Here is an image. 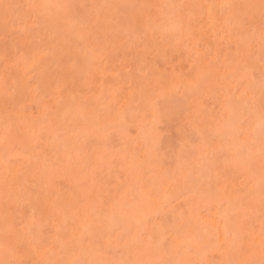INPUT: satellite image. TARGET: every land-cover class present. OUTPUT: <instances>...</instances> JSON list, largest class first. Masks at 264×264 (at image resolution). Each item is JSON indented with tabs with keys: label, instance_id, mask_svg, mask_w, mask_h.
Segmentation results:
<instances>
[{
	"label": "rangeland",
	"instance_id": "rangeland-1",
	"mask_svg": "<svg viewBox=\"0 0 264 264\" xmlns=\"http://www.w3.org/2000/svg\"><path fill=\"white\" fill-rule=\"evenodd\" d=\"M18 1V0H17ZM20 2H21V0H19ZM18 1V2H19ZM24 1V0H23ZM22 1V4L24 3ZM28 1V0H27ZM31 1L32 0H30V2H29V4H26V3H28V2H26V0H25V10L26 9H28V7L31 5L32 7L34 6L33 4H31ZM35 1V0H34ZM36 1H38V3L40 4V5H44L43 7H42V9H41V6H39V9H41L43 12H45V10H46V12L45 13H42V11H41V14L39 13V11L37 10V4L33 7V9L31 8V6H30V13H32L33 12V15H35L36 13H39L38 15H36V16H38V17H40V18H37V20H36V25H33V29H31V27H30V29H28L29 27V25L30 24H28L27 22H30L31 23V18L30 19H26V20H24V22L22 23V18H21V20L22 21H14L15 20V18H14V22L13 21H11L12 19H11V17H12V14L14 13V11L13 12H11V11H9L8 10V6H7V4H9V8H10V5H12V1L11 0H9V3H8V0H7V3L5 4V0L3 1V0H0V2H1V7H0V9H3V10H1V12L2 11H4L5 9H6V11L7 12H11L10 14H11V17H10V19H9V14L8 13H6V14H4L5 12H2L3 14H0V87H2L3 88V86H2V84L4 85V88L3 89H6L5 91L4 90H2V94L3 95H5L4 93H11V96H12V94H13V96H18L20 93H18V91H20V89L17 91V89L15 90V88H17V87H23V86H21L22 85V83H19L20 84V86L19 85H15V82L18 80H15L14 78L15 77H19L18 75L17 76H15V77H12V75L13 74H15L17 71H16V69L18 70L19 69V71L18 72H21L20 74H22L23 73V75H22V77L23 76H25V79H27V81L28 82H25L26 80H24V77L22 78L23 80H22V82H23V84H24V86H25V83L27 84V86L28 85H30L31 84V86H33V84H34V87H36V85H37V87L36 88H33V87H31L30 88V86L28 87V89H30L29 91L30 92H33V95H31L32 97L31 98H28V97H30L29 95H27V94H29L28 92H26V88L27 87H23V89H25V92H24V94H26L28 97H27V99H26V97H25V95H23V93L21 94V95H23V96H18V97H20V99H18L19 101H17V97H15L14 99L15 100H13V98H12V100H11V98L9 99L6 95V99L4 100L5 102L7 101V99H9V101L7 102V104L6 105H4L3 106V109H5V110H8L9 112H10V114L11 113H13V114H15V117H16V119L12 116V118L13 119H15V120H13L14 121V124H13V126L15 125V123L16 122H20V123H16V125H18L19 127L21 126V129H22V127L23 128H25L26 127V125H24L23 123H25L24 122V120H26V119H28V123H29V119H32V117H33V119H34V121H36V123H38L37 122V120H38V118H39V116H42L43 115V113L41 114V115H39V114H37V113H39V111H41V112H44L45 113V111L44 110H42V109H40V108H44L43 106H45V107H47L48 108V106H50V107H52V110H51V112H54V110H55V115L53 114V116H50V117H53L54 119L53 120H55V119H57V118H59V119H57V120H55V122H53V123H55V124H53L52 123V121L50 120L49 121V119H48V124L46 123L45 125L48 127L47 129H51L53 132L50 134L49 133V136L50 135H52L53 133H55V135H56V138L57 139H59V138H61V137H63V135H64V137H63V139H60L61 140V142H63V140L65 139V143L63 144V145H65L66 143H69V145H67L65 148H63V149H61V147H58L57 145H55L57 142H56V140L57 139H55V144L53 145V143H51V142H53V140L54 139H52V141H51V139H50V137H49V139H50V141H48L46 138L47 137H45L44 135H45V133L44 132H46V136H48V134H47V130L45 131V129H46V127L44 128V126L42 125V124H40V126H36L35 127V122H33L32 120V122L34 123V127L32 126V124H30V125H28V126H32V132H30L31 130L29 129H26L25 131H24V129H22V131H23V134H27L26 133V131L28 132V140L31 142V143H33V146H32V144H29L30 146H31V150L30 151H32V149L34 150V154H35V148H36V150L37 151H39V154H37V156H36V154L34 155V154H30L29 153V155H28V151L29 150H24L23 149V147L27 144L26 143V141L24 142V144L25 145H23V147H22V145L21 144H23L22 142H20L18 139L19 138H12L11 136H14V135H11V134H13L12 132H14L11 128H14V127H11L12 125H10V123L12 122V120L10 119V117L11 116H8L7 118H9V120L11 121V122H8L9 124L7 125V122L5 123L4 122V120H6L7 118H6V116L9 114L8 113V111H5V112H3L4 113V115L3 116H5V119H0V145L1 146H3L4 145V143H6V145H7V147H8V149H6V151H5V149L4 150H2V151H4V152H2V151H0V153L2 152V153H4L3 155H1L0 156V159H2V161L0 162L1 164H0V172L1 171H4L3 169H6V171H4L3 172V174L4 175H1V176H4V177H0V184H1V182L2 181H4V182H2V184L4 185L5 184V186L7 187V186H9V184L11 185V182L9 181V179H8V174H10L11 176L10 177H12L13 175H14V170L15 171H17V173L19 174V178H21L22 180L24 179L23 178V176L22 175H25V179H24V181L25 180H27V178H26V175L28 174V173H31V175L30 174H28L29 175V180L31 181V182H33L32 180V178H35L36 180H34V184H35V181L37 182L36 184H38V181H39V178L38 177H40V175L43 177V180H44V178L46 177L45 175H47V177H46V179L44 180V182L42 183H39L38 185H42L41 187H43V185H44V183H45V185L47 184V188H46V186H44V188L45 189H49V190H45L44 188H43V190H45V192L46 191H50V189H51V194H49V193H46V194H48L49 195V197L51 196V195H53L54 194V197L53 198H51L50 197V199H54V200H56V203H57V206H59L58 205V203L59 204H61V207H62V204H63V206L65 207H70V208H68V211H70V212H72V210H81L82 212H80V210L79 211H76V213L78 214V215H76V213H75V211H74V213L73 214H70V215H73V217L71 216V217H69V216H67L70 212H68L67 211V214L65 215V213L66 212H62L63 211V209H61V207H59L60 209H58V207H56L55 209H58L59 210V212L61 211L62 212V214H63V216L65 217V216H67V219H69L70 218V220H71V222H70V220L69 221H67L66 222V220L64 221V223H68L67 224V226H66V224H64L65 226L63 227L62 225V223L63 222H61L60 220H62L63 219V217H61V219L59 220L61 223H59V221H57L58 219H59V217H56V216H52V214H53V210H52V212H51V210H50V213H51V215L48 213V214H46L47 213V211H46V219L45 220H47L48 219V217H52L53 219H50L49 221L47 220L46 222H48V223H46L45 222V224L43 223V225H42V223H40L39 221H35L36 219V217H41V216H43V215H39V213L38 212H34V214L32 213V211L33 210H31V212L29 211V209L26 207V205H28L29 203L27 202V200L25 201L23 198H22V196L24 195V193H25V191L24 190H22L23 189V187H21V189L19 188L20 187V184H21V186L22 185H24V184H22L23 182H21L20 181V183H18L17 182V175L18 174H15L16 175V177L15 176H13V178L12 179H15L16 178V183L17 184H14L13 183V180H12V183L14 184V185H11V186H16V185H18L19 184V192H17L18 191V189H17V186L16 187H12V191H15V193H12L11 192V189H10V192L12 193V195H15V194H17V195H15V196H11L10 194L11 193H9V189L8 188H11V186L10 187H7V190H6V193H9V195L7 196V198L9 199V200H7L5 197L6 196H3L4 198H5V201H7V202H5L4 201V198L3 197H1V199H0V202L2 201V203L1 204H3V205H6L7 206V204H8V202L11 200V199H13V202H9L10 204L9 205H11L13 208H15L16 206H14V205H12V203H16V202H14V199L15 198H17V196H18V194H20V195H22L21 197L19 196V201H21L22 199H23V202H25V203H27L26 205H25V203H23L24 205H22V203L21 202H19V203H21L20 205H22L21 207H20V205H18L17 204V208L18 207H20V209L23 211V213H21L20 215H18L17 213L19 212V211H21V210H19V209H17L16 208V210H19L17 213H16V211H14L12 208V210H10V213L7 215V207H6V211H4V212H7L6 213V215H7V217L6 218H8V216L10 215V216H13V214H11V212H14V215H15V220H16V222H14L13 220V218H11V220L9 219V221L11 222H13L14 223V229H15V233L13 234L12 232H11V230L10 231H8V230H4L3 228L5 227V225H3V224H5L7 221H8V219L5 221V223H4V219L3 218H5L4 216H3V214H1L0 213V215L2 216H0V220H2V221H0L1 223H0V228H2V226H3V228L2 229H0V250H1V252H0V261L2 260V258H4L3 260H2V262L3 261H5V260H7L8 261V257L9 256H11L12 254L11 253H13V254H18V256H21V254H23L22 253V251L23 252H25V249H24V246L22 245V243L20 244L19 243V241H18V245H16L18 248H15L13 245H15V244H13L12 245V243H14V240L15 239H17L16 238V236H15V238L13 237L15 234H16V232H17V234L18 233H20V232H22L21 231V229L20 230H18L19 228H21V225H23L22 227L25 229H27V233H28V231H29V233L26 235V233H24V232H26V229L22 232V234H24V235H26V236H22V234H21V236H18V237H22L23 239H20L19 238V240H21L22 242H24L23 244H25V242H26V239H24V237H27L28 239H29V236L30 235H32V236H30V238H31V240H32V238L34 239L33 241L35 242L34 244L35 245H37V246H35L34 248H32L33 250H35V249H37V250H35V252L36 251H39L40 249H38L37 247H38V243H43V244H41V249L42 250H44V249H47L46 247H50L49 248V250L51 249V250H53L54 248H57L58 247V244H59V247H61L60 245H62L61 244V242H60V240L61 239H63L62 240V242H66V241H68L67 243H75V245L74 244H70L69 246H71L70 247V249H72V246H74L75 248H76V246L78 247V249L77 250H81V249H83L84 247V251L82 250V252H83V254H82V256L83 257H85V259L87 258V262H88V260L89 261H91V259H93V262L91 261V262H88V264H117V261H118V264H137L138 262H139V264H146V262H143V263H141L140 261L142 260V258L144 259V261H145V258H144V256L142 255V253L144 254V255H146V257H147V255H152V257H153V254H156V252L158 253V251H156L157 249L154 247L152 250L153 251H155V253H151V252H149V250H151V248H152V244H153V246H154V244L156 245L157 244V246L159 247V249L158 250H160L159 251V255H161L160 257L161 258H163V260H165L166 258H167V256L169 255L170 256V254L169 253H163V252H165V251H169V249L168 250H166L167 248H164V251H163V244H164V242H166L165 243V246L164 247H169L168 245H167V242H169V241H171V240H173V238L175 237V238H177L176 236H179V235H181L182 234V236H183V231L184 230H186V233H187V229H188V231H190V232H192V230H193V225L195 226V225H197V228L198 227H200V225L198 226V224L196 223L195 224V219H196V216H199V213L197 214L196 213V215H195V212H196V210H197V212H199V210H198V206L199 205H201L203 202H204V200L206 199L207 200V197H209V195L207 194V197H206V193H210V192H212V191H210L211 189V187H213V184H212V186L210 185V184H207L208 183V181L211 179V178H209V176H213L212 175V172H211V169H210V171H209V169L207 168H203L202 169V171L201 172H199V170H201V168L203 167V163L205 164V162H204V160H206V159H208L209 158V160L208 161H210V157H208L207 156V158H204L203 156H201L202 154H200V157H199V159H198V157L197 156H195V154H194V157L196 158L197 157V159L200 161V159H201V162H202V166H200V164H199V166L198 167H196V169H198V170H196V169H192V168H190L189 170H194V171H190L191 173H188V174H190V176H192V175H196L195 177L194 176H192V177H190V181H187L186 183H190L191 182V178H192V182H193V184L192 185H195V186H190L191 185V183H190V187H188V188H186V187H184L185 188V190H181V188L183 187V185H182V181L180 182L181 183V185H182V187L180 188V186L178 187V182L180 181V179L182 178V176H186L187 178L189 177L188 176V174L186 173V174H184V173H182V172H184V171H186L187 172V169L189 168V164H188V162H190V158L193 160V157H192V152L194 153V150H195V152H196V150H198L199 149V151H200V147H203L204 148V146H207V149H209L210 147H212V146H209V144L211 145L212 143H210L209 141H213L212 139L214 138V139H216V138H218L219 139V141H218V139H216L217 141L214 143V144H212V145H216V143H217V145H219V144H221L222 145V141L220 142V138L218 137V134L220 133L221 134V136L223 135V133L222 132H224V134H225V131H227L226 129L229 127V125H228V127L225 129L224 128V126L221 124V121H222V123H224L225 124V120L226 119H223V118H225L226 117V114L227 113H229V112H225V110L226 111H228L229 110V108H228V106H226L227 107V109H225L224 110V112H223V109H222V107L224 106V105H222L223 103H222V101H221V103L222 104H220V96H218L217 94H215L216 93V90L214 91V89H211V90H213L214 91V93L212 92L211 93V91H208L209 90V86H208V89H207V85H210V87H215L216 85H218V87L216 86V88H218V90H217V93L219 94L220 93V90H221V92H223L224 93V88L227 90H225L226 92L225 93H227V92H230V90L228 91V88L230 89V87H232V86H234V92H232L231 91V93H228L229 95L230 94H232L231 95V99L228 97L229 95H225V96H227V98L228 99H230V101L229 100H227V102L229 101V102H232L231 100H233V101H235V98L234 99H232V96H235V93H236V95H238L237 93H239V96L237 97V99H236V104H237V101H238V99H240L241 100V97H244L245 95H242L245 91H243V93H242V88H243V90H246V92L248 91L249 92V90L251 91V93L250 94H248V95H250V98H251V96H252V98L255 96V94H256V92L257 91H259L258 90V87H259V89H261V87H262V89H264V58L262 59V56H261V52L262 51H264V44L262 43H260V45H259V43L258 42H263V38H264V36H263V33H264V12H263V10L261 9V12L260 11H257V9L259 8V6H257V5H260V7H262V0H261V3H260V0L258 1V0H256V2H258V3H256L257 5H256V10H254V12L252 11L253 9H255V7L252 9L251 8V6L252 5H254L255 6V2L253 1V4H250L251 6H249L248 8H251L252 10H248V8H247V11L245 12V13H247L248 11H249V13H248V15H249V17H248V15H245V13L243 14V15H245V16H243V17H241L240 16V14H242V13H240L239 14V11L241 10V9H244L245 10V8L249 5V1H251V0H249V1H247L246 0V2H247V4H245L246 2L243 0H241V6L240 7H242V8H239L238 6L240 5V4H238V5H236L235 6V11H234V15H233V19L235 18L237 21L236 22H233V23H230L231 24V27H230V25H229V27L233 30L234 28H232V25L233 24H236V26H240V25H242L243 24V26H245V27H237V30H239V28H240V30L242 29V31H243V29L245 28V30H246V32H245V30H244V32H241V33H239L238 31H236V32H238V34H243V35H251V37H249V38H247L246 36V38L247 39H249L250 40V38L252 39V41L253 42H251L250 43V45H249V43H246L245 42V40H246V38H245V40H244V38H243V40L242 41H244V43H241V44H244V45H249V46H245L246 48L248 47V49H246L245 50V53H242L239 49H241V47H243V46H240V44L238 45L237 44V46H233V43H234V41H232V42H229V39L227 38V41L229 42H226L225 43V39L223 38V40L222 41H220L219 43H218V45L216 46V45H214L215 43H217V40H216V38H219V37H221L222 35H220L219 33L220 32H218L217 33V35L219 34V36L217 37V35H216V38L214 39L213 37H214V34L212 35L211 33H213V32H215V27L214 28H212L211 27V29H215L213 32H212V30L209 28L210 26H212V25H210L209 26V23L210 22H208V24H206V25H204V21L206 20V19H204L205 17V15H203V17H201L202 16V13L204 12V11H202V13H201V16H200V18H197V17H195L196 16V13H194V11L196 10V8L198 9V6L196 7V6H194V8H193V6H192V4H187V6L188 7H190L189 8V11H191V9L193 8V11H192V13L190 12V14L193 16H191V18H190V16H188V14H186L185 13V11L186 10H184L183 9V7H184V4H183V6H182V8L180 7V4L182 5V3H183V1L181 2V0H180V2L181 3H179V5L177 6L176 4V7H177V10H179V11H177L178 13H176V15L178 14L179 16H183V17H185L184 16V14H186L188 17H189V19H188V17L185 19V18H181L182 20H177L178 22H181V21H184V23H185V25H184V23L182 24V27H183V25H184V27L182 28V29H184L185 28V30H184V32L182 31L181 32V35L180 34H176L177 35V37H179V36H182V34H184V36L187 38V40H182V39H179L180 41L178 42L177 41V39L175 40V38H173V36H175V32H177V31H175L174 32V34L172 33V32H170V33H172L173 34V36H172V34H169V36H172L171 37V39L170 38H167V39H163V37L164 38H166V33L168 34V32L164 29L163 30V32L164 33H162V31H161V33H159L160 32V29L158 30V28H159V26H160V28H161V25H159L158 26V28L156 27V29L158 30V32H154V30H153V35L151 34L152 32H149V30L152 28H150L149 30L147 29V27H150V25L149 26H147V24L146 23H148L149 24V22H150V20L152 19L153 20V18H151V16H147L146 17V15H144V18H142L141 17V15L144 13V14H146V12L144 11L145 10V2H146V0H142V1H140V0H47L48 2L47 3H50V4H47L46 2H44V0H42L41 2H40V0H36ZM35 1V2H36ZM53 3H52V2ZM106 1V2H105ZM124 1L126 2V3H124ZM150 1V0H149ZM158 1V0H157ZM155 2V3H158V2ZM174 1H176V0H174ZM177 1H179V0H177ZM185 1V0H184ZM187 1V0H186ZM189 1V0H188ZM190 1H192V0H190ZM193 1H195L194 2V4H196V3H200L201 4V7L200 8H202V6H203V4L200 2V0H199V2L198 1H196V0H193ZM192 1V2H193ZM204 1V0H203ZM207 1V3L208 4H213V2H212V0H206ZM206 1H204L205 3H206ZM215 1H217V3H218V1H220V0H214V2ZM251 1V2H252ZM10 2H11V4H10ZM16 3V2H14V3H16V5L18 4V5H20L18 8L16 7V9H19L22 5L21 4H19V3ZM33 2V1H32ZM105 2V3H104ZM108 2V3H107ZM113 2V3H112ZM147 2H148V0H147ZM153 4H152V3ZM152 0L150 1V2H148V6H150V8H147L148 6H147V4H146V11L148 12L149 10L148 9H152V10H154L155 9V7H153L154 5H156L155 3H154ZM160 2H161V0H160ZM159 2V3H160ZM162 2H163V0H162ZM162 2H161V4L160 5H162ZM167 2V0L165 1V3ZM191 2V3H192ZM203 2V3H204ZM244 2V3H243ZM2 3H4L6 6H7V8L5 7V9H4V5L2 6ZM42 3V4H41ZM139 3H140V5L142 6V10H141V12L139 11V8L141 7H139ZM144 5H142V4ZM151 5H150V4ZM178 3V2H177ZM206 3V4H207ZM223 3H224V0H223ZM236 3H238V1L237 2H235V4ZM239 3H240V1H239ZM24 4H23V8H24ZM51 4H53V5H51ZM170 4H172L171 2H170ZM193 4V5H194ZM243 4H245L244 5V7L242 6ZM49 6L50 7V9H49V7L48 8H46L47 6ZM58 5V6H57ZM113 5V8H111V6ZM153 5V6H152ZM166 5H168L169 6V3H167ZM174 4H173V6H175ZM191 5V6H190ZM247 5V6H246ZM187 6H185V7H187ZM263 6H264V4H263ZM13 7H14V5H13ZM52 7V8H51ZM106 7L107 8H109L110 9V11H109V9H106ZM151 7H153V8H151ZM237 7H238V9H237ZM23 8H22V10H23ZM157 8H158V6H157ZM160 8H162V6H160ZM160 8L158 9V13H159V11H160ZM169 8V7H168ZM171 8V7H170ZM169 8V9H170ZM262 8H264V7H262ZM11 9V8H10ZM13 9V8H12ZM14 9H15V7H14ZM21 9V8H20ZM19 9V10H20ZM112 9V10H111ZM164 9H165V7H164ZM164 9H161V10H163V11H161V16H160V18L158 19V20H160L161 21V23L162 22H164V23H162V25H165V28H170V27H166V26H168V23H166L167 21L165 20L166 19V17L164 18V21L162 20V17H163V12H164ZM184 11H183V10ZM187 9V8H186ZM238 11H237V10ZM23 10V14H19V16L20 15H22V16H25V17H27L28 18V12H26V11H28V10ZM33 10H37V11H35L36 13L34 14V11ZM51 11V12H48V11ZM55 10V12H53ZM67 10V11H66ZM105 10V11H104ZM156 10L157 9H155V12H153L154 13V15L156 16V15H158L157 13H156ZM176 10V9H175ZM200 9H198L196 12H197V15L199 14L200 15V12H201V10L199 11ZM202 10H203V8H202ZM244 10H243V12H244ZM260 10V9H259ZM66 11V12H65ZM126 11H128V12H126L127 13V15L126 14H124V16H123V13H125ZM129 11L131 12V14L129 13ZM140 12L139 13V15H138V13L137 12ZM199 11V12H198ZM237 11V12H236ZM0 12V13H1ZM25 12L26 13H28V14H25ZM47 12H48V14H47ZM69 12L71 13V15H72V17H70L69 15ZM107 12V15H105V13ZM176 12V11H175ZM182 12V13H181ZM224 12H225V10H224ZM224 12H221V13H224ZM242 12V11H241ZM252 14H251V13ZM256 12H258V14H256ZM260 12V13H259ZM18 13V12H17ZM53 13V14H52ZM104 13V14H103ZM109 13V14H108ZM128 13H129V15H128ZM151 13V12H150ZM180 13V14H179ZM187 13H189L188 11H187ZM235 13H236V15H235ZM237 13L239 14V15H237ZM255 13V14H254ZM15 14H16V11H15ZM44 14V16L42 17V15ZM64 14H68V15H64ZM133 14H134V16H135V14H136V16H135V18H134V16H133ZM166 14H167V10H166ZM166 14H164V16H166ZM173 14H174V12H173ZM172 14V15H173ZM195 16H194V15ZM204 14H206L205 12H204ZM216 14V17H215V19L217 18H219V17H223V16H220V14H219V16L217 15V13H215ZM253 14L255 15V16H253ZM262 16H261V15ZM30 15V14H29ZM33 15L31 14L30 16L35 20V18L33 17ZM50 17H49V16ZM138 15V16H137ZM148 15V14H147ZM169 15V14H168ZM170 15H171V13H170ZM175 14H174V16L172 17V18H174V17H178V16H176ZM198 15V16H199ZM214 15V14H213ZM223 15V14H222ZM260 17H259V16ZM18 16V14L16 15V17ZM45 16H47V18H45ZM63 16V17H62ZM67 18H66V17ZM106 16H107V18H106ZM125 16H128V17H126L125 18ZM155 16H154V19H155ZM208 16V15H207ZM206 16V18H208L209 17V20L208 21H211V19H210V16H208L207 17ZM215 16V15H214ZM218 16V17H217ZM236 16H240L239 17V22H238V17L236 18ZM252 16V17H251ZM49 17V18H48ZM54 17L56 18V19H54ZM66 19H65V18ZM104 17V18H103ZM146 17V18H145ZM149 17H150V19H149ZM157 17V16H156ZM170 17V16H169ZM246 17H248L249 19L247 20L246 19ZM18 18V17H17ZM16 18V19H17ZM20 18V17H19ZM51 18V19H50ZM61 18V19H60ZM89 18V19H88ZM103 18V19H102ZM171 18V17H170ZM170 19V22L173 20V19ZM176 18H174V19H176ZM195 18H197L196 20H194ZM202 18H203V22H202ZM10 21H9V20ZM25 19V18H24ZM42 19V21H40V25H41V23L43 22V20L47 23H53V25L52 24H46V23H44V25L46 24V25H48L47 27H49V25H51L50 27L51 28H53L54 27V29L55 28H57V29H55L56 31H58L59 30V32L60 33H62L63 35H65V32H66V28H67V25L65 24H62V22L60 23V21L62 20V21H65V22H67V20H68V22L70 23V24H72V23H75V25H74V27H73V25H71V26H69L68 28L69 29H67V34L65 35V37H63V38H66V39H64L65 40V42H62V43H64V44H66L68 41H70V40H74L73 38H75V35H76V33H77V31L76 30H78V33H77V39H76V41L77 42H80L79 40H80V38H82V37H84L85 36V34H86V32L88 33L89 31V33H88V39H89V41H90V38H91V40H92V42H93V40H94V42L97 44L98 43V46L100 45V43L103 45L104 43L106 44V46H113V49L115 48V49H117L118 50V52L117 51H115L116 53L115 54H113L112 55V57L110 56V58L108 57V56H106V51H104L105 49H100V48H102L101 46H99L100 48H99V50H98V52H99V54L100 53H102V52H100V50H103L104 52V56L105 57H103V56H101V54H100V56H101V58H99L98 56V53H93L94 55H98V56H95V58H99V60L101 59V61H100V63H98L97 61H99V60H97L96 62L98 63V64H100V65H98L97 67V69H96V72L98 71V70H100L99 72L100 73H96V75L98 76H96V75H93V71L92 70H94V68L93 69H91V68H89L88 66H87V68H89L91 71H88V73L89 72H92V76H94V81H95V83L94 84H88V83H86L85 82V79H86V77L87 76H89L90 74H88L87 73V71H85L82 67H81V65H80V67L82 68V72L80 73V74H77V77H76V75H74L75 77H73L72 78V76L70 77L69 75H71V73L72 72H70V74H69V71H67L66 73H64L65 71H63V66L66 64L65 62H67V61H69L68 62V66L67 67H74V65H73V63H72V66H69V64L71 65V60L68 58L67 59V57L65 56V55H67V51L65 52L64 50H65V48L66 47H60L61 46V44L62 43H59V41L57 42L56 41V36H58L60 39H61V36H59L60 34H58V35H56V33H55V38L53 37L54 36V33H53V36H52V33L51 32H53L54 31V29H51V28H49L48 30H53V31H51L50 32V34H49V32H48V34H49V37L50 38H52V40H53V44L52 45H56V42L57 43H59L58 44V46L60 47V52L58 53L59 54V57L60 58H58L57 57V59H55V57H56V53L54 54V51H55V47H53L52 45H50V43L52 42L51 41V39H50V41L49 40H44L43 38H45V36H47V35H45L47 32V27L45 28L46 30H44L45 31V33H43L42 32V34H40V37H41V35H43L42 37H41V39L40 40H44L45 41V45L47 44V43H49L48 44V46H46V48H50L51 46H52V48H54L53 50V54H54V56L53 57H51V55H50V52H48L49 51V49H48V51H46L47 49L45 48V47H43L42 46V43L44 42V41H34V40H38V39H36V37H34V35H35V33H34V26H38V29H39V27H40V25H38L39 24V22L37 23V21H39V20H41ZM48 19V21H46V20ZM49 19L51 20V22H49ZM55 20V22L53 21V20ZM167 19H169L168 17H167ZM178 19H179V17H178ZM188 19V20H187ZM192 19L194 20V21H192ZM234 19V20H235ZM240 19H242V21L244 22V23H242V22H240L241 20ZM251 19V20H250ZM31 20V21H30ZM73 20V21H72ZM85 20H87V21H85ZM103 20H104V24H103ZM148 20V21H147ZM156 20H157V18H156ZM219 20H221V18L219 19ZM218 20V21H219ZM256 20V21H255ZM7 21H9V23H7ZM57 21H58V23H57ZM72 21V22H71ZM74 21H76V22H78V24L80 25H78L76 22H74ZM105 21H106V23H105ZM147 21V22H146ZM155 21V20H154ZM153 21V22H154ZM174 21V20H173ZM172 21V22H173ZM187 21H189L188 23H187ZM201 21V22H200ZM83 22V23H82ZM146 22V23H145ZM191 22L192 23H194V24H191ZM198 22L200 23L199 25H198ZM206 22V21H205ZM247 22H248V24H247ZM4 23H7L6 25H4ZM42 23V24H43ZM55 23V24H54ZM60 23V24H59ZM85 23V24H84ZM143 23L145 24L144 25V27H143ZM156 23H158V24H161V23H159V21H157V22H155L154 23V25L153 26H155V25H157ZM182 23V22H181ZM192 25V26H194L195 27V24L196 25H198L199 26V28H201V29H199L198 31H200V32H198V31H196L195 30V28H192V26L190 27V24ZM201 23H203V24H201ZM237 23H240V24H237ZM31 24H35V21H34V23L32 22ZM59 24V25H58ZM68 24V23H67ZM150 24H152L151 22H150ZM167 24V25H166ZM175 24V23H174ZM178 24V23H177ZM250 24H251V26H250ZM258 24V25H257ZM69 25V24H68ZM172 25V24H171ZM202 25V26H201ZM56 26V27H55ZM64 28V30H63V28ZM82 26H83V28H82ZM145 26H147L146 28H145ZM152 26V25H151ZM170 26V25H169ZM181 26V25H180ZM197 26V27H198ZM201 26V27H200ZM203 26H204V31L206 32V34L204 35V31H202L203 30ZM207 26H208V28H207ZM60 27V28H59ZM115 27H117L116 29H115ZM143 27V28H142ZM164 27V26H163ZM250 27V28H249ZM252 27V28H251ZM257 27V28H256ZM27 28V29H26ZM42 28H44V26L42 27ZM74 28H76V30L74 29ZM86 28V32H85V29ZM127 28H129V29H127ZM173 28H175L174 26H173ZM178 28V27H177ZM191 28V29H190ZM36 29L35 28V31H37V33L39 34V32L41 33V29ZM88 29H90V30H88ZM118 29V30H117ZM131 29L133 30L134 29V33L132 32L131 33ZM146 29V30H145ZM153 29H154V27H153ZM156 29H155V31H156ZM176 29V28H175ZM218 30H219V27L217 28ZM235 29H236V27H235ZM235 29H234V31H235ZM258 29V30H257ZM260 29V30H259ZM263 31H262V30ZM26 30V31H25ZM70 30V31H69ZM76 32H75V31ZM79 30H80V33H79ZM116 30V31H115ZM161 30H162V28H161ZM169 30V29H168ZM181 30V27L179 28V31ZM187 30H189V34L192 36V35H195V34H198V36H199V34L200 35H202V39H199L198 37V39H199V41H197L196 39V36H194V39H195V41H191V36L190 35H188V36H186L187 34H188V31ZM220 30H222V29H220ZM257 30V31H256ZM39 31V32H38ZM130 31V32H129ZM143 31V32H142ZM148 31V32H147ZM150 31H152V29L150 30ZM165 31H166V33H165ZM172 31V30H171ZM187 31V33H185ZM190 31L193 33H190ZM225 30H223V32H224ZM55 32V31H54ZM73 32H75V34H73ZM82 32H84V34H82ZM118 32V33H117ZM146 32V33H145ZM223 32H221V34H223ZM248 32V33H247ZM259 32H261L262 33V36H263V38L261 37V39H263V40H261L260 39V37H257V36H259L258 34H259ZM25 33V34H24ZM71 33H72V36H70L71 35ZM93 33V34H92ZM131 33V35H129ZM151 34L149 37H148V35H147V37L145 38V34ZM157 33H159V35L160 36H162L163 34H165L164 36H162V37H160ZM209 33V34H208ZM225 33V32H224ZM246 33V34H245ZM30 35V38H29V36H27V35ZM134 34V35H133ZM154 34H155V36H154ZM186 34V35H185ZM37 35V34H36ZM79 35H82V37H78ZM84 35V36H83ZM120 35V36H119ZM179 35V36H178ZM209 35V36H208ZM213 37H212V36ZM225 35V34H224ZM226 35H227V33H226ZM235 35L237 36V33H235ZM239 35V36H240ZM74 36V37H73ZM117 36V37H116ZM189 36H190V41L191 42H188L189 41ZM255 37V38H259L260 40H257V43H258V45H257V43H256V39L254 40V38H252V37ZM25 37V38H24ZM72 37V38H71ZM93 37V38H92ZM95 37V38H94ZM152 37V39H150L149 40V38H151ZM200 37V36H199ZM224 37V36H223ZM225 37H227V36H225ZM58 38V39H59ZM69 38H71V39H69ZM85 38H86V36H85ZM120 38V42L118 43L119 44V46H120V43H121V46L123 47L124 46V49L123 48H119L118 49V46H117V44H115V42L116 41H118V39ZM148 38V39H147ZM239 38L240 37H238V39L236 38V40H235V45H236V42H240L239 41ZM27 39V40H26ZM34 39V40H33ZM46 39V38H45ZM48 39V38H47ZM88 39L86 38V40L88 41ZM100 39V40H99ZM161 41H160V40ZM193 39V38H192ZM242 39V38H241ZM85 40V39H84ZM83 40V43H82V45L84 44V42L86 41H84ZM170 40V41H169ZM175 40V41H174ZM200 40H203V41H200ZM206 40V41H205ZM248 40V41H249ZM30 41H31V43H30ZM49 41V42H48ZM55 41V42H54ZM75 41V40H74ZM75 41V42H76ZM81 41H82V39H81ZM99 41H100V43H99ZM122 41H124V42H122ZM218 41H219V39H218ZM247 41V40H246ZM247 41V42H248ZM34 42L35 43H38V42H40L41 44V49L39 48V49H37V47H36V45L38 46V44H34ZM128 42V43H127ZM196 42V43H195ZM206 42H207V44H206ZM250 42V41H249ZM30 43V44H29ZM34 44L33 45V47L35 46L36 47V49L34 48V49H32L31 48V44ZM70 43H71V45H70ZM68 42V44H66V46H68V45H70L69 47H71L74 51H75V49H77V47H78V51H75L76 52V54L77 53H79V52H81V55L82 54H84L83 55V57L85 56V51H83L85 48L87 49V51H88V49L89 48H87V44L88 43H86L85 42V46L83 45L82 47H85V48H82L81 47V43L79 44V43H74V42ZM72 43H74V45H75V47L73 46V44ZM153 43V44H152ZM155 43V44H154ZM159 43H160V45H159ZM170 43V44H169ZM192 43H194L193 44V46H192ZM204 43V44H203ZM211 43H213L212 45H210ZM246 43V44H245ZM43 44V45H44ZM76 44H79L78 46L76 45ZM90 44H91V42H90ZM89 44V45H90ZM93 44V43H92ZM105 44H104V48H105ZM123 44V45H122ZM152 44V45H151ZM162 44V45H161ZM173 44V45H172ZM196 44V45H195ZM225 44V45H224ZM232 44V45H231ZM44 45V46H45ZM49 45H50V47H49ZM126 45V46H125ZM164 45V46H163ZM178 45V46H177ZM209 45V46H208ZM228 45V46H227ZM230 45V46H229ZM252 45V46H251ZM263 45V46H262ZM38 46V47H39ZM63 46V45H62ZM91 46V45H90ZM159 46H161V48L159 47ZM212 46V47H211ZM240 46V47H239ZM251 46V47H250ZM57 47V46H56ZM80 47H81V49H80ZM89 47V46H88ZM126 47V48H125ZM221 47V48H220ZM223 47V48H222ZM238 47V48H237ZM250 47V48H249ZM252 47H254V49L252 48ZM71 48H70V52H71V54H72V51H71ZM93 49L94 48V46L92 45V47H90V49ZM95 48H98L97 47V45L95 46ZM94 48V50L95 51H97L96 49ZM111 48V47H110ZM109 47H108V51L107 52H109V50H111ZM192 48H194L195 49V51L197 52V51H199L197 54H198V56L196 55V58L198 57H200L197 61H201V58H203L204 60H205V62L203 61V59H202V61L204 62L203 64H202V66H204V64L206 63V62H208V64H207V66H208V70L211 72V70H212V68H213V75H212V79L213 80H210V78L209 77H211V75H210V72H209V74L208 75H210V76H208L207 75V70H205L204 69V67L202 68V71H203V69H204V72L203 73H205V75L209 78V80H207L206 78H203V77H205V75L203 74V73H199L200 72V70H197L195 67L196 66H199L198 64L199 63H202V61L201 62H199V63H197V61L196 60H194V59H196L195 57H194V55L193 54H191L193 51L192 50H194V49H192ZM214 48H215V50H214ZM217 48H219V51L217 52ZM228 50H230V52H229V58H228V51H226L227 49ZM234 48V49H233ZM61 49L65 52V57L64 58H66V60L67 61H63V60H61V59H63V57H61L60 55V53H61ZM90 49H89V51H90ZM122 49V50H121ZM126 49V51H124ZM191 51H190V50ZM202 49V50H201ZM210 49V50H209ZM235 49H238V50H236V51H238V52H236V51H234ZM51 50V49H50ZM80 50H82L84 53H82V51H80ZM119 50H121V51H119ZM204 50V51H203ZM244 49H242V51H243ZM57 51H59V49H58V47H57ZM62 51V52H63ZM86 51V52H87ZM88 51V52H89ZM93 51V50H92ZM216 51V52H215ZM64 52H63V54H64ZM88 52H87V54H88ZM122 52V53H121ZM125 52V54L123 55V53ZM196 52L194 53V54H196ZM216 54V55H214V53ZM224 52H226V53H224ZM231 52H232V55H231ZM244 52V51H243ZM259 52V53H258ZM69 53V52H68ZM74 53V52H73ZM205 53V54H204ZM219 53V54H218ZM38 54H40V56H38L39 58H41V57H43V56H45V57H47V59H48V55L47 54H49L50 55V61H52V58H53V62H54V60L56 61V64H61V67H60V69H59V66L58 65H56L55 63H54V66L56 65V67H58V70H57V68H55V74H54V69H48L49 70V72H48V74L50 73L51 74V71H52V74H54L55 76V78L52 76V79H58V77H56V76H59L60 77V75H61V77L63 78V76H65L66 77V75H67V77H66V81H65V83L63 82L64 80L60 77L59 79H58V81L59 80H61V81H57L58 82V84H59V88H58V86H57V88L56 87H54V85H52V84H50L48 81H47V85H48V87L49 88H47L46 90V92H45V89L43 88V87H45V83H46V80H47V76H48V74H47V76L45 75V73H47V72H45V71H47V69L46 70H43V67H45V66H43L42 67V64L40 65L41 67H39V69H42L43 71H39V69H38V67L36 68L35 66H36V64H33L34 62H36L37 61V59H35L36 61H34L33 63H32V65H34V70H33V68L30 66V63L32 62V60H31V55L32 56H37ZM75 54V55H76ZM86 54V55H87ZM111 54V53H110ZM211 54V55H210ZM218 54V55H217ZM237 57V60H236V63L238 62V59H239V64L238 65H234V62H235V60H230V56H231V58H232V56L234 57V55ZM242 54H246L247 56H245V55H242ZM262 54H263V57H264V52H262ZM28 55H29V57H28ZM42 55V56H41ZM47 55V56H46ZM73 55V54H72ZM210 55V56H209ZM238 55V56H237ZM89 56H91V55H89ZM89 56H85L86 58H87V63H89V61H91L90 60V57ZM206 56V57H205ZM214 58H213V57ZM227 56V57H226ZM246 58H245V57ZM68 57H70L69 55H68ZM75 57L76 56H73V59H72V61L74 60V61H76L75 60ZM80 57V56H79ZM83 57H81V58H83ZM84 57V58H85ZM94 58V56L92 55L91 56V58ZM121 57H123V58H121ZM126 57V58H125ZM218 57H220V59L218 58ZM224 57H226V60L225 61H227V60H229L228 61V64L225 62H223V61H221V59L223 58V60L225 59ZM29 58V59H28ZM72 58V57H71ZM77 58V60L79 59L78 57H76ZM83 58V59H84ZM106 58L108 59V60H106ZM209 58V59H208ZM211 58V59H210ZM216 58V59H215ZM235 58V57H234ZM233 58V59H234ZM43 59V58H42ZM42 59H40V60H42ZM46 58H44L43 60V62L45 63L46 62V67H50V66H53V65H51V64H53V63H50V62H47V61H49V60H45ZM58 59H60L61 60V62L63 61V63H60V61H58ZM251 59V60H250ZM262 59V60H261ZM27 60H28V62H29V60L31 61L29 64H28V66L26 65L28 62H27ZM40 60H38V61H40ZM93 60V59H92ZM194 60V62H195V65L193 64L194 62H192ZM213 60V61H212ZM218 60H220V61H218ZM245 60L246 61H248V62H250L251 64H253V66H254V68H253V66H249V68L251 69H249L248 68V70L250 71V74L248 73V72H245L246 70V65H247V63H246V65L244 66L243 65V63L245 64ZM250 60V61H249ZM24 61V62H23ZM25 61H26V63H25ZM37 61V62H38ZM57 61H58V63H57ZM80 60H78V62H79ZM84 61V60H83ZM95 61V60H94ZM94 61H93V63H94ZM216 61L218 62V65H217V63H216ZM23 62V63H22ZM76 63L75 65H77V64H79V63ZM92 62V61H91ZM231 62H233V65L231 64ZM241 62V63H240ZM25 63V66L24 67H22L21 65H23ZM47 63H49L50 64V66H49V64H47ZM80 63H81V61H80ZM87 63H82V64H84V65H86ZM211 65H213L212 66V68H209V65L210 64ZM214 63V64H213ZM221 63H223L224 64V66H223V64H221ZM40 64V63H39ZM89 64H91V63H89ZM96 64V63H95ZM148 64V65H147ZM240 64H242V65H240ZM15 65H17L16 67H15ZM18 65L20 66V67H18ZM44 65V64H43ZM63 65V66H62ZM67 65V64H66ZM97 65V64H96ZM192 65H194L193 67V69L195 70H197V74L196 75H198V76H196L195 75V78H197V77H199L200 76V74L201 75H203L202 76V79L203 80H206V87L204 88L202 85H200V84H198V83H200V82H202V84H203V80L201 79V78H197V80L199 79V80H201L200 82L199 81H197L194 77L192 78V79H194V81L195 82H197V83H195V85L197 86H195V88H198L197 90H194L193 91V89H195V88H193V89H191L192 91H193V93L192 94H190L189 92H187V93H185L184 91L185 90H180V85L178 86V89L180 90V91H176V93H177V95H179V93H180V95H184V96H178V97H176L174 94H176L175 92H174V94L173 95H171V97H175L174 99H175V101L177 102L178 101V99L177 98H183L182 100H183V102H184V100H185V105L187 104V106L189 107H185V105L182 103V101L180 102V104L178 103V108L179 107H181V110L180 109H178V111H177V108L175 107V106H173L172 108H171V106H169V104H171V102H174V101H170V100H168V99H165L166 100V104H168V106L166 105V104H163V105H160L161 103H162V101H163V103H164V95L161 97V95L162 94H165L166 93V91H170V92H173L172 90L174 89V86H173V84L175 83L176 84V82H174L173 80L175 79V78H178V81H179V77H183V79H185L184 78V76L186 77V79H187V77H189V73L191 74V76L192 75H194V74H192V72H196V71H194L193 69H192ZM210 65V66H211ZM249 65V64H248ZM247 65V66H248ZM31 67L32 68V70L29 68L28 69V67ZM37 66H39V65H37ZM92 66V64L90 65V67ZM95 66V65H94ZM200 66H201V64H200ZM199 66V67H200ZM201 66V67H202ZM230 66V67H229ZM239 66H242L243 68H245V69H243V68H238ZM79 66H78V68H79V71H80V68ZM93 67V66H92ZM101 67V68H100ZM143 67V68H142ZM199 67H198V69H199ZM218 67V68H217ZM225 67V68H224ZM237 69V71L239 72H237V71H235L236 69ZM15 68V69H14ZM23 68H26V69H23ZM74 68H77L76 66L74 67ZM86 68V66H85V69H87ZM96 68V67H95ZM142 68V69H141ZM206 68V67H205ZM221 68H224V69H222V70H220ZM260 68V69H259ZM28 69V70H27ZM35 69L36 70H38V71H35ZM66 68L64 67V70H65ZM73 69V68H72ZM72 69H70V70H72ZM137 69V70H136ZM150 69V70H149ZM217 69H219V70H217ZM226 69V70H225ZM233 69V70H232ZM235 69V70H234ZM241 69V70H240ZM243 69V70H242ZM61 70V71H60ZM66 70H68V68L66 69ZM124 70H126L127 72H125ZM254 70V71H253ZM13 72V74H12V72ZM23 71V72H22ZM28 71V72H27ZM32 71H34L33 73H32ZM58 71H60V72H58ZM63 71V72H62ZM72 71H75V72H73V73H77V69L76 70H72ZM136 71V72H135ZM201 71V72H202ZM223 71V72H222ZM227 71V72H226ZM234 71V72H233ZM244 71V72H243ZM17 72V73H18ZM122 72H124V73H122ZM232 72V73H231ZM9 73H10V75H9ZM40 73H43V74H40V75H45V77H46V79L44 80L42 77L43 76H40L39 74ZM60 74V75H57V74ZM62 73H63V75H62ZM68 73V74H67ZM88 74L87 76H83L82 77V75L83 74ZM125 73H126V75L128 74V76H130V77H132V78H134V80L132 81V80H130V81H126V79L127 78H129L128 76H127V78H126V76H125ZM143 73H145V74H143ZM236 73V74H235ZM246 73L248 74V76L246 75ZM50 74H49V78H51L50 77ZM95 74V73H94ZM101 74V75H100ZM135 74H136V77H135ZM142 76H141V75ZM155 74H156V76H155ZM229 74V75H228ZM232 74V75H231ZM242 74V75H241ZM244 74V75H243ZM36 75H39V77L38 78H42V80H44L45 82H44V84L40 81V80H37V76ZM81 75V76H80ZM90 75V76H91ZM99 75H100V77H99ZM132 75V76H131ZM173 75V76H172ZM178 75V77H175V76H177ZM181 75V76H180ZM224 75H226L225 77H224ZM233 75H234V78H233ZM239 75V76H238ZM253 75V76H252ZM69 76V77H68ZM91 76V78H93ZM119 76H120V78H119ZM124 78V76H125V78H124V80H125V82H124V80L122 79V77ZM213 76H214V78H213ZM216 76V77H215ZM20 77H21V75H20ZM44 77V78H45ZM95 77H96V79H95ZM218 77V78H217ZM249 77H250V79H249ZM11 78H13V79H11ZM71 78V79H70ZM83 78H84V80H83ZM100 78V79H99ZM155 78V79H154ZM159 78V80H161V82H162V84H158V87H159V85L161 86L160 88L162 89V90H164V88H166V86H164V87H162L163 86V84L164 83H166L167 81H170L169 82V84L168 85H170V86H173L171 89H170V87L168 86L167 87V89L166 90H164L165 92H163L161 89H158L157 88V90H156V92L154 91V89H153V91L155 92H153L154 93V95H153V97L155 96V95H157V97H155V98H153V99H156L157 98V100H158V98H163V100H161V98L159 99L160 100V104L158 103V105H157V100H155V104L157 105V107H156V105L154 106V104H151V103H153L152 102V97L151 96H149L151 99V101H150V104L149 103H147V101H146V99L149 101V98H146V96L145 95H147V97H148V94L150 93L151 95L153 94L152 93V90L150 91V89H151V83H153V79H154V83H153V87L155 86V89H156V86H157V84H156V82H158L159 83V81L157 80ZM180 78V79H181ZM229 78V79H228ZM232 78V80L230 81V79ZM236 78V79H235ZM243 78V79H242ZM252 78V79H251ZM254 78H255V80H254ZM263 78V79H262ZM21 79V78H20ZM34 79V80H33ZM51 79V80H52ZM123 81H122V80ZM166 80V82H165V80ZM171 79H172V81L174 82H171ZM192 79H188L189 80V82L190 81H192ZM15 80V81H14ZM35 80H36V82L37 81H39V82H37V83H39V84H37V83H35ZM53 80V81H54ZM91 80V79H90ZM137 80V81H136ZM143 80H146V83H148V84H146V85H144V83H142L143 82ZM157 80V81H156ZM175 80H177V79H175ZM228 80V81H227ZM49 81H50V79H49ZM53 81H51V83L53 82ZM56 81H54V83H56ZM93 81V79L91 80V82ZM119 81H122V82H120V83H122V84H120L119 83ZM134 81L136 82V84L134 83ZM150 81H152V82H150ZM186 83H188V81L187 80H183V82H182V79H181V83H182V85H183V83L185 84V82ZM218 81H219V83H218ZM230 81V82H229ZM234 81V82H233ZM19 82H21L20 80H19ZM25 82V83H24ZM63 84L62 86H60L61 85V83ZM120 84H118V83ZM124 82V83H123ZM132 82V83H131ZM141 82V83H140ZM145 82V81H144ZM164 82V83H163ZM193 82V81H192ZM205 82V81H204ZM222 83V86H221V83ZM242 82V83H241ZM5 83V84H4ZM12 83H13V85H12ZM53 83V84H54ZM70 83V84H69ZM80 83V84H79ZM127 83V84H126ZM139 83H140V85L142 84L144 87H146V88H143V91L142 92H140L139 94H137L139 97L137 98L136 96V92L134 91L133 92V98H131V101H130V99H129V101L128 100H126V99H124V98H126V96H127V99L129 98L128 97V94L129 93H131L133 90H134V88H135V86H136V88L135 89H138V90H140V88H141V86H140V88H137V86H139ZM150 83V84H149ZM172 85H171V84ZM214 83L216 84V85H214ZM225 83H228V88H227V86H225L224 84ZM236 83V84H235ZM41 84H43L42 86H41ZM52 85V87L53 88H50V85ZM83 84H84V86H83ZM96 84V85H95ZM132 84V85H131ZM134 84V85H133ZM156 84V85H155ZM174 84V85H175ZM262 84V85H261ZM55 85H57V84H55ZM88 85V86H87ZM97 86L98 88L100 87V86H102V88L100 87L99 89V91H98V89L95 87V86ZM105 85H106V87H105ZM193 85H194V83H193ZM225 87H224V86ZM242 85H243V87H242ZM256 85V86H255ZM93 86V87H92ZM108 86V87H107ZM142 86V87H143ZM148 86V87H147ZM202 86V87H201ZM261 86V87H260ZM9 88L8 90H7V88ZM39 87V88H38ZM40 87H42L41 89H40ZM47 87V86H46ZM150 87V88H149ZM219 87H220V90H219ZM224 87V88H223ZM12 88V89H11ZM71 88V89H70ZM97 89V91H96V89ZM175 88H177V86L175 87ZM202 88V89H201ZM246 88V89H245ZM257 88V90L255 91V89ZM11 89V90H10ZM50 89V90H49ZM55 89V91L54 92H52L53 90ZM57 89V90H56ZM91 89V90H90ZM102 89H103V91H102ZM116 89V90H115ZM148 89V90H147ZM203 89H205V92H204V90ZM232 89V88H231ZM236 89V90H235ZM238 89V90H237ZM253 89V90H252ZM13 90H15V92L16 93H14V91ZM41 90H44V91H42L41 92ZM64 90V92L63 93H66V94H59L60 92L62 93V91ZM144 90L146 91V92H148L147 94L144 92ZM176 90V89H175ZM191 90H189V91H191ZM198 90H200V91H198ZM207 90V91H206ZM6 91H9V92H6ZM22 91H24V90H22ZM35 91V92H34ZM59 93H58V92ZM69 91L71 92L72 91V93H75L74 95L76 96L77 94V98H79L78 100L77 99H74V101L75 100H77V101H80V102H82L83 103V101L84 100H86L85 102H86V106L85 105H83L82 103H80L81 105H82V107H81V105H80V107L78 106V111H80L79 110V108L80 109H82L83 108V106H84V109H85V107H87L86 109H87V111L85 112V110L84 109H82V110H84V111H82L84 114H83V116L82 115H80V119H82L83 117H84V119L85 118H87V117H85L86 115H95L96 116V114H98V115H100V113H101V117H102V119L104 120V116H105V114H103L102 112L103 111H106L107 112V110L109 111L110 110V113L113 111V113H114V110H118V108H116L117 106H115V104H114V107H115V109L111 106V104H113V102L114 101H116L117 103H118V101L120 100L119 99V97H121V99H122V97H123V99L124 100H126V102H124V103H122V100H120L121 102H119L120 103V105H119V110H120V108H122L124 105L123 104H125V106L123 107V111H125V109H127V107L128 108H131V109H129V110H126L125 112H123V113H125L124 115H123V118L125 119L124 120V122H126V123H130L131 121H127L126 120V116H128V117H131L130 116V114H127V113H130L131 112V115L133 116V117H136V119L138 118H140V115H141V113H145L144 111L146 110V107L148 106V105H150V106H152L153 108L152 109H154L153 110V113H155V110L156 111H159L158 109H159V107H160V109H161V111H162V113L161 112H159V116H162L163 118H161L159 121L157 120V119H159V117H158V115H157V112L155 113V115H156V117H155V121L157 120V123L154 121L153 123H155L156 124V127H155V129L153 128V126H151V125H153V123H152V121H150V119L148 118V116H147V118L149 119L148 121H150L149 122V124H151L150 126H151V128H150V126L149 125H145V122H147V118H146V120H143V122H144V124H143V122H142V118L140 119L141 121H139L138 119L136 120L135 118L134 119H131V120H136V121H138V123H136V126L134 127V126H132L133 124V122H131L130 124H128L129 125V127H128V125L127 126H125L124 124H123V126H122V123H121V125H119V123L118 124H116L115 123V121H114V124H116V126L118 127V126H121V128H122V130L124 129H127L126 131H121V133H116V130L114 131V129H113V131H112V133H111V135L109 134L110 132H111V130H112V128H111V130L109 129V126H107V124H105L106 125V127L107 128H105V125H104V128L105 129H107L106 131H108L107 133L105 132L104 134H101V133H99V132H103L102 130H98V126H99V124H96V123H98L97 122V120H96V117H95V119H93V118H91L90 116V119L91 120H89V119H86V120H82V122H83V124H81L82 122H79L78 123V121H79V119H78V117L77 118H75V120H78L77 121V123L78 124H81V125H78L77 123V125L76 124H74L73 122V124L72 125H76L75 126V128H74V126L73 127H70L71 126V122L68 120V118L70 119L71 117H74L73 116V113L75 112V114H76V111H73V112H71L70 110H73L72 108H74V110H77V108H76V106H73V105H71V101L73 100V97L75 98V96L74 95H72V96H70L71 98H72V100H71V98L69 99L67 96H68V94H69ZM106 91V92H105ZM108 91V92H107ZM110 91V92H109ZM114 91H116V92H114ZM163 92L161 95H160V97H159V95L158 94H160L161 92ZM198 91V92H197ZM236 91V92H235ZM255 92V94L253 95V93ZM1 92V91H0ZM57 92V93H56ZM77 92V93H76ZM94 92V93H93ZM101 92H103L102 94H101ZM145 94H144V93ZM167 92V93H168ZM199 93L200 92V95L199 94H196V93ZM241 92V93H240ZM246 92H245V94H246ZM253 92V93H252ZM262 92H263V90H262ZM18 93V94H17ZM41 93V94H40ZM93 93V94H92ZM98 93H100L101 94V96H106L107 94H108V96L109 95H111V94H113V96L112 97H115V99L116 100H112L111 102H109V104L107 105V107H105L106 108V110H103L102 112H101V110L100 109H102L101 108V106H99L100 107V109H99V107H98V104L100 105V103L101 104H104L103 106H105V103H107V100H108V97H106L107 99H103V100H105V101H103L102 99H100V98H97V97H101ZM166 93V94H167ZM196 94L197 95V97L195 96V95H193V94ZM223 93H220V94H222L223 96H224V94ZM258 93H260V91L258 92ZM258 93H257V95H258ZM15 94V95H14ZM59 94V95H58ZM99 95V96H97V95ZM142 94L144 95V96H142ZM165 94V98H167L168 97V95H166ZM263 94V93H262ZM10 95V94H9ZM96 95V98H94L93 99V97ZM189 95H190V97H189ZM192 95H193V100H192ZM242 95V96H241ZM0 96H2L1 94H0ZM10 96V97H11ZM57 96V97H56ZM59 96H60V98H59ZM65 96V97H64ZM79 96V97H78ZM129 96H130V94H129ZM169 96H170V94H169ZM210 96V97H209ZM224 96V98H226ZM247 96V95H246ZM264 96V95H263ZM22 97H25V99L23 100H21V98ZM62 97H64V98H62ZM66 97H67V99H66ZM92 97V98H91ZM102 97V98H103ZM110 97V96H109ZM186 97H188V100L186 99ZM217 97H219V99L217 98ZM240 97V98H239ZM249 97V96H248ZM255 97H257V96H255ZM259 97V96H258ZM257 97V98H258ZM91 98V99H90ZM143 98V99H142ZM180 98V99H181ZM191 98V100H189ZM215 98V99H214ZM245 98V97H244ZM243 98V100H245ZM260 98V97H259ZM1 99V98H0ZM59 100L60 99V101H61V103L60 102H58V105L56 106V107H54V103H56L57 102V100ZM65 99V102L64 101H62V100H64ZM84 99V100H83ZM101 100L98 104H97V106H96V103H95V100ZM110 99V98H109ZM133 99V100H132ZM145 99V100H144ZM202 99V100H201ZM222 99H223V97H222ZM261 100H262V98H260ZM11 100V101H10ZM54 100V101H53ZM69 100H71V101H69ZM92 100H94V102L92 101ZM97 100H96V102H97ZM137 100H139V101H137ZM141 100H142V102H141ZM225 100V99H224ZM243 100H241V102H240V104H241V106H242V103H244V102H242ZM258 100V99H257ZM3 101V102H4ZM76 101V102H77ZM88 101V102H87ZM218 101V102H217ZM246 101V100H245ZM2 102V103H3ZM63 102H64V104H63ZM67 102H69L68 104H67ZM104 102V103H103ZM115 102V103H116ZM128 102V105L126 104ZM129 102H131V103H129ZM136 102V103H135ZM139 102H141L140 104H139ZM179 102V101H178ZM189 102V103H188ZM202 102V103H201ZM226 101L224 102V104L225 103H227ZM251 102V101H250ZM260 102H262V101H260ZM260 102H258L257 101V103H256V105H254L253 106V108H255V106H256V108H258V106L260 105ZM9 103V104H8ZM74 103V102H73ZM116 103V105H118ZM147 104V106H146V104ZM193 103V104H192ZM232 103H234V102H232ZM248 103V102H247ZM263 103V102H262ZM261 103V104H262ZM0 104H1V101H0ZM131 104V107L129 106ZM145 104V108L143 107V105ZM173 105H177L176 103L174 104V103H172ZM171 104V105H172ZM183 104V105H182ZM202 104V105H201ZM218 104H220V105H222L221 106V110L219 109V106L220 105H218ZM229 104V103H228ZM240 104H239V106H240ZM2 105V104H1ZM1 105H0V112L3 110L2 108H1ZM52 105V106H51ZM63 105V106H62ZM64 105H65V107H64ZM70 107L71 109L69 110L68 109V107ZM74 105H76V103L74 104ZM77 105H79V104H77ZM90 105V107H88V106ZM132 105H134V108H132ZM137 105L139 106V107H137ZM164 105H165V107H167V110H165L166 108L164 107ZM235 105V104H234ZM251 105V104H250ZM249 105V106H250ZM263 105V104H262ZM262 105H260V109H261V106ZM41 106V107H40ZM73 106V107H72ZM96 106V109H94V107ZM110 106V107H109ZM150 106L148 107V113L149 114H151V117L153 116L152 114V109H150L149 110V108H150ZM159 106V107H158ZM161 106L164 108V110L167 112V113H169L170 112V110L171 109H173L172 110V112L174 111V108H176L175 109V111H176V114H175V116H172V114L174 115V112L171 114V112H170V114H166V112L161 108ZM184 108H183V107ZM229 106H231V104L229 105ZM236 106H238V105H235L234 107L236 108ZM238 106V107H239ZM4 107H6V108H4ZM49 107V108H50ZM62 109H61V108ZM137 107V108H136ZM141 107H143L144 108V111H142L140 114L138 113L139 111H141ZM154 107H156V108H154ZM168 107L170 108V109H168ZM218 107V108H217ZM246 107V106H245ZM245 107H244V109H243V106H242V109L244 110V112H245ZM252 106H250V108H251ZM19 108V110H17ZM46 108V109H47ZM48 108V109H49ZM64 108V109H63ZM65 108H67L66 110H65ZM90 108V109H89ZM108 108V109H107ZM111 108V109H110ZM183 108V109H182ZM187 108V109H186ZM224 108V107H223ZM234 108V109H235ZM249 108V107H248ZM263 109L262 110H264V106L262 107ZM51 109V108H50ZM54 109V110H53ZM57 109V110H56ZM94 111H93V110ZM137 109V110H136ZM231 109H232V106H231ZM260 109H258V110H260ZM59 110H61V112L59 111ZM66 111V112H64V111ZM89 110V111H88ZM133 110H134V112H133ZM135 110H136V113H135ZM143 110V109H142ZM235 110H237V108L235 109ZM238 110H239V108H238ZM237 110V111H238ZM255 110V109H254ZM4 111V110H3ZM19 112L20 114H21V116H22V119H23V121H22V119L19 117L20 115H18L17 113H14V112ZM47 111V114H45V115H48L49 113V111L48 110H46ZM56 111H57V113H56ZM97 111H99V112H97ZM128 111H130V112H128ZM180 111V112H179ZM186 111H188V112H186ZM191 111V112H190ZM219 111H221L222 112V114L221 113H219ZM237 111H234V110H232V112H236L237 113ZM246 111L248 112V110H247V108H246ZM252 112H253V109L251 110ZM257 111V110H256ZM256 111H254V113L256 112ZM22 112H23V114H22ZM63 112V113H62ZM70 112H71V115L72 116H70ZM97 112V113H96ZM120 112H122V110H120ZM127 112V113H126ZM165 112V113H164ZM178 112V113H177ZM219 113V115H218V113ZM243 112V113H244ZM249 112H250V110H249ZM248 112V113H249ZM260 112V111H259ZM259 112L257 111L255 114V116H254V118L256 117V118H258L259 116H257V115H264V113H262L261 112V114H259ZM5 113H8V114H5ZM105 113V112H104ZM109 113V112H108ZM110 113H109V115H106V116H110ZM116 113H117V111H116ZM224 113H226V114H224ZM231 113V112H230ZM247 113V114H248ZM253 113V114H254ZM17 114V115H16ZM28 116H26V115ZM59 114H60V117H59ZM67 114H69V115H67ZM78 114V113H77ZM79 114H80V112H79ZM119 114H121L122 115V113H119ZM118 114V115H119ZM143 114H142V116H143ZM162 114H164V116L162 115ZM179 114V115H178ZM200 114V115H199ZM202 114L204 115V117L205 118H203V116H202ZM239 114V113H238ZM238 114H236V115H234V113L233 114H231V115H233L232 117L230 116V124L231 125H233V124H235V123H233L232 124V122H235V119L237 118V116H238ZM240 114H242V113H240ZM239 114V115H240ZM245 114L246 113H244V116H243V114H242V116H243V118H245V119H247L248 118V116H247V114H246V116H245ZM253 114H251V116L253 115ZM23 115H25L27 118H25V116H24V118H23ZM30 115H32V116H30ZM50 115V114H49ZM48 115V116H49ZM51 115H52V113H51ZM57 115H58V117H57ZM85 115V116H84ZM111 115L113 116V117H116V116H114L115 114H112L111 113ZM117 115V114H116ZM118 115H117V118L119 119V117L121 118L122 116H119L118 117ZM146 115H148V114H146ZM145 114H144V116H146ZM185 115H186V117H185ZM222 115H223V118H222ZM224 115H225V117H224ZM250 115V114H249ZM0 116H2V112L0 113ZM2 116V117H3ZM31 118H30V117ZM70 116V117H69ZM112 116H111V118H112ZM141 116V117H142ZM150 116V115H149ZM177 116V117H176ZM199 116V117H198ZM221 117V118H218L217 119V117ZM241 116V115H240ZM241 116V117H242ZM38 117V118H37ZM44 117V116H43ZM65 117H67V118H65ZM76 117V116H75ZM101 117H98V118H100L101 119ZM127 117V119L129 120V118ZM173 117H174V119H173ZM180 117H182V118H180ZM235 117V118H234ZM250 117V116H249ZM19 120H21V121H19ZM48 117L47 116H45V118H42V117H40L39 119L41 120H45L46 121V119H47ZM64 118H65V120H64ZM97 118V119H98ZM123 118L121 119V120H123ZM154 118V117H153ZM153 118H151V119H153ZM166 118V119H165ZM168 118H170L171 120H169ZM184 118V119H183ZM186 118V119H185ZM229 118V117H228ZM251 118V117H250ZM250 118H249V120H250ZM253 118V117H252ZM251 118V119H252ZM260 119L262 118V121H263V117H259ZM63 119V121L64 122H62V121H60V120H62ZM74 118H71V120H73ZM100 119H99V122H100ZM110 119V118H109ZM114 119H116V118H114ZM113 119V120H114ZM144 119H145V117H144ZM181 119V120H180ZM189 119V120H188ZM203 121H202V120ZM214 119H217L216 120V123H218L219 124V126H220V124H221V126H223V128H220V127H217V126H215V122L213 123V121H214ZM219 119H221V121L219 120ZM234 119V120H233ZM242 119V118H241ZM17 120V121H16ZM66 120H67V122H66ZM96 122H94V121ZM120 120V119H119ZM167 120H169V121H167ZM219 120V122H217ZM224 120V121H223ZM237 120H239V116H238V119H236V121ZM27 121V120H26ZM90 121H91V125H89L90 124ZM92 121L96 124L95 125V127H91L92 125H94V123L92 124ZM105 121H106V119H105ZM110 121H112V120H110ZM135 121V122H136ZM176 121V122H175ZM180 121V122H179ZM182 121V122H181ZM229 121V120H228ZM246 120H244L243 119V122L245 123H242V125H245L246 127L248 126V125H252L253 126V123H254V120H253V122H252V124L250 123V122H248L249 124L248 125H246V122H245ZM40 122V121H39ZM42 122V121H41ZM40 122V123H41ZM50 122H51V125H52V127H49V125H50ZM70 122V123H69ZM103 123H104V121H102ZM106 122H108V125H109V120L108 121H106ZM105 122V123H106ZM117 122H118V120H117ZM120 122V121H119ZM163 122V123H162ZM209 122V123H208ZM226 122H227V120H226ZM242 122V121H241ZM241 122H240V124H239V122L237 121V123L239 124H237L238 126H236V128L237 127H239L240 126V128L241 127H243V126H241ZM256 122V121H255ZM27 123V122H26ZM31 123V122H30ZM45 123V122H44ZM58 123V124H57ZM61 123L63 124L64 123V128L63 127H61L62 125H61ZM89 123V124H88ZM193 123V124H192ZM204 123H205V125H204ZM257 123H259V122H257ZM66 124V125H65ZM69 124V125H68ZM84 124H85V127H86V129H87V124L89 125L88 126V128H89V130L91 131L92 129H93V131H89V130H86V131H88V133L86 134L85 132V130L83 131V130H79V129H76L77 127H79V126H82L83 128H84ZM113 124V122H112V125L110 124V127L111 126H113L114 125ZM135 124V123H134ZM138 124V125H137ZM140 124V125H139ZM161 124V125H160ZM201 124H202V126H201ZM210 124L213 126H210ZM235 124V125H236ZM9 125H10V127H9ZM39 125V124H38ZM57 125V126H56ZM102 124H100V126H101ZM131 125V126H130ZM141 125H142V129L141 130H139L137 127H141ZM160 125V126H159ZM200 125V126H199ZM235 125H233L234 127H235ZM258 125V124H257ZM259 125H261V124H259ZM263 125V124H262ZM42 126V127H41ZM53 126H54V129H53ZM65 126H67V128L65 127ZM115 126V127H116ZM143 126H145V127H143ZM147 126V127H146ZM163 126V127H162ZM205 126V127H204ZM209 126V127H208ZM214 126H215V128H214ZM244 126V128H242V129H246L247 130V133H248V129L246 128ZM252 126H250V131H251V128H252ZM2 127V128H1ZM41 127V128H40ZM57 127V128H56ZM70 127V128H69ZM114 127V126H113ZM115 128V129H117V130H119V129H121L120 127L119 128ZM124 127V128H123ZM130 129H128V128ZM157 127H158V129H157ZM173 127V128H172ZM177 127V128H176ZM226 127V126H225ZM232 127V126H231ZM249 127V126H248ZM28 128V127H27ZM30 128V127H29ZM38 128H40V130H38V131H36V129H38ZM80 128V127H79ZM103 128V127H102ZM103 128V130H105ZM136 128V129H135ZM152 128H153V130H154V132H153V130H152ZM176 128V129H175ZM213 128V129H212ZM216 128H218V129H220L219 131H221V132H217V129ZM254 128V127H253ZM252 128V129H253ZM256 128V127H255ZM260 128V127H259ZM11 129V130H10ZM15 129V128H14ZM21 129H19L18 128V131L19 130H21ZM33 129H35V131H33ZM59 129L61 130V131H64L63 133L61 132V133H59ZM71 129V130H70ZM73 129V130H72ZM96 129V130H95ZM166 129V130H165ZM204 129H206V131H204ZM238 129V128H237ZM237 129H232L231 130V133L232 134H230V135H228L230 132H226V136H233V134H234V132H233V130H235V132L237 131ZM261 129H263L264 130V126L262 127V128H260V130ZM6 130V131H5ZM8 130V131H7ZM44 130V131H43ZM55 130L57 131V133L55 132ZM67 130L69 131V133L71 132V133H73L74 135H71V133L70 134H68L67 133ZM77 130V131H76ZM80 132H79V131ZM95 130V131H94ZM135 130V131H134ZM143 130V131H142ZM144 130H147V131H149L150 132V135L152 134V132L154 133V134H152L151 135V137L149 136V139L148 140H146V139H144V137H143V139L146 141V142H148L149 140H152V142H153V137L152 136H155V135H158V136H155V138L157 139L156 141L158 142V143H156V142H154V144L156 143V145L154 146L153 145V143L151 142V147H150V144H148V143H146L147 144V146H145L144 147V149L146 148V151H148L147 149H148V146L151 148L150 149V151H148L147 153H146V151H145V157L144 158H147V159H143V152H144V150H142V152H141V149L142 148H140V150H139V148H137L138 146L140 147V146H142L141 145V143H140V139L142 138H140V136H142V135H140L139 133L141 132V134L143 133V132H145ZM159 130V131H158ZM162 130H163V132H162ZM194 130H196V131H194ZM213 130V131H212ZM214 130H216L215 132L217 133V134H212L213 132H214ZM223 130H225V131H223ZM230 130V129H229ZM244 130H241V131H243V132H245L246 133V130L244 131ZM257 130V129H256ZM17 131V130H16ZM42 131V133L40 134V132ZM72 131H74V132H72ZM97 131V132H96ZM120 131V130H119ZM137 131V132H136ZM147 131H146V133H147ZM158 131V132H157ZM211 131V132H210ZM240 130H239V132H240V134L242 133ZM37 132V133H36ZM50 132V131H49ZM93 132H94V136H92L91 135V133L93 134ZM115 132V133H114ZM149 132H148V134L147 135H149ZM214 132V133H215ZM259 132V131H258ZM260 132H262V131H260ZM259 132V133H260ZM7 133V134H6ZM9 133H10V135H9ZM19 133V132H18ZM34 134V135H32V134ZM146 133H145V135H146ZM156 133V134H155ZM161 133H163L162 135H161ZM199 133V134H198ZM251 133V132H250ZM262 133H264V131L262 132ZM15 134V133H14ZM22 133H19V137H20V135L22 136L23 135ZM38 134V135H37ZM59 134V135H58ZM82 134H85L86 135V137L84 136V138L85 139H87V140H83L81 137H80V135H82ZM95 134H97L96 136L98 137V139L96 138V136H95ZM98 134H99V136H98ZM100 134H101V137H102V139H100L101 137H100ZM159 134H160V136H159ZM190 134H191V137H189L190 136ZM193 134V135H192ZM203 134V135H202ZM206 134V135H205ZM213 135V137H212V135ZM236 134V133H235ZM234 134V135H235ZM249 134V133H248ZM247 134V135H248ZM255 134V133H254ZM257 134V133H256ZM255 134V135H256ZM261 134V133H260ZM6 135V136H5ZM16 136L15 137H17L18 135H17V133L15 134ZM32 135V136H31ZM54 135V136H55ZM69 135V136H68ZM71 135V136H70ZM78 135H79V137H78ZM88 135V136H87ZM89 135L91 136V137H89ZM107 138H105L104 136ZM108 135H110V136H108ZM121 135V136H120ZM216 135V136H215ZM238 136L237 137H239L238 139H240V137L242 138V136H240L239 134H237ZM242 135H243V133H242ZM251 135V137H252V135L253 134H250ZM250 135H248V138H249V136ZM255 135H253L254 137H255ZM259 135V134H258ZM258 135H257V137L256 138H258ZM23 136H25V135H23ZM22 136V138L24 139V137ZM33 138H31V137ZM57 136H60V137H57ZM113 136V137H112ZM125 136V137H124ZM131 136V137H130ZM195 136V137H194ZM200 138H199V137ZM220 136V137H221ZM263 136V135H262ZM10 139H9V138ZM52 137V136H51ZM66 137V138H65ZM88 137V138H87ZM124 137V138H123ZM161 137V138H160ZM193 137V138H192ZM207 139H206V138ZM211 137V138H210ZM223 137H225V135L223 136ZM223 137H222V139H223ZM235 138H236V136H234ZM260 138H263L264 139V136L263 137H261V136H259ZM36 138V139H35ZM69 138V139H68ZM97 140H96V139ZM131 138H133V140L131 139ZM135 138H136V140H135ZM146 138V137H145ZM205 138V139H204ZM244 138V137H243ZM256 138H253L252 137V140H254L255 139V141H256ZM22 139V140H23ZM31 139L32 140H34V142H32L31 141ZM69 141H68V140ZM79 139V141L76 143V141ZM127 139V140H126ZM180 139H182L183 141H181ZM208 139H210V140H208ZM231 139H233L234 140V138L232 137ZM15 140L17 141L18 140V142H17V144L15 145ZM26 140H27V137H26ZM27 140V141H28ZM46 140V141H45ZM105 140V141H104ZM123 140V141H122ZM155 140V139H154ZM187 140V141H186ZM206 140H208L207 141V144L205 143V145H204V142H206ZM225 140V138L223 139V141ZM247 140V139H246ZM260 139L258 138V140L257 141H259ZM28 141V143H30ZM35 141H36V143H35ZM38 141V142H37ZM86 141V142H85ZM96 141V142H95ZM100 141V142H99ZM110 141V142H109ZM127 141V142H126ZM133 141V142H132ZM134 141H137V143L136 142H134ZM141 141H142V139H141ZM172 141V142H171ZM176 141V142H175ZM201 141V142H200ZM204 141V142H203ZM215 141V140H214ZM213 141V142H214ZM226 141V140H225ZM228 141H232V140H229V138H228ZM236 141H237V139H236ZM236 141H233V142H229V146H228V144L227 145H224L225 147L227 146L228 148H232L231 146L232 145H234L235 147L236 146H238L240 149H242V147L241 146H245L246 148H247V145L249 146H252V147H254L253 145H257V143H260V142H256L255 144L254 143H252L249 139L247 140V143L249 142L250 144H247V143H245V144H236L237 142ZM241 141V140H240ZM240 141H238V142H240ZM264 141V140H263ZM263 141H261V142H263ZM10 142H12V143H10ZM71 142V143H70ZM74 142V143H73ZM107 142V143H106ZM140 144H139V143ZM143 142V141H142ZM164 142V143H163ZM185 144H183V143ZM193 142V143H192ZM209 142V143H208ZM49 143H51V145L49 144ZM82 143H84V144H82ZM106 143V144H105ZM120 143V144H119ZM135 143V144H134ZM178 143V144H177ZM181 143V145H179ZM194 143H197L196 145L194 144ZM223 143H227V142H223ZM3 144V145H2ZM50 145L51 147H46V148H40V147H45V145ZM57 144H59V146H60V142H58ZM73 144H75L76 145V147L75 146H73ZM81 144V146H79ZM94 144V145H93ZM99 144V145H98ZM101 144V145H100ZM108 144V145H107ZM124 144V145H123ZM130 145V146H128V145ZM139 144V145H138ZM143 144H145L144 142H143ZM157 144H158V146H157ZM174 144L176 145V146H174ZM192 144V145H191ZM200 144V145H199ZM232 144V145H231ZM252 144V145H251ZM260 144H262V146H261V148L263 147L264 148V146H263V144H264V142L263 143H260ZM12 145V146H11ZM38 147H36V146ZM55 146L54 148H52L53 146ZM85 145V146H84ZM104 145V146H103ZM132 145V146H131ZM160 145V146H159ZM194 145H195V148H194ZM256 145H255V148H256V151H257V149H258V147H259V144H258V147H256ZM13 146H16V147H13ZM30 146L28 147V148H30ZM56 146H57V149H56ZM73 146V147H72ZM92 146V147H91ZM123 146V147H122ZM144 146V145H143ZM152 146L154 147V149L152 148ZM178 146H181L182 147V149H184V150H182L181 149V147H178ZM196 146H198V147H196ZM223 145H222V147H223V151L221 150V152H219V154L221 155H219V154H217V158L218 159H222L224 162H225V160H226V163H224L222 160H220V161H222V163L221 164H224V166H225V164H227V166H225V168L226 169H228V170H226V174L224 173L223 174V176L224 177H227V178H229L228 180H226L227 178H224L225 179V181H226V183H231L230 185H232L233 184V186H235V184L234 183H236V182H232L233 180H235V181H238V182H240L241 184V186H242V188H241V190L243 189V192H245V193H241L242 191H239V194L240 195H243L244 196V198H245V195L244 194H246V198H247V195H250L249 197L251 198V199H254L255 197V199L258 201L259 199H261V200H259L258 202L256 201H252L251 200V203H250V205H251V208H249V210H251L253 207H255L256 205L258 206H256L257 207V211L259 210V209H262V208H260L261 206L262 207H264V204H261V206L259 205V203H261V201H262V203H264L263 201H264V199L262 198V195H261V193H256V194H258L260 197L259 198H257L258 197V195H255L254 193H253V195H255V197H252V191H259L260 192V190H264V181H262L263 180V178H264V175H261V176H263V178H261V176L259 177L260 179H258L256 182H260V181H262V182H260L261 183V185H259V184H257L256 182H254V185L257 187H255V186H253V188L255 187V189H253V190H249V189H251L252 187V182L253 181H251V182H249L248 183V181H247V179H243V180H245V182L247 183V184H249L250 186H249V188H248V190L246 189L248 186L246 185V183H244V181L242 180V182L241 181H239V180H241L242 179V176H241V178H240V174H238V175H235V174H233V173H236L237 174V172L238 173H242V174H244V172H246V174H247V171L245 170V171H243L242 169H241V165H242V163L241 164H239L238 163V161H237V168H238V165H240L239 166V168H238V171H231L230 170V168L232 169V170H234V168H236V166H235V164H233V165H231V161H233L235 158H236V156H235V152H236V154H238L239 155V153H240V156H242L241 154H243V150H245L244 149V147H243V149H242V152L241 151H238L239 149H238V147H234L233 146V148H235V152H234V150L233 151H230L229 149H227L229 152H227L226 150H225V147H224ZM249 146V147H250ZM5 147V146H4ZM32 147H35V148H32ZM62 147H64V146H62ZM70 147V148H69ZM79 147V148H78ZM95 147L97 148V149H95ZM100 147V148H99ZM108 147V148H107ZM110 147V148H109ZM120 147V148H119ZM128 147H129V149H128ZM161 147V148H160ZM222 147H221V149H222ZM68 148V149H67ZM78 148V149H77ZM81 148V149H80ZM82 148H84L83 150H82ZM163 148V149H162ZM177 148V149H176ZM194 148V149H193ZM232 148V149H233ZM260 148V147H259ZM1 149H2V147H1ZM0 149V150H1ZM22 149V150H21ZM51 149V150H50ZM72 151H71V150ZM96 151V153H95V151ZM100 149V150H99ZM131 149H133V150H131ZM158 150V152H157V150ZM173 149H174V151H173ZM254 149V148H253ZM7 150L8 151H11V152H9V154H7L8 152H7ZM55 150H57L56 152H55ZM60 150V151H59ZM66 150V151H65ZM91 150V151H90ZM118 150V151H117ZM120 150V151H119ZM130 150V151H129ZM135 150V151H134ZM156 150V151H155ZM163 150V151H162ZM189 150V151H188ZM192 150V152H190ZM204 150H205V148H204ZM204 150H202V153L204 152ZM211 150V148L209 149V151ZM248 151H249V153H250V151H251V153L254 151V150H252V148L250 147V149H247ZM247 150H245L246 152H247ZM25 153V154H23V152ZM64 151V153L62 154V152ZM73 151H74V153H75V151H77V153H75V155L73 154ZM81 151V152H80ZM97 151H98V153L99 152H101V156H102V158H101V156L99 157V155H97ZM137 151H138V154H137ZM177 151V152H176ZM183 151V152H182ZM188 151V152H187ZM198 151V152H199ZM208 151V150H207ZM208 151V152H209ZM219 151H220V149H219ZM245 151H244V153H245ZM33 152V151H32ZM53 152V153H52ZM79 152V153H78ZM114 152H116V153H114ZM120 152L121 153H123L124 152V155L122 154V157H121V154H120ZM152 152H154V153H152ZM176 153V154H174V153ZM185 152V153H184ZM198 152H197V154H198ZM225 152H227V154L225 153ZM239 152V153H238ZM260 152V151H259ZM36 153H38V152H36ZM44 153H46V154H48L46 157H45V155L46 154H44ZM91 153V154H90ZM119 153V154H118ZM135 153V154H134ZM184 153V154H183ZM188 153L190 154L189 156H187L188 155ZM200 153V152H199ZM206 153V152H205ZM204 153V155L206 156V154ZM211 153V152H210ZM212 153H214V152H212ZM224 153V155H227L228 157H229V163H227V159H228V157H226L225 156V158H224V155H223V157H222V154ZM248 153V152H247ZM246 153V154H247ZM251 153H250V155H251ZM255 153V155L256 156H258V155H260V154H264V152H263V150H262V153L260 152V153H258V155H257V152H254ZM253 153V154H254ZM27 154V155H26ZM41 154H42V156H41ZM51 156H50V155ZM61 154L64 156V158H63V156H61ZM67 154V157H66V159H65V155ZM69 154H71V155H69ZM85 154V155H84ZM100 154V153H99ZM105 154H106V156H105ZM113 154H115V155H113ZM130 154L131 155H134L135 157H136V159H135V157L133 158V157H131L130 156ZM140 154H142L141 155V157H140ZM187 154V155H186ZM209 154V153H208ZM262 154V155H263ZM25 155V156H24ZM36 156L37 158H35L34 156ZM89 155H91V156H89ZM93 155V156H92ZM180 155V156H179ZM185 155L187 156V157H185ZM199 155V154H198ZM212 154H210V156H211ZM216 155V154H215ZM230 155H231V157L233 158V160H231V158H230ZM235 156V157H233V156ZM255 155H251V158L252 157H254V158H257V159H260V157L261 156H259V158L258 157H256ZM25 158H24V157ZM33 156V157H32ZM40 156H41V158H40ZM44 156V157H43ZM96 156V157H95ZM111 156H113V157H116V159L115 158H113V157H111ZM126 156V157H125ZM148 156V157H147ZM150 156H152V157H150ZM171 156V157H170ZM191 156V157H190ZM239 156V157H240ZM245 156V155H244ZM248 156H249V154H248ZM264 156V155H263ZM2 157V158H1ZM43 157V158H42ZM48 157V158H47ZM49 157H50V159H49ZM91 157V158H90ZM108 157V158H107ZM111 157V158H110ZM121 158V160H119V158ZM125 157V158H124ZM214 157H216V156H214ZM214 157H212V161L214 160L215 161V159L216 158H214ZM220 157H222V158H220ZM238 157V158H239ZM44 158H47L46 159V162H45V159ZM56 158H59V159H57L56 160ZM60 158H61V160H60ZM62 158H63V160H66V162H64V161H62ZM71 158V159H70ZM77 158V159H76ZM79 158V159H78ZM83 158V159H82ZM92 158H93V160H92ZM127 158V159H126ZM128 158H129V161H130V163H129V165H128V162H127V160H128ZM130 158H131V160H130ZM154 158V159H153ZM156 158V159H155ZM169 158H173V161L171 160L170 162H169ZM181 158L183 159V158H185L184 159V161H186L187 163H185V162H183L182 160H181ZM227 158V159H226ZM241 158H243V159H245V161H246V163H245V161L243 162V166H244V169H245V167L248 169V171L249 172H251L250 170H251V168L253 167L252 165H258L259 163L261 164V163H263V162H261V161H258V160H256L255 159V163H254V158H253V160L250 158V161L251 162H249V160H248V162L250 163V164H248V162H247V159H246V157H241ZM263 158V157H262ZM35 159H37V160H35ZM39 159V160H38ZM42 159H44V160H42ZM87 159V160H86ZM95 159V160H94ZM97 159V160H96ZM116 160V162H115V160ZM197 159L193 162L192 160H191V164L192 163H195L196 164V161H197ZM204 159V160H203ZM28 160H29V163H27L28 162ZM41 160V161H40ZM51 160V161H50ZM72 160V161H71ZM113 160H114V162H113ZM119 160V161H118ZM132 160H137V161H135V162H138L139 163V165H141L142 163L144 164V166L143 165H141V167H140V169L142 170V179H144V180H142V181H146V184L148 183V181H149V184H151V182H150V179H152V177H153V179L151 180L152 181V184H151V188H148L147 187V185L146 184H144V188H145V185H146V187H147V190H146V188L144 189L143 187H142V185L140 186V187H142V188H139V189H144L145 190V192H147L148 191V189H154V190H150V192H152L153 191V193L155 194V191L156 190H158L159 189V187L158 188H156V190H155V188H154V186L156 185V186H160V185H158V182L160 181L159 180V178H160V176H159V172L157 171L158 170V168L157 169H155L156 171H153V172H151L152 170H154V169H152V168H150L151 166L153 167V165L155 164L154 162H158L157 164L159 165L160 163V166L162 167V168H159V171L161 172V173H163V172H166V173H164L165 175H167V177L166 178H171V172L172 173H174V170L175 169H177L178 168V166L180 165V167L178 168V171L179 172H181L183 169L182 168H184L185 166H187V164L189 165V166H187L186 167V169L185 170H183L181 173H178V174H180L179 176V178H178V175L177 176H175L176 178H178L179 179V181H177V183L176 184H174L175 186H171L170 185V188L172 187H175V189L173 188V191H172V189H169V191L170 192H168L169 194H167V196H169V195H174L175 193H177L178 194V196H176L177 194H175L174 196H176L175 198L174 197H172V199H174V200H171L170 199V196L169 197H167V199L169 200V202H168V204H165L166 203V197H165V199L163 198H161L162 196L161 195H159V196H161L160 198L162 199V200H164L165 201V203H163L162 201L160 202L159 200L156 202L155 201V199L157 198V199H159V197H155L157 194H155V196H154V198H153V196L151 195H149V194H151L150 192H149V194L147 193V196L149 197H151V199L153 200V202L155 201L156 203H158L159 205H160V203L162 204L163 203V206H164V204L166 205L165 206V208L162 206L161 208H164V212H161V211H163L162 209H161V213H163V214H161V213H159V210H157L158 212L157 213H154L155 215H147V212H148V210L149 209H151V210H153V209H156V208H153L152 209V206H154V207H156L157 205H155L156 203H153L152 202V200H151V203L150 204H152L153 203V205H148V206H150L148 209H147V206L145 205V207H146V214H143V212H145V210H141L142 212H140V210H138V214H139V217H140V215L141 214H143V216L145 215H147L146 217H148V218H144V217H141V218H143V220H145L146 221V223H147V220H148V223L150 224V226L152 227H150L148 224L144 227L143 225H139L138 224V222L136 221V219H135V221H134V216H135V214H137L136 213V211H135V214H133L134 213V211L133 210H131V212L130 213H128L129 212V209H130V204H131V207L132 206H135V204H133L132 205V203L134 202V200H135V198L137 197V195H138V193L137 192H135V188H136V186L138 187V185H136L135 184V182H138L139 180H140V177H141V171H140V173H138L139 171H137L136 172V170H135V174H137V176H139V177H137L136 175V178L135 179H133V180H136L135 182L132 180V181H129V179H130V174L132 173L131 171H130V173H129V170H127V169H129L130 168V170H133L134 168H135V166L137 165V163H135L134 162V164H132V166H131V163H133V161ZM145 160V161H144ZM181 160V161H180ZM217 160V159H216ZM240 160V159H239ZM242 160V159H241ZM30 161H31V163H30ZM34 161V162H33ZM53 161V162H52ZM71 161V162H70ZM86 161H88L89 162V164L86 162ZM118 161V162H117ZM162 161V162H161ZM178 163V164H175V166L177 165V167L174 169V170H172V171H168L166 168H170L169 170H171V167L173 168V164L175 163ZM219 161V160H218ZM264 161V160H263ZM33 162V163H32ZM61 162V163H60ZM77 162V163H76ZM94 162V163H93ZM121 162V165L119 166V165H117L118 163H120ZM141 162V163H140ZM148 162V163H147ZM167 162V163H166ZM173 162V163H172ZM181 162H183V163H181ZM200 162V163H201ZM211 162V161H210ZM217 162V161H216ZM236 162V161H235ZM257 162V163H256ZM27 163V164H26ZM35 163H37V166L35 165ZM42 164L41 165V167H40V164ZM73 163H74V165H73ZM87 163V164H86ZM114 163V164H113ZM122 163H124V165L122 164ZM147 163V164H146ZM151 163H153V165H151ZM197 163H198V161H197ZM208 163V162H207ZM245 163V164H244ZM254 163V164H253ZM32 164V165H31ZM51 164V165H50ZM53 164V165H52ZM62 164V165H61ZM84 164H85V166H84ZM91 164V165H90ZM94 164V165H93ZM156 164V165H157ZM165 164V165H164ZM183 164V165H182ZM195 164H193L194 165V167H195ZM211 164V163H210ZM209 163H208V165L206 164V167H208L209 165H210ZM220 163H218V165H219ZM252 164V165H251ZM21 165V166H20ZM24 165H28V167H25ZM50 167H49V166ZM61 165V168L62 167H64V171L66 172V173H64V176H63V173H62V171H63V169H59L60 166ZM64 165H66L67 167L66 168H69V169H71L72 171H70V170H66V168H65V166ZM70 165V166H69ZM76 165V166H75ZM93 165V166H92ZM119 166L118 168H120V170L117 168V166ZM135 165V166H134ZM138 165V166H139ZM156 165H154V166H156ZM169 165V166H168ZM216 165H217V163H216ZM249 165V166H248ZM4 166H8L9 168L8 169H10L11 168V170H13L12 168L13 167H17V169H18V167H19V169L18 170H16V168H14V170L13 171H9L8 169H7V167L6 168H4ZM12 166V167H11ZM38 166H39V168H40V170H42L41 172L40 171H37L38 170ZM43 166V167H42ZM88 166V167H87ZM116 166V167H115ZM123 166H125V167H123ZM146 166V167H145ZM174 166V167H175ZM205 166V165H204ZM221 166V165H220ZM219 166V167H220ZM230 166H232V167H230ZM235 166V167H234ZM248 166V167H247ZM252 166V167H251ZM260 166H262V165H260ZM21 167V168H20ZM24 167V168H23ZM34 167H36V168H34L35 170L33 171V168ZM47 167H49V169L47 168ZM52 167V168H51ZM84 167V168H83ZM92 167H93V169H92ZM129 167V168H128ZM134 167V168H133ZM144 167V168H143ZM157 167H159V166H157ZM190 167H192V165L190 166ZM193 167V168H194ZM210 167H211V165H210ZM218 167V166H217ZM218 167V168H219ZM251 167V168H250ZM1 168H2V170H1ZM28 168V169H27ZM31 168H32V170H31ZM89 168H91V169H89ZM137 168V167H136ZM243 168V167H242ZM254 168L255 167H253V170H254ZM262 168L264 169V167L262 166ZM20 169H22L21 170V172H22V174H21V172L19 173V170ZM31 171H30V170ZM48 169V170H47ZM75 169V170H74ZM122 169V170H121ZM126 169V170H125ZM139 169V170H140ZM146 169H147V171L148 172H146ZM152 169V170H151ZM160 169H163V171L162 170H160ZM205 169V172H206V174H209L210 172H211V175L209 174L208 175V180H207V178L206 177H203L205 174L203 173V175H202V172H204L203 170ZM220 169V168H219ZM257 169V168H256ZM25 170H27V172L25 171ZM51 170V171H50ZM60 170V171H59ZM74 170V171H73ZM138 170V169H137ZM144 170H145V172H144ZM165 170H167L168 172H170L169 174L170 175H168L167 173V171H165ZM222 170H225L224 168L222 169ZM221 170V171H222ZM262 169H260V171H261ZM7 171H8V173H7ZM28 171H30V172H28ZM36 171H37V173H36ZM44 171V172H43ZM54 171V172H53ZM67 171H68V173H67ZM122 171V172H121ZM198 171V172H197ZM207 171H209L208 173H207ZM229 171V172H228ZM240 171V172H239ZM255 171V170H254ZM254 171L253 172H251V173H253L252 175H254V176H249L248 174H247V176H249V177H251L252 179L254 178H256L255 176H257V174H254ZM263 171V170H262ZM261 171V172H262ZM5 172H6V175H5ZM26 174H25V173ZM32 172H33V175H32ZM55 172L58 174V176H56L57 174H55ZM69 172H72V175H71V173H69ZM120 172V173H119ZM145 174H144V173ZM158 172V174H156L155 176H157V177H155L154 176V174L155 173H157ZM197 172V173H196ZM220 172V171H219ZM248 172V173H249ZM2 173V172H1ZM12 173H13V175H12ZM38 173H40V175H38ZM42 173V174H41ZM119 173V174H118ZM128 173V174H127ZM133 173H134V170H133ZM201 173V175H199ZM223 173V172H222ZM257 173V172H256ZM259 174H260V172H258ZM21 174V175H20ZM36 174V175H35ZM76 174V175H75ZM149 174L151 175V176H149ZM175 174H177V170H176V172H175ZM182 174H184V175H182ZM229 174H230V176H229ZM261 174H263V172L261 173ZM67 175V176H66ZM121 175H122V179H121ZM125 175V176H124ZM128 175H129V178H128ZM145 175V176H144ZM161 175V174H160ZM165 175H163V178H162V176H161V179L162 180H165L164 179V176ZM174 175V174H173ZM219 175H220V179H222V174L221 173H219ZM226 175V176H225ZM228 175V176H227ZM6 176V177H5ZM33 176V177H32ZM38 176V177H37ZM45 176V177H44ZM56 176V177H55ZM69 176V177H68ZM75 176V177H74ZM79 176V177H78ZM159 176V177H158ZM169 176V177H168ZM198 176V177H197ZM207 176V175H206ZM231 176H233L234 178H233V180H231L232 178H231ZM237 176H239V178L237 177ZM245 174H244V176L243 177H246V178H249V177H247ZM15 177V178H14ZM28 177V176H27ZM51 177V178H50ZM55 177V178H54ZM68 177V178H67ZM73 177V178H72ZM133 177V174H132V176H131V178ZM144 177V178H143ZM154 177H155V181H156V179L158 180V182L156 183V182H154L153 180H154ZM174 177V176H173ZM172 177V178H173ZM185 177V178H186ZM200 177H202V179L200 178ZM257 177V178H258ZM3 178V179H2ZM5 178H7V180L9 181V184L8 185H6V183L8 182V181H6V183H5ZM124 178H125V180H124ZM137 178L139 179L138 181H137ZM150 178V179H149ZM175 178V180H173L174 182L173 183H175V181L177 180ZM195 178V179H194ZM197 178H198V180H197ZM206 178V179H205ZM231 178V179H230ZM256 178V179H257ZM147 179V180H146ZM183 179V178H182ZM200 179H201V181H200ZM218 179V178H217ZM250 179V178H249ZM251 179V180H252ZM20 180V179H19ZM40 180H41V178H40ZM73 180V181H72ZM76 180V181H75ZM186 180V179H185ZM188 180H189V178H188ZM193 180H195V181H193ZM212 180V179H211ZM215 180V179H214ZM214 180H212V181H214ZM223 180V179H222ZM221 180V181H222ZM230 180V181H229ZM260 180V181H259ZM29 181V182H30ZM72 181V182H71ZM171 181H172V179H171ZM171 181H169L170 182V184H171ZM184 181V180H183ZM200 181V182H199ZM217 181V180H216ZM220 181V180H219ZM219 181H217V183L215 182V184L217 185L218 184V182ZM221 181L219 182V184H221ZM228 181V182H227ZM70 182V183H69ZM125 182V183H124ZM132 182H134V183H132ZM155 184H154V183ZM165 182H167V180H165ZM164 182V183H165ZM195 182V183H194ZM25 183V182H24ZM27 183H28V181H27ZM120 183V184H119ZM129 183V186H130V184L132 183V185L133 184H135V190L133 189V187H132V185H131V188L130 187H128L127 186V184ZM140 184H143V183H141V181L139 182ZM161 183V185H163V183H162V181L160 182ZM159 183V184H160ZM172 183V184H173ZM210 183H212V182H210ZM223 183V182H222ZM228 183V184H229ZM242 183H244L245 184V189L243 188V185H242ZM35 184V188H33L32 190H30L29 188H32V186L31 187H26V186H28V184L25 186L24 185V187H25V190H26V188H27V190H30V192H29V194L32 192V191H34V192H32L34 195H36L39 191H37L38 189H42L41 187H39L38 185H36ZM51 184V185H50ZM154 184V185H153ZM167 184H169V183H167ZM184 184V183H183ZM202 184H204V185H202ZM237 184V183H236ZM239 184V183H238ZM237 184V186H235L234 187V189L237 187V188H239L240 189V186ZM55 185V186H54ZM126 185V186H125ZM207 185H210L211 187H206ZM222 185V184H221ZM258 185V186H257ZM36 186H38V187H36ZM51 186H53V187H51ZM75 186V187H74ZM153 186V187H152ZM164 186H166V183H165V185ZM203 186V187H202ZM233 186L231 187V188H233ZM247 186V187H246ZM259 186H261L262 188H259ZM78 187V188H77ZM122 187V188H121ZM123 187H125L124 189H123ZM127 187H128V189H127ZM162 187V186H161ZM177 187H178V191L176 190L177 189ZM215 188H216V186H214ZM217 187H220L219 185H217ZM0 188H2V187H0ZM167 188H169V186L167 187ZM180 188V189H179ZM204 188V189H203ZM209 188V189H208ZM236 188V189H237ZM6 189V188H5ZM127 189V190H126ZM139 189H137L139 192L141 191V190H139ZM183 189V188H182ZM194 191L193 193H192V191ZM195 189V190H194ZM206 189V190H205ZM210 191V192H207L208 190ZM214 189V188H213ZM260 189V190H259ZM26 190V191H27ZM43 190L42 191H40V193L41 194H39V195H41L42 196V194H45V193H43ZM102 190H104V191H102ZM115 190V191H114ZM134 190V191H133ZM136 190V191H137ZM174 190H175V193H174ZM188 192H187V191ZM216 190V189H215ZM229 190H232V189H230V187H229ZM245 190H247V191H245ZM263 190H262V192H263ZM1 191H3V192H1ZM1 191H0V193H1V195H4L3 193H4V190H2L1 189ZM8 191V192H7ZM58 191V192H57ZM102 191V192H101ZM128 191H129V194H128ZM158 191H161V188H160V190H158ZM171 191L174 193V194H172L171 193ZM183 191V192H182ZM228 191V190H227ZM250 191V192H249ZM17 192V193H16ZM57 192V193H56ZM73 192V193H72ZM86 192V195L85 194H83V193H85ZM100 192H101V195H100ZM120 192V193H119ZM131 192V193H130ZM133 192H135V194L133 193ZM144 192V191H143ZM187 192V193H186ZM213 192H215V191H213ZM217 192V191H216ZM215 192V193H216ZM228 192H231V191H228ZM26 193H28V192H26ZM53 193V194H52ZM61 193V194H60ZM71 193V194H70ZM75 193V194H74ZM83 194V195H79V194ZM91 193V194H90ZM103 193V194H102ZM105 193V194H104ZM157 193V192H156ZM161 192H158V194H160ZM186 193V194H185ZM200 193V194H199ZM205 193V194H204ZM45 194V195H46ZM58 194V195H57ZM72 194H74L73 195V197H72ZM78 194V195H77ZM99 194V195H98ZM125 195V196H127V200L130 198L131 199V202L132 203H130L128 206L127 205H125V202L127 201L126 199H125V202H124V204H123V207H125V208H122V206H120L121 204H122V202L124 201H121L120 202V200H122V199H120V197L121 198H123L122 196L123 195ZM141 195H143L144 196V198L146 197L145 195H144V193H140ZM153 194V195H154ZM162 194V193H161ZM181 194V195H180ZM192 194V195H191ZM263 194V197H264V193H262ZM39 195H36V197L34 196V198H38L39 199ZM62 195H63V197H62ZM68 195V196H67ZM103 195V196H102ZM130 195V196H129ZM185 195H186V197H185ZM190 195V196H189ZM210 199H212V198H214V196H215V200L217 199V198H219V197H217L216 198V196L218 195V193H216V195L214 194V193H210ZM28 196V195H27ZM31 196H33V195H30V197ZM56 196V197H55ZM58 196V197H57ZM71 197L73 200H75L76 199V201H71V202H73V204H71L70 202H68V201H70V199L68 198V197ZM74 196H76V197H74ZM95 196V197H94ZM108 196H110V201H109V199H108ZM198 196L200 197V198H198ZM204 196L206 197V198H204ZM213 196V197H212ZM9 197H13V198H9ZM26 196L24 195V198H25ZM29 197V196H28ZM27 197V198H28ZM29 197V198H30ZM43 197V196H42ZM48 197V196H47ZM64 197H66V198H64ZM103 197V198H102ZM117 197V198H116ZM119 197V198H118ZM135 197V198H134ZM150 197H149V199H150ZM191 197V198H190ZM193 197V198H192ZM248 197V198H249ZM57 198V199H56ZM60 198L62 199V200H60ZM75 198V199H74ZM79 198V199H78ZM108 200V201H106V199ZM114 198V199H113ZM133 198V199H132ZM141 198H143V197H141ZM141 198H139L138 197V199H140L139 200V202H141ZM147 198V197H146ZM145 198V199H146ZM240 198H242V197H240ZM240 198H239V200H240ZM243 198V199H244ZM248 198H247V200H248ZM249 198V199H250ZM3 199V200H2ZM17 199V200H18ZM31 199L32 200H28V201H30V203H32L33 202V198L31 197ZM38 199H37V202H35V199H34V204H37L38 203ZM47 199V198H46ZM65 199V200H64ZM67 199V200H66ZM71 199V200H72ZM113 199V200H112ZM120 199V200H119ZM129 199V200H130ZM137 199V198H136ZM145 199H144V201H145ZM148 199V198H147ZM146 199V201H150L149 199L147 200ZM160 199V200H161ZM176 199V200H175ZM180 199V200H179ZM186 199V200H185ZM201 199H202V202H201ZM204 199V200H203ZM242 199V200H243ZM16 200V199H15ZM16 200V201H17ZM40 200H42L41 198H40ZM40 200H39V203L37 204V206L38 205H40L39 206V208H41V204H45L43 201H41V202H43V203H41L40 202ZM53 200V201H54ZM78 200V201H77ZM119 200V201H118ZM167 200V201H168ZM171 200V201H170ZM183 200V201H182ZM189 200H190V202H189ZM247 200L245 199V200H243V201H241V202H247ZM51 201V200H50ZM50 201H49V203H50ZM52 201V204L55 202H53ZM60 201V202H59ZM65 201V202H64ZM99 201V203H97ZM137 201V200H136ZM135 201V202H136ZM192 201V202H191ZM194 201H195V203H194ZM199 201H200V203L201 204H198L199 203ZM210 201V200H209ZM212 201H213V199H212ZM217 201H219V200H217ZM217 201H215V204L216 205H219L218 204V202ZM47 202V201H46ZM63 202V203H62ZM66 202H68V204L69 205H71L72 206V208H71V206H69L68 204L66 205ZM101 202V203H100ZM108 204H106V203ZM111 202V203H110ZM118 202H120V204H119V206L122 208V209H118V207H116L117 205H118ZM129 202V201H128ZM134 202V203H135ZM160 202V203H159ZM183 202V203H182ZM189 202V203H188ZM206 202H208V200L207 201H205V203ZM217 202V203H216ZM252 202H253V204L254 203H256V205L255 206H253L252 205ZM33 203L30 205L31 206V208H32V205H33ZM110 203V204H109ZM115 205V207H116V209H115V207H114V205ZM147 203V202H146ZM194 203V204H193ZM214 203V202H213ZM223 203V202H222ZM222 203H220V204H222ZM244 203H243V205L241 204V206H244ZM258 203V204H257ZM0 204V207H2L1 209L2 210H4V206L3 205H1ZM48 204V202L46 203V205ZM55 204V203H54ZM75 204V206H73ZM79 204H80V206H81V208H80V206H79ZM102 204H103V206H102ZM106 204V205H105ZM112 204V205H111ZM143 204H145L144 202H143ZM196 204V206H194ZM212 204V203H211ZM248 204V203H247ZM56 205V204H55ZM54 205V206H55ZM79 207H77V206ZM96 206L95 208H97L96 210H95V208L93 207V206ZM111 205V207H110V210L112 209V206L114 207V211L113 212H116L117 214H118V212H120V210L122 211V210H127L126 211V213H125V210L123 211V212H120V216H121V214H123V216H121V221L122 220H125V221H122V222H120L119 224H122V225H120V227L119 226H117L118 224L117 223H114V222H119L120 220H118L119 219V214H118V219L117 220H110L108 217L106 218V220H103V221H101L102 219H104V218H98L99 217V214L101 213V215L100 216H102V217H105V216H107V213H108V211H109V213H110V210H108L107 211V213H106V215L105 214H103V213H105L104 211H106L107 210V207H108V209H109V206ZM125 205V206H124ZM159 205H158V207H159ZM171 205H173V206H171ZM189 205H191V207H192V209H190L189 210V207H187V206H189ZM214 205V204H213ZM216 205H214V207H216ZM246 205V204H245ZM36 205H34L33 206V208L35 207ZM90 206V207H89ZM100 206V207H99ZM104 206L106 207V209L104 208ZM126 206H127V208H126ZM136 206H138V205H136ZM144 206V205H143ZM206 206L207 207H210V204H209V206H208V204H206ZM205 206V207H206ZM212 206V205H211ZM248 206V205H247ZM260 206V207H259ZM4 207V208H3ZM25 207H26V209H25ZM43 207V206H42ZM45 208H48V207H46V206H44ZM63 207V208H64ZM65 207V209H67ZM73 207H77L76 209H74ZM102 207V208H101ZM119 207V208H120ZM140 207H141V205H140ZM157 207V208H158ZM172 207V208H171ZM203 206H201L200 207V210L201 209H203L202 208ZM223 208H224V205L222 206ZM222 207H220V208H222ZM250 207V206H249ZM9 208V207H8ZM30 208V207H29ZM32 208V209H33ZM37 208V207H36ZM83 208V209H82ZM94 208V209H93ZM100 208V209H99ZM134 208V207H133ZM135 208H137V207H135ZM196 208V209H195ZM213 208V206L212 207H210V210H211V212H213L214 211V209H212ZM259 208V209H258ZM10 209V208H9ZM38 209V208H37ZM37 209L35 210V211H37ZM43 209V208H42ZM70 209V210H69ZM87 211H86V210ZM91 209H93L92 211H91ZM144 209V208H143ZM182 209H183V211H182ZM188 209V210H187ZM195 209V211H194V214H190V216L192 215V217H189V218H187L186 217V214L185 213H187V214H189L192 210H194ZM207 209V208H206ZM206 209H203V210H205L206 211ZM216 209H219V208H216ZM241 209H245V206H244V208L243 207H241ZM241 209L240 210H238L237 212H240L241 211ZM248 209V208H247ZM83 210H84V213H83ZM100 210V212H98V211ZM101 210H103L102 212H101ZM135 210V209H134ZM166 210V211H165ZM207 210H209V209H207ZM213 210V211H212ZM222 210V209H221ZM248 210V211H249ZM253 210L254 211H256L255 209H252V211H251V213L253 212ZM38 211H39V209H38ZM45 211V209L44 210H42V212H44ZM66 211V210H65ZM91 211V212H90ZM95 211V212H94ZM118 211V212H117ZM133 211V212H132ZM156 211V210H155ZM205 211H202L201 210V213H200V215L201 216H203V214H205L206 213V215H207V217H209L208 215H210L209 213L207 214V212H205ZM260 211V210H259ZM264 211V210H263ZM26 212V213H25ZM40 212V211H39ZM59 212H57L56 213V210H54V213H55V215L57 214L58 216H60V213ZM80 212V213H79ZM88 213V215H87V213ZM96 212H97V214H96ZM150 212V214H151V211H149ZM148 212V213H149ZM153 212H154V210H153ZM152 212V213H153ZM183 212H185L184 214H182ZM203 212V213H202ZM205 212V213H204ZM210 212V211H209ZM218 212H219V210H218ZM243 212H244V210H243ZM245 212L247 213V210H245ZM32 213V215H30ZM35 213H37V215H39V216H37V215H35ZM82 213V214H81ZM97 215H95V214ZM166 213V214H165ZM168 213V214H167ZM234 213V212H233ZM241 213H242V211H241ZM251 213H250V215H251ZM255 213V212H254ZM254 213H252V217H253V215H254ZM260 213H261V211H260ZM264 213V212H263ZM41 214V213H40ZM44 214V213H43ZM62 214H61V216H62ZM79 214L82 216V217H84L83 215H85L86 214V216H91V214H92V216L89 218V221H90V223H88L87 222V219L86 218H82V217H79V218H82V219H84L87 223H88V225L89 224H91L90 226H88L87 227V229L89 230H87V233L85 232H82V231H84V228H82V231H81V235H82V237L84 238H82V237H79V236H81V235H79L78 236V229L80 228H77V232H74V231H72L71 232V229L70 228H73V229H75L74 227H73V225H74V223L73 222H75V215H76V217L78 218V216H79ZM124 214H126V215H128V214H133L132 216H129V217H133V218H130V220H128L129 219V217L128 216H125ZM177 214V215H176ZM182 214V215H181ZM230 214H231V212H230ZM243 214H245V213H243ZM248 214H249V212H248ZM27 215L29 216H32V218H28L29 219V221L31 222V221H33L34 222V224L35 225H38L39 226V228H38V226L36 227V226H34V227H36V230L35 229H33V231H31V234H30V230H32L31 228H34L33 227V222H31V223H29V221L27 222ZM50 215V216H49ZM105 215V216H104ZM111 215H112V213H111ZM114 215H116L115 213H114ZM113 215V216H114ZM163 215V216H162ZM181 215V216H180ZM183 215L186 217L185 219L188 221V219L190 220V218L192 219H194V221L192 222L191 221V223H194L193 225H191L190 224V221L188 222V225L190 224V226H189V228H187V229H181V231L183 232V233H180L181 231H179V229L178 228H186V226L187 225H184V224H182L183 222H182V220H181V224L182 225H184V227H182L181 225H180V223H178L179 225H177V229H175L176 227H173V224H171L172 222H173V220L174 221H180V217L182 218V219H184V217H183ZM193 215H195V216H193ZM206 215H204V216H206ZM233 215V214H232ZM239 216H241L242 214H238ZM257 215H259V213L257 212ZM263 215V214H262ZM19 216L20 217H22V218H19ZM96 216V217H95ZM109 216V215H108ZM201 216H199V217H201ZM211 216V215H210ZM234 216V215H233ZM244 216H246V214L244 215ZM254 216H256V215H254ZM260 216V215H259ZM92 217H94V218H92ZM116 217V216H115ZM115 217L113 218V219H115ZM154 217H156V218H154ZM160 217V218H159ZM165 217V218H164ZM195 217V218H194ZM230 217H232L231 215H230ZM242 217L243 216H241V220H242ZM247 217H249V216H247ZM247 217H246V219L244 220V223H247V222H245L246 220H247ZM251 217V219H253L254 221L255 220H258V221H260L261 219L258 217V216H256V218L255 217H253L252 218ZM262 217V220H264V215L263 216H261ZM5 218V219H6ZM25 218H26V221H25ZM33 218H34V220H33ZM37 218V219H38ZM43 219H44V216L42 217ZM41 218V219H42ZM92 218V219H91ZM135 218H137V217H135ZM151 218V219H150ZM198 218V217H197ZM206 218V217H205ZM260 220H259V219ZM13 219V220H12ZM41 219H39V220H41ZM101 219V220H100ZM109 219V220H108ZM112 219V218H111ZM139 219V218H138ZM147 219V220H146ZM24 220V221H23ZM52 220H54L53 222H52ZM74 220V221H73ZM78 220V219H77ZM76 220V221H77ZM130 221L131 222V224H132V222L134 221L135 223L133 224V225H135V224H138L139 225V227L140 226H143L142 228L145 230H143L142 228H141V230H143V234H147V229H149L148 231H153V230H155V233L154 232H152V233H149V235H146V236H144L143 237V234L142 235H140V231L138 232V231H135L134 230V228H132V229H130L129 227V230H133V233L135 234V233H139L138 235H140V239H139V237H138V239L136 238V239H134V240H132L131 238H129V236H131V234H129V232L130 231H127L128 233V235L126 234V236H128V237H125V239H124V241H123V238H124V235L121 237H119V239H118V236L119 235H121V232H118V230L119 229H121V231H123L124 229V233H125V231L126 230H128V228H127V225L129 226V225H131V224H129L130 222H128V221ZM157 220V221H156ZM165 220V221H164ZM251 221L252 222V224H251V222H250V220H248V222L250 223V224H247L248 226V229L250 230V228H249V226L250 227H252V229H255V227L253 228V226H255L256 225V223H259L258 221ZM8 221V223H6V225H10V222ZM44 222V220H41V222ZM78 221H80L79 223H83L82 221H81V219H79ZM77 221V222H78ZM92 221V222H91ZM113 221V222H112ZM139 221V220H138ZM141 221H142V219H140V223H141ZM150 221V222H149ZM187 221H185L184 220V223L186 224L187 223ZM3 222V223H2ZM25 222V223H24ZM56 222H58V224L56 223ZM70 222V223H69ZM106 222H111V224H113L112 225V227H114L115 225L117 226L116 227V229H117V231L116 230H114L113 229V231L114 232H112L111 230H112V227L110 226V228H111V230H110V232H112V233H109V232H107L106 233V231H105V228L104 227H106L105 225L107 224ZM127 222V223H126ZM241 222H243V220L241 221ZM264 221H261V224L263 223ZM13 223H11V224H13ZM49 223H50V225H49ZM53 223H55V224H53ZM105 223V224H104ZM123 223H125V225H123ZM142 223H143V221H142ZM145 223V222H144ZM161 223V224H160ZM240 223V222H239ZM243 223V224H244ZM253 223H255V225H253ZM20 224V225H19ZM25 224V225H24ZM30 224H32V226L30 225ZM51 224H52V226H51ZM56 224L57 225H59V227L60 226H62V228L60 227H58V226H56ZM62 224V225H61ZM83 224H86V223H83ZM92 224H96V225H94L93 227H91L92 226ZM103 224V229H102V225ZM109 224V223H108ZM127 224V225H126ZM241 224V223H240ZM260 224V223H259ZM29 227H28V226ZM47 225H48V227H47ZM72 225V227H69V226H71ZM75 225H76V223H75ZM79 225V224H78ZM138 225H137V230H138ZM164 225V226H163ZM168 225V226H167ZM258 225V224H257ZM7 226V227H8ZM24 226H27V227H24ZM80 226V225H79ZM100 227V230L98 229V227ZM108 226V225H107ZM109 226H108V228H109ZM122 226H123V229H122ZM127 228H125V227ZM158 226H159V228H158ZM170 226H172L171 227V229H174V230H177L176 232L177 233H175L174 232V234H176L174 237H172L173 236V231H172V233L170 232V237L172 238H170L171 240H169V241H165L167 238H169V237H167V235L166 234H168L169 233V229H170ZM175 226H176V224H175ZM193 227L192 229H190V227ZM259 226H262V225H259ZM6 227V228H7ZM18 227V228H17ZM44 227V228H43ZM51 227H52V230L50 231V229H51ZM53 227H56V231L54 230L55 228H53ZM66 227H67V229H66ZM68 227H69V229H68ZM83 227V226H82ZM118 227H119V229H118ZM132 227V226H131ZM135 227V226H134ZM149 227V228H148ZM188 227V226H187ZM202 227V226H201ZM200 227V228H201ZM240 227H242V225H240ZM243 227H246V224H244L243 225ZM246 227V228H247ZM11 228H12V225H11ZM61 229L60 230V232L62 233H59V230L58 229ZM91 228V229H90ZM136 228V227H135ZM162 228V229H161ZM245 228V229H246ZM261 228V227H260ZM264 227H262V229H263ZM13 229V228H12ZM13 229V230H14ZM49 229V230H48ZM64 230V232H62L63 230ZM98 229V230H97ZM150 229H153V230H150ZM157 229V230H156ZM251 229V230H252ZM261 229V230H262ZM12 230V231H13ZM19 232H18V231ZM23 230V229H22ZM39 230V231H38ZM40 230H41V232H40ZM70 230V232L71 233H69L68 231ZM81 230V229H80ZM79 230V231H80ZM91 230V231H90ZM97 230V231H96ZM103 230V231H102ZM139 230H140V228H139ZM158 230H159V232H160V230H162V235H161V232H160V234L159 235H161L162 237H165V235H166V238L164 239H162V241H160L159 243H161V244H159V243H157V241H159V239L157 240V238H156V242H154L155 240H153V243L151 242V245L150 244H148V243H150L149 241L151 240V239H153L154 237H150V239H149V241H146L147 242V244L149 245V246H151V247H149L147 244H146V242L145 241H143L142 239L144 238V240H145V238L146 237H148V236H151V235H153V236H155L156 235V232H158ZM196 230V228H194V231H193V235L191 236V238H193V236H194V234L195 235H197V230ZM247 230V229H246ZM249 230H247V232L249 233ZM250 230V231H251ZM257 229H255V231H256ZM258 230H260V229H258ZM8 231V232H7ZM35 231H37V233L35 232ZM58 232L57 234L55 233V232ZM105 231V232H104ZM164 231L165 232H167L165 235L163 234L164 233ZM200 231H204L205 232V230H200ZM200 231H198V233H200ZM254 231V230H253ZM252 231V232H253ZM263 232H264V230H262ZM4 232H6V234L4 233ZM35 232V233H34ZM46 232H48V233H46ZM50 232H52V233H54V234H50ZM74 232V234H72ZM96 232H97V234H96ZM100 232H104V233H100ZM122 232V233H123ZM132 232V231H131ZM130 232V233H131ZM146 232V233H145ZM189 232V233H190ZM203 232V233H204ZM235 232V234L236 235H232L233 237L235 236H237V230L236 231H234ZM246 232V233H247ZM252 232L250 233V237H251V235H252ZM260 232L261 231H259V239L257 240L256 238H258V237H255V239L257 240V241H261L262 240V238H264V234H261L260 235ZM10 233V234H9ZM34 233V234H33ZM71 234V235H74V236H76V234H77V237H79L77 240V243L73 240V241H70V240H68V239H70L72 236L70 235V236H68V235H66V234ZM94 233H95V235H94ZM120 233V234H119ZM133 233H132V235H133ZM180 233V234H179ZM185 233V234H186ZM186 234V235H190V234H192V233H190V234ZM239 233V232H238ZM30 234V235H29ZM39 234V235H38ZM61 234V235H60ZM64 234V235H63ZM83 234L86 236V238H85V236H83ZM89 234V235H91V237L88 235V237H87V235ZM111 235V240H112V238L115 240V242H114V240H112L113 241V243H116V244H119V243H121V242H119L118 243V241L119 240H122V242H124V245L125 244H128V242L129 243H131L130 244V247L132 246V244H133V242H135L134 244H136V247L138 246L139 248H144V244H146L147 246H148V248H150L149 250L146 248V246H145V248L146 249H140L139 250V248L137 249L136 247H135V245L133 244V246H134V248H131L130 249V247L128 248V246L127 245H125V246H127V250H128V257H131V258H127V255H126V251H123V249L125 248V246L123 245V243L122 244H120L121 245V247H119V245L117 246V245H115V244H113V245H115V247H116V251L114 250V248L112 247V241H111V246H109L110 245V243H109V239H110V236H108V235ZM151 234V235H150ZM231 235V231H229V233H228V235ZM253 234H256L255 232H253ZM20 235V234H19ZM63 235V236H62ZM103 235V236H102ZM137 235V236H138ZM183 236V237H187V236ZM229 235V237H232V236H230ZM256 235H258V233L256 234ZM255 235V236H256ZM2 236H3V238H2ZM9 236V237H8ZM59 236V237H58ZM65 236H67L66 237V240H65ZM74 236H73V238H74ZM93 236H95V239H94V237ZM100 236V237H99ZM105 236H106V240L108 239V242H106L105 241ZM108 236V237H107ZM134 236V235H133ZM156 236H158V235H156ZM198 236V235H197ZM202 236L204 237V234H202ZM246 237V238H248V236H249V234L248 235H243V237ZM253 236V235H252ZM44 239H43V238ZM53 237H56V238H53ZM62 237H64V238H62ZM70 237V238H69ZM76 237V238H77ZM90 237V239H88ZM93 237V238H92ZM97 237H99V239H97ZM143 237V238H142ZM180 237V236H179ZM243 237H241V238H243ZM244 237V238H245ZM250 237L248 238V240L250 239ZM261 237V238H260ZM2 238V239H1ZM38 238V239H37ZM58 238V239H57ZM73 238H71V239H73ZM76 238H74L75 240H76ZM81 238V241L79 240ZM135 238V237H134ZM158 238H160V236H158ZM190 238V240H188V241H190V243L192 242L193 243V245H194V247H198L199 248V246L201 247L202 245H200L199 244V246H198V242L199 243H201V236H200V234H199V237H197V239L199 240V241H197V245L195 246V244H194V241H195V239H196V236H195V239H191ZM244 238L242 239V240H244ZM253 238H254V236H253ZM253 238H251L253 241H255V242H257L255 239H253ZM5 239V240H4ZM52 239V241H51V243H50V240ZM86 239V240H85ZM100 239H102L101 241H100ZM116 239L118 240L117 242H116ZM183 239V241L185 240V238H182ZM181 239V237L180 238H178V240H182ZM204 239V238H203ZM203 239H202V241H203ZM5 242H4V241ZM9 240V241H8ZM11 240H13V242L11 241ZM24 240V241H23ZM54 240H59V241H56L57 243L58 242H60V243H56ZM65 240V241H64ZM82 240H84V242H82ZM89 240V241H88ZM125 240H127L126 241V243H125ZM146 240H148L147 238H146ZM192 240V241H191ZM9 242V244L7 243V242ZM20 241V242H21ZM30 241V240H29ZM86 241H87V243H86ZM96 243H95V242ZM100 241V242H99ZM140 241H142V243L140 242ZM152 241V240H151ZM186 241V240H185ZM251 242L252 244L253 243H255V242ZM264 241V240H263ZM10 242H12L11 243V245H10ZM17 242V241H16ZM55 242V243H54ZM90 242V243H89ZM91 242H93L94 244H92ZM143 242H145V243H143ZM173 242V241H172ZM5 243V244H4ZM6 243L8 244V246L10 245V247H8V248H5V246H6ZM28 243H30V242H28ZM27 243V244H28ZM50 243V244H49ZM66 243V244H67ZM84 243V244H83ZM171 243V242H170ZM191 243V244H192ZM242 243L244 244L245 243V241L243 242L242 241ZM242 243H241V245H242ZM248 243V242H247ZM247 243L246 244H244L245 246L247 245ZM258 243V242H257ZM255 244V245H257V246H260V245H258V244ZM261 243V242H260ZM2 244H4V245H2ZM27 244H25V248L27 249ZM81 244V245H80ZM100 244L102 245V246H100ZM108 244V245H107ZM174 244V243H173ZM173 244H171L172 246H173ZM190 244V245H191ZM262 244H264V243H262ZM262 244H261V246L260 247H262L263 249H264V246H262ZM32 245H33V243H32ZM32 245H30V246H32ZM40 245V244H39ZM64 245V244H63ZM91 245H92V247H91ZM103 245H105L104 247H106V249H108V251L107 250H105L104 249V247H103ZM107 245V246H106ZM123 245V246H122ZM161 245H163V246H161ZM167 245V246H166ZM240 245V246H241ZM244 245H242L241 247H240V249L237 247V249H238V251H237V249H236V251H237V253H240L241 252V250H242V254H244V253H248L247 255L245 254V257L247 258L248 257V255H249V249H250V247H249V249L247 248V247H245ZM248 245H249V243H248ZM34 246V245H33ZM44 248H43V247ZM79 246L81 247V249H79ZM108 246H109V248L110 247H112V249L110 248H108ZM235 246H237V244H235L233 247H235ZM7 247V246H6ZM12 247H13V249H12ZM23 247V248H22ZM67 247H68V245H67ZM87 247V248H86ZM88 247L90 248V249H88ZM171 247V246H170ZM233 247H231L233 250H235V248H233ZM243 247H245V248H243ZM253 247H254V245H253ZM252 247V248H253ZM29 248V247H28ZM62 248H63V250H67V248H66V245H64V246H62ZM97 248L100 250L99 252H98V250H97ZM104 250V251H102V249ZM178 248H181V247H178ZM177 248V249H178ZM182 248H184V247H182ZM204 248V246L202 247V248H200L201 249V251L202 250H204L203 249ZM255 248V247H254ZM258 248V247H257ZM22 249V250H21ZM30 249V248H29ZM60 248H57V250L56 249H54L56 252H58L57 253V255L58 254H60L59 253V251H61V249L59 250ZM92 249V250H91ZM126 249V248H125ZM133 249H136V250H133ZM154 249H156V250H154ZM162 249V250H161ZM174 249V247H172V250ZM177 249H175V250H177ZM188 249V250H187ZM190 249H196V248H193V246H191V248L189 247V248H186L185 247V250L187 251H185L184 249H183V251L181 250V252H185V253H188V251L190 250ZM228 249H229V251H232V250H230V248L228 247ZM246 249V250H245ZM248 249V250H247ZM259 249V248H258ZM261 249V248H260ZM4 250H8V251H4ZM42 250H40L39 252H42ZM48 250V251H49ZM53 250V252H55ZM88 250H90V251H87ZM96 250H97V252H96ZM113 250H114V252H113ZM142 251L141 253L139 252V251ZM147 250L148 251V253H150V254H146L145 253V251ZM180 250H178L177 251V253H175V251H173L175 254H178V252L180 253ZM189 251V255L187 254V256H185V255H183L182 256V254H184V253H181V254H179V255H172L173 257H177L178 256V258H177V260H179L178 262L176 261V258H174L175 259V261L176 262H173V263H178V264H180V262L182 261L181 259L183 258H186V259H189V258H191V261L193 262H195V261H197L198 260V262H199V258L197 259V257H199V256H201V260H202V258H203V256L201 255L202 254V252L200 251V253H199V251L197 252V250L198 249H196V251ZM226 250V249H225ZM244 250L246 251V252H244ZM3 251V252H2ZM27 251H28V249H27ZM30 251L31 252H27V253H29L28 255L29 256H24V257H20L19 258V260L17 261V260H13L12 262H11V258H13L14 259V257H13V255H12V257H9L11 260H10V262L9 263H11V264H31V263H33V264H38L37 263V259H35L36 261H34L33 259H32V253H34L31 249H30ZM45 251V250H44ZM48 251H45V252H47L48 253ZM68 251V250H67ZM76 251V250H75ZM74 251V254H76V256H80V254L82 253V252H80V254L79 255H77V253H79V251H76L75 252ZM110 251H112V252H110ZM122 251H123V253L125 252V255H126V257H125V255L123 256L122 255ZM131 251H134L135 252V254H134V252H132L133 253V255H132V253H131ZM152 251V252H153ZM161 251H163V252H161ZM229 251H226V252H229ZM236 251H234V254H236L235 252ZM263 252H264V250H262ZM8 252V253H7ZM11 252V253H10ZM69 252V251H68ZM71 252V251H70ZM92 252H93V254H92ZM110 252V253H109ZM130 252V253H129ZM138 252H139V254H138ZM170 252V251H169ZM191 252V253H190ZM224 253V255H226L227 253ZM233 252V251H232ZM244 252V253H243ZM4 253H5V255H4ZM6 253L7 254H10V255H8V256H6ZM19 253H20V255H19ZM63 253V252H62ZM65 253H67V252H65ZM72 254H73V252H71ZM71 253H68V254H66V255H69V254H71ZM85 253V254H84ZM86 253H87V255H86ZM91 253V254H90ZM97 253V254H96ZM112 253V254H111ZM136 253H137V255H136ZM161 253H163V254H165V255H163V254H161ZM171 253V252H170ZM192 253H193V255H192ZM194 253H196V254H194ZM222 253V252H221ZM73 254V255H74ZM93 256V258L90 256ZM168 254V255H167ZM172 254V253H171ZM204 254V253H203ZM213 254V255H212ZM218 254V255H217ZM216 254V252L215 253H213V251L211 252V255H210V253H207L206 255L207 256H205V257H207V260H208V262L209 263H211L212 264V262L214 263H216V264H219L220 263V259H218L220 256H221V254L220 253H217ZM2 255L4 256V257H2ZM25 255V254H24ZM31 255V256H30ZM36 255V254H35ZM56 253H54V257H55V259L57 258L56 256ZM62 255V254H61ZM59 256L57 259H58V261H57V263H59V260H60V262H61V264H62V261L61 260H63V261H66V263L68 262V259L67 260H65V258H66V256H65V258H63L62 256ZM65 255V254H64ZM89 255V257H87ZM96 255H98V257H96ZM142 255V256H141ZM150 255V256H151ZM181 255V257H180V259H179V256ZM224 255L223 256H221V257H224ZM229 257L231 258V261H229L227 264H233L232 262H233V260L235 261V259L237 260V257L235 258V256H233L234 258H232L231 256L233 255V253L232 254H230V252H229ZM15 256H17V255H15ZM81 256V257H82ZM111 256H113V257H111ZM114 256H115V258H114ZM117 256V257H116ZM134 256H137V257H140L141 256V259L139 260V261H137L136 260V262H135V260L133 261V257ZM158 256V255H157ZM163 256H165V259H164V257ZM168 256V257H169ZM185 256V257H184ZM197 256V257H196ZM211 256V257H210ZM213 256L215 257V258H213ZM239 256H240V254H239ZM2 257V258H1ZM6 257V258H5ZM29 257H31V258H29ZM68 257H70V255L69 256H67V258ZM81 257H79L80 258V262H85V260H83V261H81ZM82 257V259H84ZM91 257V258H90ZM112 259H111V258ZM137 257L135 258L134 257V259H137ZM156 257V255L154 256V258ZM210 257V258H209ZM216 257H217V259H216ZM245 257H243V258H245ZM17 259H18V257H16ZM34 258H37V257H34ZM60 258V259H59ZM62 258V259H61ZM73 258V256L71 257V258H69V261L71 260ZM74 258H75V260L77 259L75 256H74ZM95 258H96V260H95ZM120 258V259H119ZM153 258V260H155V261H157L156 260V258L154 259ZM159 259L158 258V260H160V261H158V262H162V259ZM213 258V259H212ZM225 258H226V256H225ZM225 258H223L224 260H225ZM241 259H243L242 258V256L240 257ZM97 259L99 260V261H101L100 263H99V261H97ZM118 259V260H117ZM139 259V258H138ZM151 259V258H150ZM193 259V260H192ZM216 259V260H215ZM233 259V260H232ZM238 259H239V257H238ZM240 259V260H241ZM27 260V261H26ZM39 260V259H38ZM74 259H72L71 261H73ZM102 260H104V261H102ZM129 260H130V263H128L129 262ZM169 260H171V256H170V258H169ZM219 260V261H218ZM230 260V259H229ZM14 261H16V262H14ZM22 261V262H21ZM78 260H77V262L76 263H79L80 264V262H79ZM123 261V262H122ZM148 261V260H147ZM167 261H168V259H167ZM172 261V260H171ZM174 261V260H173ZM203 262H204V259L202 260ZM201 261V263L203 264V262ZM211 261V262H210ZM252 261H255L254 259L252 260ZM252 261L251 262H249V264H251L252 263ZM264 261V260H263ZM2 262H0V264H2ZM111 262V263H110ZM115 262V263H114ZM121 262V263H120ZM126 262V263H125ZM134 262V263H133ZM154 262V261H153ZM164 262V261H163ZM169 263H170V261H168ZM168 262H166L165 261V263H167V264H169ZM183 262V261H182ZM190 262V261H189ZM192 262H190V264L192 263ZM194 262L192 263V264H194ZM198 262H195L196 264H198ZM221 262H222V258H221ZM224 262V261H223ZM239 262V261H238ZM242 262H244V261H242ZM258 262V261H257ZM256 261H255V264L257 263ZM260 262V261H259ZM257 263V264H264V263H262V259H261V262L260 263ZM65 262H63V264H64ZM65 263V264H66ZM69 263V262H68ZM67 263V264H68ZM72 263V262H71ZM74 263H75V261H74ZM73 263V264H74ZM155 263V262H154ZM157 263V262H156ZM173 263H171V264H173ZM183 263H186L187 264V262H183ZM200 263V264H201ZM245 263V262H244ZM3 264H5L4 262H3ZM41 264V263H40ZM60 264V263H59ZM82 264V263H81ZM84 264H87L86 262L84 263ZM159 264H162V263H159ZM182 264V263H181ZM235 264V263H234ZM236 264H238L237 262H236ZM240 264H241V261H240ZM243 264V263H242ZM253 264H254V262H253Z\"/></svg>",
	"mask_w": 264,
	"mask_h": 264
},
{
	"label": "bare ground",
	"instance_id": "bare-ground-1",
	"mask_svg": "<svg viewBox=\"0 0 264 264\" xmlns=\"http://www.w3.org/2000/svg\"><path fill=\"white\" fill-rule=\"evenodd\" d=\"M3 1H4V0H3ZM11 1H12V5H10V8H11V9L9 8V4H7V6H8V10H9V11H11V12L14 11V13L12 14V17H11V14H10L11 12L9 13V12H7L6 9H5V7L7 8V6L5 5V4L7 3V0H5V4L2 3V6L4 5V9H5V10L2 11V12H5V11H6L4 14L8 13V14L10 15V16H9V19H10V17H11V19L13 18L12 20L10 19L11 21H13L14 18H15V20H14L15 22H16V21H22V20H23V21H22V23H23L24 20H26V19L28 20V19L31 18V20H32V21L30 20L31 23H32V22L34 23V21H35V24H31L30 22H27L28 24H30V25L28 26V27H29L28 29H30V27H31V29H33V25H36V20H37V18H40V17H38V16H36V15H38L39 13L41 14V11L43 10L42 7H43L44 5H40V4L38 3V1L35 0V1H36V2H35L34 0H32L33 2L31 1V4H33L34 6L37 4V6H36V7H37V10H38V11L40 10L39 13H36V12H35V11H37V10H33V11H34V14L36 13L35 15H33V12L30 13V12H31L30 9H31V8L33 9L34 6L32 7V6L30 5L31 8H30V6H29L28 9H26V10H28V11H26L25 8H26L27 6L25 7V4H24V3H25V0H24V1L21 0V2H20L19 0H18L19 2H18L17 0H11ZM22 1L24 2V3H23V4H24V8L22 7V6H23ZM41 1H42V0H40V2H41ZM140 1H142V0H140ZM143 1H144V0H143ZM150 1H151V0H150ZM150 1L148 0V2H150ZM152 1H153V2L155 1V2H156L157 0H152ZM165 1H166V0H163V2H162V0H161L162 5H160L161 2H160V0H158V1H157L158 3H155V2H154L156 5H154V6L152 5L153 7H155V9H157V10H156V13L158 14V15H156L157 17H156V16L154 15V13H153V12H155V9H154V10H152V9H148L149 11H148V12L146 11V9H147V8H150V6H148V2H147V0H146V2H145V7H144L145 10H144V11L146 12V14L143 13V14L141 15V17L143 16L142 18H144V15H146V17L152 15L151 18H153V20H152V19L150 20V22H151L152 24H150V22H149V24L146 23L148 20L145 22V23L147 24V26L150 25V27L145 26V28L147 27V29L149 30V29L152 27V28H151L152 31H150L151 29L149 30V32H152V33H151L152 35H153V30H154V32L156 33V32H158V30L160 29V32H159V33H161V31H162V33H164L163 30L165 29L167 32H168V31H169V32H168V34H167L166 31H165V33H166V38L163 37V39H167V38H170V39H171V37L173 36L174 32L177 31V32H175V36H173V38H175V40L177 39L178 42L180 41L179 39H182V40H183V39L185 38L184 40H187L188 37L186 38V37L184 36V34H182V36H179V35H178L179 37H177L176 34H180V35H181V32H182V31L184 32V30H185V28L182 29V28L184 27V25H185L184 21H181V22H182V23H181V22H178L177 20L180 21V20H182L183 18L186 19L188 16H190V18H191L192 15L190 14V12L192 13L194 6L197 7V6L199 5V6H198V9L201 10L200 15H199V14H198L199 16L197 15V12H196V11L198 10L197 8H196V10L194 11V13H196V16H195L194 14H193V15H194L195 17H197V18H200L202 11H204L206 14H204V12H203V13H202V16H201V17H203V15H205V16H204V17H205L204 19H206V20H205L206 22L204 21V25H206V24H208V22H210V23H209V26H210V25H212V26H210L209 28L211 29V27H212V28L215 27V29H216V30H215V29H211L212 32L215 30V32L211 33L212 35L214 34V37H213L212 35H211V36L215 39V38H216V35H217L218 32H220L219 34L222 35L221 37L216 38L217 43H215L214 45L217 46L218 43H219L220 41L223 40V38L226 40L225 43L228 42V41H227V38L229 39V42L234 41V43H235L236 38L238 39V37H240V38H239V41H240L239 43L236 42V45H235L233 42H232V43H233V46H234V47L237 46V44H238V45L240 44V46H243V47H241V49H239V50H240L242 53H245V50L248 49V47L246 48L245 46H249L250 43L253 42L251 38H250V40L247 39V38L251 37L250 34H249L250 36H249V35H243L244 33L241 34V35L238 34V32H239V33L244 32L245 28L243 29V31H242V29L240 30L241 27H245V26H243V24L240 25V26H236V24H233V25H232V28L235 29V27H236L235 31H234V29L232 30V29L230 28V27H231V24H230V23H233V22H236V21H237L235 18H234L235 20L233 19V15H234V11H235V6H236V5L240 4L238 7H239V8H242V7H240V6H241V3H242L241 0H224V3H223V0L218 1V3H217V1L214 2V0H212V2H213L212 5H211V4H208L209 2L207 3L206 0H204V1H206L207 4H206L203 0H200V2L203 4V6H202L203 10H202V8H200V7H201V4H200V3H196V4H194L195 1H193V0H192L193 2L190 1V0H189V1H188V0H187V1H186V0H185V1H184V0H181V2L183 1V3H182V5L180 4V7L182 8L183 4L185 3L183 9L186 10L185 13L188 14V16H187L186 14H184L185 17L182 16L183 18H182L181 16H179L178 14L176 15V13H178L177 11H179V10H177L176 5L178 6L179 3H181L180 0H179V1H177V0H176V1H174V0H167L166 3H165ZM196 1L199 2V0H196ZM237 1H238V3L235 4V2H237ZM239 1H240V3H239ZM242 1H243V0H242ZM244 1L246 2V0H244ZM247 1H249V0H247ZM251 1H252V0H251ZM251 1H249V2H250L249 5L247 4V2L245 3V4L248 5V6L246 5L247 7L245 8V10H244V9H241V10L239 11V14L242 13V14H240V16L242 15L241 17H243V16H245V15H248L249 11H248L247 13H245V12L247 11V8H248L249 6H251L250 4H253V1L255 2V6L252 5L251 8L253 9V8L255 7V9L252 10L251 8H248V10H252L253 12H254V10H256V8H257V7H256V5H257L256 3H258V2H256V0H253L252 2H251ZM258 1H259V0H258ZM14 2H16V3L18 2L19 4L22 5V6L20 7L21 9L19 8L20 10H19V9H16V7H17V6L19 7L20 5H18V4L16 5V3H14ZM26 2H28V3H26V4H29L30 0H28V1L26 0ZM44 2L47 3L48 1H47V0H44ZM51 2H52V1H51ZM105 2H106V1H105ZM105 2H104V3H105ZM159 2H160V3H159ZM170 2H171L172 4H170ZM177 2H178V3H177ZM189 2H190V3H189ZM191 2H192V3H191ZM203 2H204V3H203ZM262 2H263V3H262V7H264V6H263V4H264V0H262ZM8 3H9V0H8ZM52 3H53V2H52ZM107 3H108V2H107ZM112 3H113V2H112ZM124 3H126V2L124 1ZM151 3H152V2H151ZM167 3H169V6L166 5ZM186 3H187V4H188V3H189V4H192L193 8L191 9V11H189V8H190V7H188ZM243 3H244V2H243ZM260 3H261V0H260ZM10 4H11V2H10ZM41 4H42V3H41ZM47 4H50V3H47ZM141 4H142V3H141ZM146 4H147V6H148L147 8H146ZM149 4H150V3H149ZM152 4H153V3H152ZM173 4H174V5L176 4V5L173 6ZM189 4H188V5H189ZM193 4H194V5H193ZM245 4H243L242 6L244 7ZM13 5H14L15 9H14ZM51 5H53V4H51ZM142 5H143V4H142ZM150 5H151V4H150ZM39 6H41V9H42V10L39 9ZM46 6H47V5H46ZM57 6H58V5H57ZM140 6H141V5H140V3H139V7H140ZM143 6H144V5H143ZM157 6H158V8H157ZM160 6H162V8H160ZM185 6H187V7H185ZM190 6H191V5H190ZM257 6H259V8L257 9V11H260V12H261V9H262L263 12H264V8L260 7V5H257ZM0 7H1V2H0ZM18 7H17V8H18ZM48 7H49V6H47L46 8H48ZM153 7H151V8H153ZM164 7H165V9H164ZM168 7H169V8L171 7V8L169 9ZM238 7H237V9H238ZM12 8H13V9H12ZM22 8H23V10H25L26 12H28L30 15L32 14L33 17L35 18V20H34V19H33L28 13H26V12H25V14H28V18L25 17L26 15H25V16H22V15L19 16V14H23V10H22ZM51 8H52V7H51ZM109 8H110V7H109ZM109 8L106 7V9H109ZM111 8H113V5L111 6ZM159 8H160V11H159V13H158V9H159ZM186 8H187V9H186ZM49 9H50V7H49ZM161 9H164L162 20L164 21V18L166 17L165 20H166V21L168 20L166 23L169 22V23H168V26H166V27H170V28H165V25H162V23H164L165 21L161 23V21H160L161 19L158 20V19L160 18L161 14H162L161 11H163V10H161ZM175 9H176V10H175ZM183 9H182V10H183ZM194 9H195V8H194ZM237 9H236V10H237ZM259 9H260V10H259ZM1 10H3V9H0V12H1ZM12 10H13V11H12ZM111 10H112V9H111ZM141 10H142V6L139 8V11H140V12H141ZM166 10H167V14H166ZM184 10H183V11H184ZM200 10H199V11H200ZM224 10H225V12H224ZM243 10H244V12H243ZM15 11H16V14H15ZM38 11H37V12H38ZM47 11H48V10H47ZM66 11H67V10H66ZM66 11H65V12H66ZM104 11H105V10H104ZM109 11H110V9H109ZM139 11L137 12L138 15H139V13H140ZM175 11H176V12H175ZM187 11H188L189 13H187ZM199 11H198V12H199ZM237 11H238V10H237ZM237 11H236V12H237ZM241 11H242V12H241ZM2 12H1L0 14H3ZM17 12H18V13H17ZM45 12H46V10H45ZM45 12L42 11V13H45ZM48 12H51V11H48ZM48 12H47V14H48ZM53 12H55V10H54ZM124 12H125V11H124ZM126 12H128V11H126ZM126 12L123 13V16H124V14L127 15ZM142 12H143V11H142ZM142 12H141V13H142ZM150 12H151V13H150ZM173 12H174V14H175L176 16L179 17V19H178V17H177V18L174 17V18H176V19L172 18V17L174 16ZM221 12H224V13H221ZM260 12H259V13H260ZM129 13L131 14L130 11H129ZM129 13H128V15H129ZM170 13H171V15H170ZM181 13H182V12H181ZM215 13H217L218 16H219V14H220V16H223V17H219L218 19H217V18L215 19V17H216V14H215ZM218 13H219V14H218ZM244 13H245V15H243ZM250 13H251V12H250ZM17 14H18V16H17L18 18L16 17ZM40 14H39V15H40ZM52 14H53V13H52ZM69 14H70L69 16L72 17V15H71L70 12H69ZM103 14H104V13H103ZM108 14H109V13H108ZM147 14H148V15H147ZM150 14H151V15H150ZM164 14H166V16H164ZM168 14H169V15H168ZM172 14H173V15H172ZM179 14H180V13H179ZM213 14H214L215 16H214ZM222 14H223V15H222ZM239 14L237 13V15H239ZM251 14H252V13H251ZM254 14H255V13H254ZM254 14H253V16H255ZM256 14H258V12H256ZM6 15H7V14H6ZM64 15H68V14H64ZM105 15H107V12L105 13ZM138 15H137V16H138ZM207 15L210 16L211 21H208V20H209V17H208ZM235 15H236V13H235ZM260 15H261V14H260ZM43 16H44V14L42 15V17H43ZM48 16H49V15H48ZM107 16H108V15H107ZM107 16H106V18H107ZM133 16H134V14H133ZM135 16H136V14H135ZM135 16H134V18H135ZM154 16H155V19H154ZM169 16L174 20V21L172 20L173 22H172V21L170 22V19H171V18H170ZM206 16H207L208 18H206ZM218 16H217V17H218ZM240 16H236V18L238 17V22H239V17H240ZM258 16H259V15H258ZM261 16H262V15H261ZM19 17H20V18H19ZM49 17H50V16H49ZM49 17H48V18H49ZM62 17H63V16H62ZM65 17H66V16H65ZM65 17H64V18H65ZM126 17H128V16H125V18H126ZM146 17H145V18H146ZM167 17H168L169 19H167ZM180 17H181L182 19H181ZM192 17H193V16H192ZM248 17H249V15H248ZM248 17H246L247 20L250 18V17H249V18H248ZM251 17H252V16H251ZM259 17H260V16H259ZM16 18H17V19H16ZM21 18H22V20H21ZM24 18H25V19H24ZM45 18H47V16H45ZM66 18H67V17H66ZM66 18H65V19H66ZM103 18H104V17H103ZM103 18H102V19H103ZM156 18H157V20H156ZM197 18H195L194 20H196ZM220 18H221V20H219ZM9 19H8V20H9ZM50 19H51V18H50ZM50 19H49V22H51ZM54 19H56V18L54 17ZM60 19H61V18H60ZM88 19H89V18H88ZM149 19H150V17H149ZM188 19H189V17H188ZM188 19H187V20H188ZM207 19H208V20H207ZM10 20H9V21H10ZM45 20H46V19H45ZM52 20H53V19H52ZM62 20H63V19H62ZM62 20L60 21V23L62 22V24H64V25L66 24V25H67V28L65 29V30H66L65 35H66V34H67V29H69L68 27L71 26V25H73V24L75 25V23L70 24V23L68 22V20H67V22L62 21ZM154 20H155V21H154ZM194 20L192 19V21H194ZM218 20H219V21H218ZM240 20H241L240 22L244 23V22L242 21V19H240ZM250 20H251V19H250ZM9 21H7V23H9ZM14 21H13V22H14ZM40 21H42V19L39 20V21H37V23L39 22L38 25H40ZM46 21H48V19H47ZM53 21L55 22V20H53ZM72 21H73V20H72ZM72 21H71V22H72ZM85 21H87V20H85ZM153 21H154V22H153ZM157 21H159V23H161V24L156 23L157 25L153 26L154 23L157 22ZM255 21H256V20H255ZM43 22L46 23L44 20H43ZM43 22H42V23H43ZM74 22H76V21H74ZM188 22H189V21H187V23H188ZM200 22H201V21H200ZM202 22H203V18H202ZM7 23H4V25H6ZM42 23H41V25H40V27H39V29H41L42 31H41V33L38 31L39 34L37 33V31H35V28L38 29V26H37V27L34 26V33H35L34 37H36V39H38V38H39V39H38V40H34V39H33V40L36 41V42H37V41H40V42H41V41H44V40H46V41L49 40V41H50V39H51L52 42L50 43V45H52V44H53V40H52V38H50L51 36L49 37V34H50V32L53 31V30H51V31L48 30V29L51 28L52 26L49 25V27H47L48 25H46V24H52V25H53V23H52V22H51V23H48V22H47L45 25H44V23H43V24H42ZM57 23H58V21H57ZM60 23H59V24H60ZM67 23H68L69 25H68ZM76 23L78 24V22H76ZM82 23H83V22H82ZM105 23H106V21H105ZM174 23H175V24H174ZM177 23H178V24H177ZM183 23H184V25H183V27H182V24H183ZM54 24H55V23H54ZM59 24H58V25H59ZM84 24H85V23H84ZM103 24H104V20H103ZM164 24H165V23H164ZM171 24H172V25H171ZM189 24H190V23H189ZM191 24H194V23L191 22ZM191 24H190V27L192 26ZM199 24H200V23L198 22V25H199ZM201 24H203V23H201ZM237 24H240V23H237ZM247 24H248V22H247ZM74 25H73V27H74ZM78 25H79V24H78ZM144 25H145V24L143 23V27H144ZM151 25H152V26H151ZM159 25H161L162 30H161V28H160ZM166 25H167V24H166ZM169 25H170V26H169ZM180 25H181V26H180ZM198 25L195 24V27L192 26V28H195V30L197 29L196 31H198L199 29H201V28H199ZM229 25H230V27H229ZM257 25H258V24H257ZM43 26H44V28H42ZM50 26H51V27H50ZM53 26H54V25H53ZM79 26H80V25H79ZM158 26H159V28H158ZM163 26H164V27H163ZM173 26H174L176 29L173 28ZM197 26H198V27H197ZM201 26H202V25H201ZM201 26H200V27H201ZM250 26H251V24H250ZM46 27H47V28H46ZM55 27H56V26H55ZM61 27H62V26H61ZM143 27H142V28H143ZM153 27H154V29H153ZM156 27L158 28V30L156 29ZM177 27H178V28H177ZM180 27H181V30L179 31V28H180ZM218 27H219V30L217 29ZM237 27H240L239 30H237ZM45 28L47 29V31H46L47 33L45 34V35H47V36H45L46 39L43 38V37H44L43 35H41V37L43 36L42 38H43L44 40H40V39H41L40 34H42V32L45 33V31H44V30H46ZM59 28H60V27H59ZM62 28H63V27H62ZM82 28H83V26H82ZM116 28H117V27H115V29H116ZM207 28H208V26H207ZM209 28H208V29H209ZM249 28H250V27H249ZM251 28H252V27H251ZM256 28H257V27H256ZM26 29H27V28H26ZM39 29H38V30H39ZM51 29H54V27L51 28ZM55 29H57V28H55ZM55 29H54L55 32H54V31L51 32V33H52V36H53V33H54V36H53L54 38H55L56 35L60 34L59 36H61V39H60L58 36H56V41L58 40L59 43L65 42L64 39H66L67 37H66V38H63V37H65V35H63L64 33L62 32V33H63V34H62V33L59 32V30L56 31ZM74 29L76 30V28H74ZM127 29H129V28H127ZM155 29H156V31H155ZM168 29H169V30H168ZM190 29H191V28H190ZM220 29H222V30H220ZM63 30H64V28H63ZM75 30H74V31H75ZM84 30H85V32H86V28H85ZM88 30H90V29H88ZM117 30H118V29H117ZM145 30H146V29H145ZM171 30H172V31H171ZM223 30H225V31H224L225 33L223 32ZM257 30H258V29H257ZM257 30H256V31H257ZM259 30H260V29H259ZM261 30H262V29H261ZM25 31H26V30H25ZM69 31H70V30H69ZM76 31H77V33H78V30H76ZM76 31H75V32H76ZM115 31H116V30H115ZM187 31H188V34H187V35L185 34L186 36L190 35V34H189V30H187ZM187 31H186L185 33H187ZM200 31H201V30H200ZM200 31H198V32H200ZM202 31H204V26H203V30H202ZM205 31H206V30H205ZM205 31L203 32L204 35L206 34ZM217 31H218V32H217ZM236 31H238V32H236ZM262 31H263V30H262ZM48 32H49V34H48ZM56 32H57V33H56ZM75 32H73V34H75ZM89 32H90V31H89ZM89 32H88V33H89ZM129 32H130V31H129ZM132 32L134 33V29H133V30L131 29V33H132ZM142 32H143V31H142ZM147 32H148V31H147ZM170 32H172L173 34L170 33ZM221 32H223V34H221ZM245 32H246V30H245ZM55 33H56V35H55ZM77 33H76V35H75V38H73L75 41H76V39H77V37H76V36H77ZM79 33H80V30H79ZM88 33L86 32V34H85V36H86L87 39L89 38V37H88ZM117 33H118V32H117ZM131 33H130L129 35H131ZM145 33H146V32H145ZM159 33H157V34L159 35ZM190 33H192V32L190 31ZM226 33H227V35H226ZM235 33H237V36L235 35ZM247 33H248V32H247ZM24 34H25V33H24ZM36 34H37V35H36ZM82 34H84V32H82ZM92 34H93V33H92ZM151 34H150V33H149V34H148V33L145 34V38L147 37V35H148V37H149ZM169 34H172V36H169ZM192 34H193V33H192ZM208 34H209V33H208ZM219 34L217 35V37L219 36ZM224 34H225V35H224ZM245 34H246V33H245ZM67 35H68V34H67ZM133 35H134V34H133ZM164 35H165V34H163L162 36H164ZM196 35H197V36H196ZM239 35H240V36H239ZM258 35H259V36H257V37H260V39H261V37L263 38L264 33H263V36H262V33H261V32H259ZM27 36H29V38H30V35H29V34H28ZM62 36H63V37H62ZM70 36H72V33H71ZM83 36H84V35H83ZM85 36H84V37H82V35H79V36H78L79 38L82 37V38H80V40H79L80 42H77V41L75 42L74 40H73V41L70 40V41H68V42H69V43H70V42H74V43H79V44L81 43V47H82L83 45L85 46V45H86L85 42H86V43H88V44H87V48H89V49H90V47H92V45L94 46V48H95V46L97 45L98 48H95L96 50H97V49L99 50V48H100L99 46H101L102 48H100V49H105V50H104V51H106L105 54H106V56H108L109 58H110V56L112 57V55L116 53L115 51L118 52L117 49H115V48L113 49V46H114V45H113V46H109V45L106 46V44L104 43V44H105V48H104V44L102 45V44L100 43V41H99L100 45L98 46V43L96 44V43L94 42V40H93V42H92L91 38H90V41H89V39H88V41H87L86 38H85ZM119 36H120V35H119ZM154 36H155V34H154ZM159 36H160V35H159ZM162 36H160V37H162ZM190 36H191V35H190ZM190 36H189V41H188V42L195 41L194 36H196V38L198 37L199 39H202V38H201L202 35L199 34V36H200V37H199L198 34H195V35H192V36H191L193 39L191 38V41H190ZM208 36H209V35H208ZM223 36H224V37H223ZM225 36H227V37H225ZM245 36H246L247 38H246ZM248 36H249V37H248ZM73 37H74V36H73ZM116 37H117V36H116ZM24 38H25V37H24ZM47 38H48V39H47ZM49 38H50V39H49ZM58 38H59V39H58ZM71 38H72V37H71ZM71 38H69V39H71ZM92 38H93V37H92ZM94 38H95V37H94ZM198 38L196 39L197 41H199ZM241 38H242V39H241ZM243 38H244V40H245V38H246L247 41H248V40L250 41V42H249V41L247 42V41L245 40V42H246V43H249V45H248V44H247V45L241 44V43H244V41H242ZM252 38H254V40L256 39V43H257V40H260L259 38H255L254 36H253ZM67 39H68V38H67ZM81 39H82V41H81ZM84 39H85L86 41H85ZM147 39H148V38H147ZM150 39H152V37L149 38V40H150ZM218 39H219V41H218ZM263 39H264V38H263ZM263 39H261V40H263ZM26 40H27V39H26ZM77 40H78V39H77ZM83 40H84L85 42H84V44L82 45ZM99 40H100V39H99ZM119 40H120V38L118 39V41L115 42V44H117L118 49H119V48H123V49H124V46L122 47V46H121V43H120V46H119L118 43L121 41V40H120V41H119ZM159 40H160V39H159ZM167 40H168V39H167ZM175 40H174V41H175ZM49 41H48V42H49ZM58 41H57V42H58ZM160 41H161V40H160ZM169 41H170V40H169ZM200 41H203V40H200ZM205 41H206V40H205ZM223 41H224V40H223ZM40 42H38V43H35V42H34V44H38V46H39V45L42 43V42H41V43H40ZM54 42H55V41H54ZM57 42H56V45H55V46L52 45L53 47L56 48L55 51L53 50L54 48H52V46L50 47V45H49L50 48H46V46H48L49 43H47V44L45 45V44H44L45 41L42 43V46L45 47V48L47 49L46 51H48V49H49L48 52H50V55L52 54L51 57H53L54 54L56 53V57H55V59H57V57L60 58V57H59V54H58V53L60 52V47H62V48H63V47H66L64 51H65V52L67 51V52H66L67 55H65V52L61 49V53H60L61 55H60V56L63 57V56L65 55V56L67 57V59L69 58V59L71 60V61H70V62H71V65L69 64V66H72V63H73L74 67L76 66L77 68H74V67H72V68H73L74 70L77 69L78 71H77V73L75 74V73H73V72H75V71H72L73 69H72L71 67H67L69 61H67L66 58H64V57H65V56H64L63 59H61V60H63V61H64V60L67 61V62L64 61L67 65H66V64H65L64 66L62 65V66H63V71H65L64 73H66L67 71H69V74H70V72H72L71 75H69L70 77L73 75L72 78L75 77L74 75H76V77H77V74H80V73L82 72V68H83L85 71H87V73H88V71H91L89 68H91V69L94 68V70H92V71H93V75H96V73H97V74L100 73V72H99L100 70H98V71L96 72V69L98 68L97 66L100 65V64H98V63H100V61H101V59L99 60V58H101V56L105 57V56L103 55V54H104V53H103V52H104L103 50H100V52H102V53H100V54H101V56H100L98 50L95 51L94 48H93V49L91 48L90 51H89V49H88V51H89V52H88L87 49L85 48L86 46H85V47H82V48H85L83 51H85V56H86V57L89 56V55H91V56L93 55V56H94V58H93V57L91 58V56H89V57H90V60L92 61V62L89 61V63H91L92 66H93V67H92V66L90 67L91 64L87 63V58H86L85 56H84L85 58L83 57L84 54L81 55V52H79V53L76 54L75 51H78V50H77L78 47H77V49H75V51H74L71 47H69V46L71 45V43H70V45H68V46H66V44H68V42H67L66 44L62 43L61 46L59 45V46H60V47H59V46H58L59 43H57ZM90 42H91V44H90ZM122 42H124V41H122ZM180 42H181V41H180ZM203 42H204V41H203ZM229 42H228V43H229ZM30 43H31V41H30ZM30 43H29V44H30ZM74 43H72V44H73V46L75 47ZM92 43H93V44H92ZM127 43H128V42H127ZM195 43H196V42H195ZM246 43H245V44H246ZM258 43H259V45H260V43H261V44H262V43L264 44V40H263V42L261 41V42H258ZM258 43H257V45H258ZM34 44H33V43L31 44V45H32L31 48L33 47ZM43 44H44L45 46H44ZM79 44H76V45L78 46ZM89 44H90L91 46H90ZM152 44H153V43H152ZM152 44H151V45H152ZM154 44H155V43H154ZM169 44H170V43H169ZM193 44H194V43H192V46H193ZM203 44H204V43H203ZM206 44H207V42H206ZM212 44H213V43H211L210 45H212ZM226 44H227V43H226ZM62 45H63V46H62ZM122 45H123V44H122ZM159 45H160V43H159ZM161 45H162V44H161ZM172 45H173V44H172ZM195 45H196V44H195ZM224 45H225V44H224ZM231 45H232V44H231ZM259 45H258V46H259ZM38 46L36 45L37 49H39V48L41 49L42 46H41V45H40L41 47H40V46L38 47ZM56 46L58 47L59 51H57V47H56ZM88 46H89V47H88ZM125 46H126V45H125ZM163 46H164V45H163ZM177 46H178V45H177ZM208 46H209V45H208ZM212 46H213V45H212ZM212 46H211V47H212ZM227 46H228V45H227ZM229 46H230V45H229ZM240 46H239V47H240ZM251 46H252V45H251ZM251 46H250V47H251ZM262 46H263V45H262ZM36 47L34 46L32 49H34V48L36 49ZM81 47H80V49H81ZM108 47H109V48L111 47V48H110L111 50H109V52H107V51H108ZM159 47L161 48V46H159ZM250 47H249V48H250ZM70 48H71V51L73 50V51H72V54H73V55H72L71 52H70ZM125 48H126V47H125ZM220 48H221V47H220ZM222 48H223V47H222ZM237 48H238V47H237ZM252 48L254 49V47H252ZM50 49H51V50H50ZM192 49H194V48H192ZM226 49H227V48H226ZM233 49H234V48H233ZM242 49H244V50H243L244 52L242 51ZM92 50H93V51H92ZM121 50H122V49H121ZM121 50H119V51H121ZM189 50H190V49H189ZM201 50H202V49H201ZM209 50H210V49H209ZM214 50H215V48H214ZM216 50H217V52H218V51H219V48H217ZM236 50H238V49H235L234 51H236ZM53 51H54V54H53ZM62 51L64 52V54H63ZM80 51H82V50H80ZM83 51H82V53H84ZM86 51L88 52V54H87ZM124 51H126V49H125ZM190 51H191V50H190ZM192 51H193V52H192L191 54H193L195 58H196V55L198 56V54L200 53L199 51L196 52L195 49L192 50ZM203 51H204V50H203ZM226 51H228V52H227V53H228L227 56H228V58H229V52H230V50L227 49ZM68 52H69V53H68ZM73 52H74V53H73ZM94 52H95V53H98L99 56H98L97 54L94 55V54H95ZM195 52H196V54H194ZM198 52H199V53H198ZM215 52H216V51H215ZM236 52H238V51H236ZM262 52H264V51H262ZM262 52H261V56H262V59H263L264 57H263ZM93 53H94V54H93ZM110 53H111V54H110ZM121 53H122V52H121ZM197 53H198V54H197ZM213 53H214V52H213ZM224 53H226V52H224ZM258 53H259V52H258ZM75 54H76V55H75ZM86 54H87V55H86ZM124 54H125V52L123 53V55H124ZM204 54H205V53H204ZM218 54H219V53H218ZM218 54H217V55H218ZM47 55L49 56L48 59H47V57H45V56L39 58L38 56H40V54H38L37 56H32V55H31V60H32V62H31L30 60H29V62H28V60H27L28 63H27L26 65L28 66V64L31 62V63H30V66H31L32 63H33L34 61H36L35 59H37V61L40 60V59H42V58H43V59L46 58L47 60H49L51 57H50L49 54H47ZM47 55H46V56H47ZM68 55H69L70 57H68ZM210 55H211V54H210ZM210 55H209V56H210ZM214 55H216V54L214 53ZM231 55H232V52H231ZM233 55H234V54H233ZM242 55L247 56L246 54H242ZM41 56H42V55H41ZM73 56L78 57V58H79L78 60H80L81 63H80V61L78 62V60H77L76 57H75V60H76V61H74V60L72 61ZM79 56H80V57H79ZM95 56H98L99 58L97 59V58H95ZM227 56H226V57H227ZM237 56H238V55H237ZM245 56H244V57H245ZM28 57H29V55H28ZM71 57H72V58H71ZM81 57H83L84 59L81 58ZM205 57H206V56H205ZM212 57H213V56H212ZM226 57H224V58H225L224 60H223V58H222L221 61H223L224 63L226 62V63L228 64V61H229V60L225 61V60H226ZM234 57H235V58H234ZM234 57L232 56V58H231V56H230V60H232V61L235 60V59L237 60V57H236L235 55H234ZM109 58H108V59H109ZM121 58H123V57H121ZM125 58H126V57H125ZM199 58H200V57H199ZM199 58L197 57V58L194 59V60L197 61ZM213 58H214V57H213ZM218 58L220 59V57H218ZM233 58H234V59H233ZM245 58H246V57H245ZM28 59H29V58H28ZM43 59L40 60V61H38V62H37V61L34 62L33 64H36L35 67H36V68L38 67V69H39V67H41L40 65L42 64V67L45 66V67H43V70H46L47 68L50 69V70H51V69H54L53 72H54V74H55V73L57 72V71L55 72V68H57V70H58V67H56V65H58V64H56V61L54 60V62H53V58H52V61L49 60V61H47V62L53 63V64H51V65H53V66H50V64L47 63V64H49L50 67H46V66H47V65H46V62L44 63V62H43V61H44ZM46 59H45V60H46ZM92 59H93V60H92ZM96 59L99 60V61H97ZM108 59L106 58V60H108ZM202 59H203V58H201V61H202ZM208 59H209V58H208ZM210 59H211V58H210ZM215 59H216V58H215ZM262 59H261V60H262ZM33 60H34V61H33ZM61 60L58 59V61H60V63H63V61L61 62ZM83 60H84V61H83ZM94 60H95V61H94ZM194 60H193L192 62H194ZM236 60H235V62H234V65H235V66L239 64V63H238V62H239V59H238V62H237L238 64L236 63ZM250 60H251V59H250ZM250 60H249V61H250ZM263 60H264V59H263ZM58 61H57V63H58ZM93 61H94V63H93ZM96 61H97L98 63H97ZM201 61L199 60V61H197V63H199V62H201ZM203 61L205 62L204 59H203ZM203 61H202V63H199L198 65L200 66V64H201V66H202V64L204 63ZM212 61H213V60H212ZM218 61H220V60H218ZM23 62H24V61H23ZM23 62H22V63H23ZM77 62H78L79 64L75 65ZM263 62H264V61H263ZM25 63H26V61H25ZM25 63H24L23 65H21V66L24 67V66H25ZM39 63H40V64H39ZM54 63L56 64L55 66H54ZM82 63H84V64L87 63V64L84 65V64H82ZM95 63H96L97 65H96ZM206 63L208 64V62H206ZM206 63L204 64V66H205L206 68H205L204 66H202V67H201V66H200V67H199V66H196V65H195V62H194L193 64L196 66L195 68H196L197 70H200V72L198 71L199 73H203V72H204V69L207 70V72L209 71V70H208V66H207ZM216 63H217V65H218V62H217V61H216ZM240 63H241V62H240ZM246 63H247V65H248V64H249V65L247 66ZM43 64H44V65H43ZM209 64H210V63H209ZM213 64H214V63H213ZM221 64H223V63H221ZM231 64L233 65V62H231ZM37 65H39V66H37ZM59 65H60V66H59ZM59 65H58V66H59V69H60L61 64H59ZM80 65H81L82 68L80 67ZM94 65H95V66H94ZM147 65H148V64H147ZM194 65H192V69L194 68V67H193ZM210 65H211V64H210ZM210 65H209V68H212L213 65H211V66H210ZM228 65H229V64H228ZM234 65H233V66H234ZM240 65H242V64H240ZM243 65H244V66L246 65V67H245L246 69L242 67ZM243 65H242V66H239V67L237 66V67H238V68L241 67V68L245 69V70H246L245 72H248V71H249V70H248L249 66H253V64H251L250 62H248V61H246V60H245V64L243 63ZM16 66H17V65H15V67H16ZM30 66L28 67V69L30 68V69L32 70V68L34 67V65H32L33 67L31 66L32 68H31ZM78 66L81 68L80 71H79ZM85 66H86V68H87V66H88L89 68L85 69ZM223 66H224V64H223ZM18 67H20V66L18 65ZM25 67H26V66H25ZM35 67H34V68H35ZM64 67H65L66 69L68 68V70H66V69L64 70ZM95 67H96V68H95ZM198 67H199V69H198ZM203 67H204V69H203V71H202V68H203ZM229 67H230V66H229ZM34 68H33V70H34ZM100 68H101V67H100ZM142 68H143V67H142ZM142 68H141V69H142ZM217 68H218V67H217ZM224 68H225V67H224ZM224 68H221L220 70H222V69H224ZM234 68H235V67H234ZM253 68H254V66H253ZM14 69H15V68H14ZM23 69H26V68H23ZM28 69H27V70H28ZM48 69H47V71H45V72H47V73H45L46 76H47V74H48V72H49ZM70 69H72V70H70ZM196 69H195V70L193 69L194 71H196V72H192V74H194V75L191 76V74L189 73V77H187V79H186V77H185L186 75L184 76L185 79H183V77H182V78L179 77V81H178V78H175V79H177V80L174 79L173 81L176 82V84H175V83L172 81V79H171V82H173V83L175 84V85H174V84L172 83L173 86H174V89L172 88L173 86L168 85L170 81H167V82H166V80L164 79L166 83L163 82L164 84H163L162 87H164V86L167 85L166 88H164V90H166L168 86L170 87V89H171V88L173 89V90H172L173 92H170V91L168 92V91H166V93L168 92L167 94L165 93L166 95H168L167 98H165V94H162V93L165 92V91L162 90V89L160 88L161 86L159 85V87H158V84H162V82H161V80H159V78L157 79V80L159 81V83L156 82V84H157L156 89H155V86L153 87V83L155 82V81H154L155 78L153 79V83H151V89H150V91L152 90V93H153L154 91L156 92L157 88H158V89H161L163 92L160 91L161 93L158 94L159 97H160V95L162 94L161 97L164 95V97H163L164 100H165V99H168V100L171 99L170 101H174V102H171V104H172V103H174V104L176 103L177 105H173V104L171 105V104H169V106H171V108H172L173 106H175V107L177 108V111H178V109L181 110V107L178 108V106H179L178 103L180 104V102L182 101V103L184 104V103H185V100H184V102H183V100H182L183 98L180 97L181 99H180V98H177L179 102H178V101L176 102L175 99H174L175 97H171V95H173L174 92L176 93V91H180V90H182V89L185 90V91H184L185 93L189 92L190 94H192L194 90H197V89H198V88H195V86H196L195 83H197V82H195V81L197 80V78H201V79H202V76H203V75L200 74L199 77L195 78V75L198 73ZM235 69H236V68H235ZM235 69H234V70H235ZM243 69H242V70H243ZM249 69H250V68H249ZM259 69H260V68H259ZM43 70H42V69H39V71H43ZM136 70H137V69H136ZM149 70H150V69H149ZM217 70H219V69H217ZM225 70H226V69H225ZM232 70H233V69H232ZM240 70H241V69H240ZM250 70H251V69H250ZM16 71L18 72L19 69H18V70L16 69ZM35 71H38V70L35 69ZM60 71H61V70H60ZM60 71H58V72H60ZM63 71H62V72H63ZM124 71L127 72L126 70H124ZM201 71H202V72H201ZM235 71H237V69H236ZM238 71H239V70H238ZM238 71H237V72H238ZM253 71H254V70H253ZM11 72H12V71H11ZM17 72H16L15 74H13V72H12V74H13L12 77H15V76H17V75L19 74V75H18L19 77H15V78H14L15 80L18 79V80L15 82V85H19V86H20L19 83H22L21 86H23L24 88L27 87V88H26V92H28V93L31 91L30 89H28L29 86H30V88H31V87H33V88H36V87H37V85H36V87H34V84H33V86H31V84L27 86V84H26L25 82H28V81H27V79H25V76H23V77H24V80H26V81L24 82V83H25V86H24V84H23V82H22V80H23V79H22V78H23V77H22L23 73L20 74L21 72H18V73H17ZM22 72H23V71H22ZM27 72H28V71H27ZM33 72H34V71H32V73H33ZM43 72H44V71H43ZM135 72H136V71H135ZM209 72H210V71H209ZM209 72L207 73V75L209 74ZM222 72H223V71H222ZM226 72H227V71H226ZM233 72H234V71H233ZM243 72H244V71H243ZM82 73H83V72H82ZM94 73H95V74H94ZM122 73H124V72H122ZM231 73H232V72H231ZM238 73H239V72H238ZM248 73L250 74V71H249ZM38 74H39V73H38ZM40 74H43V73H40ZM40 74H39V75H40ZM49 74H50V73H49ZM49 74H48V76H47L48 78H47V80H46L45 87H43V88L45 89V92L47 91L46 89L49 88L48 85H47V84H48L47 81H48L50 84L54 85V87L57 88V86H58V88H59V84H58V82L61 81L62 79H63V80L65 79L64 81L62 80V81L65 83V81H66V77H67V75H66V77L63 76V78H62L61 75L58 73L57 75H60V77L62 78L61 80L58 81V79L60 78L59 76H56V77H58V79H55V80H54V79H52V76L54 77L56 74H55V75L52 74V71H51V74H50V77H51V78H49ZM67 74H68V73H67ZM88 74L91 75L92 72H89ZM88 74L85 73V74L82 75V77H83L84 75L87 76ZM143 74H145V73H143ZM203 74L205 75V73H203ZM211 74L213 75V68H212V70H211V72H210V75H211ZM235 74H236V73H235ZM9 75H10V73H9ZM20 75H21V77H20ZM39 75H36V76H37V80H40V79H41L40 81L44 84V82H45L44 80L46 79L45 75H44V76H43V75H40V76H43L42 78H43L44 80H42V78H38ZM62 75H63V73H62ZM90 75L86 77L85 82L88 83L89 85H90V84L92 85V84L95 83V81H94V76L91 75V76L93 77V78H91ZM100 75H101V74H100ZM100 75H99V77H100ZM140 75H141V74H140ZM210 75H208V76H210ZM212 75H211V77H209L210 80H213V79H212ZM228 75H229V74H228ZM231 75H232V74H231ZM241 75H242V74H241ZM243 75H244V74H243ZM246 75L248 76L247 73H246ZM69 76H68V77H69ZM80 76H81V75H80ZM85 76H84V77H85ZM96 76H97V75H96ZM125 76H126V78H127L128 74L126 75V73H125ZM125 76H124V78H125ZM131 76H132V75H131ZM141 76H142V75H141ZM155 76H156V74H155ZM172 76H173V75H172ZM180 76H181V75H180ZM196 76H198V75H196ZM225 76H226V75H224V77H225ZM238 76H239V75H238ZM252 76H253V75H252ZM44 77H45V78H44ZM76 77H75V78H76ZM97 77H98V76H97ZM121 77H122V76H121ZM128 77H129V78H127L126 81H127L128 79H129L128 81H130V80H132V79L134 80V78H132V77H130V76H128ZM135 77H136V74H135ZM175 77H178V75L175 76ZM191 77H192V78L194 77L196 80L194 81V79H192ZM215 77H216V76H215ZM20 78H21V79H20ZM54 78H55V77H54ZM119 78H120V76H119ZM124 78L122 77L123 80H124ZM131 78H132V79H131ZM180 78L182 79V82H183V80H187L188 83H186V82L184 81L185 84L183 83V85H182V83L180 82V81H181ZM203 78H206L207 80H209V78H208L206 75H205V77H203ZM213 78H214V76H213ZM217 78H218V77H217ZM225 78H226V77H225ZM233 78H234V75H233ZM11 79H13V78H11ZM49 79H50V81H49ZM51 79H52V80H51ZM70 79H71V78H70ZM73 79H74V78H73ZM76 79H77V78H76ZM90 79H91V80L93 79V81L91 82ZM95 79H96V77H95ZM99 79H100V78H99ZM122 79H121V80H122ZM188 79H192L193 82H192V81L189 82ZM214 79H215V78H214ZM228 79H229V78H228ZM235 79H236V78H235ZM242 79H243V78H242ZM249 79H250V77H249ZM251 79H252V78H251ZM262 79H263V78H262ZM15 80H14V81H15ZM19 80H20L21 82H19ZM33 80H34V79H33ZM53 80H54V81L57 80L58 82L56 81V83H54ZM74 80H75V79H74ZM83 80H84V78H83ZM123 80H122V81H123ZM133 80H132V81H133ZM157 80H156V81H157ZM202 80H203V79H202ZM231 80H232V78L230 79V81H231ZM254 80H255V78H254ZM263 80H264V79H263ZM51 81H53V82L51 83ZM122 81H119V83L122 82ZM136 81H137V80H136ZM144 81H145V82H144ZM197 81L200 82L201 80L198 79ZM204 81H205V82H204ZM227 81H228V80H227ZM230 81H229V82H230ZM37 82H39V81H37ZM37 82H36V80H35V83H37ZM63 82H62V83H63ZM124 82H125V80H124ZM124 82H123V83H124ZM150 82H152V81H150ZM233 82H234V81H233ZM53 83H54V84H53ZM60 83H61V82H60ZM62 83H61L60 86L63 85ZM117 83H118V82H117ZM119 83H118V84H119ZM131 83H132V82H131ZM134 83L136 84L135 81H134ZM140 83H141V82H140ZM140 83H139V86H137V88H140V86H141L140 90L135 89V88H136V86H135L134 90H133L131 93H129L130 96H129V94H128V97H129V98L127 99V96H126V98H124V99H126V100H128V101H129V99H130V101H131V98H133V95H132V94H133L134 91L136 92V95H137V94H139L140 92L143 91V88H146V87H144L142 84L140 85ZM142 83H144V85L148 84V83H146V80H143ZM167 83H168V84H167ZM193 83H194V85H193ZM218 83H219V81H218ZM220 83H221V82H220ZM241 83H242V82H241ZM263 83H264V82H263ZM4 84H5V83H4ZM37 84H39V83H37ZM43 84H41V86H42ZM50 84H49V85H50ZM55 84H57V85H55ZM69 84H70V83H69ZM79 84H80V83H79ZM120 84H122V83H120ZM120 84H119V85H120ZM126 84H127V83H126ZM149 84H150V83H149ZM156 84H155V85H156ZM165 84H166V85H165ZM170 84H171V83H170ZM172 84H171V85H172ZM198 84L202 85L203 87H204V86L206 87V85H205V84H206V80H203V84H202V82H200V83H198ZM235 84H236V83H235ZM12 85H13V83H12ZM52 85H50V88H53ZM95 85H96V84H95ZM95 85H94V86H95ZM131 85H132V84H131ZM133 85H134V84H133ZM179 85H180V86H179ZM214 85H216V84L214 83ZM224 85L227 86V88H228V83H225ZM224 85H223V86H224ZM261 85H262V84H261ZM263 85H264V84H263ZM0 86H1V85H0ZM2 86H3V88H4V85H3V84H2ZM46 86H47V87H46ZM83 86H84V84H83ZM87 86H88V85H87ZM142 86H143V87H142ZM176 86H177V88H175ZM178 86L180 87V90L178 89ZM202 86H201V87H202ZM208 86H209V90H208V91H211V93H212V92L214 93V91H215L216 89L218 90V88H216V86L218 87V85H216L215 87H210V85H207V89H208ZM221 86H222V83H221ZM225 86H224V87H225ZM255 86H256V85H255ZM23 87H22V88H21V87H17V88H15V90L17 89V91L20 89V91H18V93H20L18 96H20V95L23 93V95H25L26 99H27V97H28L27 95L30 96V97H28V98H31V97H32L31 95H33V92H30L29 94L26 95V94H24L25 89H23ZM92 87H93V86H92ZM95 87L98 89V91L100 90V89H99L100 87L102 88V86H100L99 88H98L97 86H95ZM105 87H106V85H105ZM107 87H108V86H107ZM147 87H148V86H147ZM196 87H197V86H196ZM205 87H204V88H205ZM224 87H223V88H224ZM242 87H243V85H242ZM260 87H261V86H260ZM3 88L0 87V91H1L0 94L2 95V96H0V98H1L0 101H1V104H2V105H1V104H0V105H1V108H2V109H3V106L7 104V102L9 101L10 98H11V100H12V98H13V100H15L14 98L17 97V101H19L18 99H20V97L23 96V95H21L20 97H18L17 95H16V96H13V94H12V96H11V93H4V94L9 98V99H7V101L5 102L4 100H5L7 97H6L5 95L2 94V93H3L2 90L5 91L6 89H3ZM6 88H7V87H6ZM38 88H39V87H38ZM41 88H42V87H40V89H41ZM96 88H95V89H96ZM149 88H150V87H149ZM193 88H195V89H193ZM214 88H215V89H214ZM225 88H226V87H225ZM225 88H224V93L227 91ZM231 88H232V89H231ZM233 88H234V86L230 87V89L228 88V91L230 90V92H227V93H225V94H224L223 92H221L220 87H219V90H220V93H223L224 96H225L226 94L229 95L228 93H231V91L234 92V89H233ZM8 89H9V88H7V90H8ZM11 89H12V88H11ZM11 89H10V90H11ZM31 89H32V88H31ZM70 89H71V88H70ZM97 89H96V91H97ZM153 89H154V91H153ZM175 89H176V90H175ZM191 89H193V91H192ZM201 89H202V88H201ZM211 89H214V91L211 90ZM245 89H246V88H245ZM15 90H13L14 93L17 92V91L15 92ZM22 90H24V91H22ZM29 90H30V91H29ZM49 90H50V89H49ZM56 90H57V89H56ZM90 90H91V89H90ZM115 90H116V89H115ZM141 90H142V91H141ZM147 90H148V89H147ZM189 90H191V91H189ZM203 90H204V92H205V89H203ZM217 90H216V93H215V94H217L218 96H220V100H219V101H220V104L223 103L222 105H224V106H223L224 108L222 107L223 112H224L225 109H227L226 106H228V108H229V110L227 109L228 111L225 110L226 113L229 112V113H227V114L224 113V114H226V117H225V115H224L225 118H223V115H222V118L227 120V122H226V120H225V124L222 123V121H221L222 118H221V117H219V116L217 117V119H218V118H221V119H219V120L221 121V124L224 126L225 129H226V128L228 127V125H229V127L226 129L227 131L223 130V131H225V134H224V132H222V133H223L222 136H221V134L219 133V132H221V131H219L220 129L216 128V129H217V132L219 133V134H218V137L220 138V142L222 141V145L224 146V145H227V144H228V146H229V142L231 143V142H233V141H236V139H237V141H236L237 143H236V144H239V143H240V144H241V143H242V144H245V143H247V140H248V139H249L252 143H254V144H255L256 142L263 143V142H264V141H263L264 139H263V138H260L259 136H261V137L264 136V133H262L264 130H263V129L260 130V128H262V127L264 126V115L261 114V112L264 113V110H262V109H263L262 107L264 106V96H263V95H264V89H262V87H261V89H259V87H258V90L260 91V93H258L259 91H257L256 94H255L254 91H253L254 93L252 92L253 95L255 94V96H257V97L259 96L260 98H262V100H261L259 97L257 98V97H255V96H254L253 98H252V96H251V98H250V95H248V94H250L251 91L249 90V92H248V91L246 92L247 89H246V90H243V88H242V93H243V91L246 92V94H245V92L242 94V95H245L244 97H245L246 99H245L244 97H241V100H243V98L246 100V101H245V100L242 101V102H244V103H242L243 109H244V107L246 106V107H245V112H244V110L242 109V106H241V104H240V102H241L240 99H238L237 104H236V99H237V97L239 96V93H237L238 95H236V93H235V96H232V99L235 98V101L231 100L232 102H234V103H232V102H229V101H230V99H231L230 97H231V95H232L233 93L230 94V95L228 96V97L230 98V99H228L227 96H225L226 98H224V96H223L222 94H220V93L218 94V93H217ZM225 90H226V91H225ZM235 90H236V89H235ZM237 90H238V89H237ZM252 90H253V89H252ZM256 90H257V88L255 89V91H256ZM262 90H263V92H262ZM42 91H44V90H41V92H42ZM54 91H55V89H54L52 92H54ZM102 91H103V89H102ZM157 91H158V90H157ZM198 91H200V90H198ZM198 91H197V92H198ZM206 91H207V90H206ZM6 92H9V91H6ZM34 92H35V91H34ZM57 92H58V91H57ZM57 92H56V93H57ZM63 92H64V90L62 91V93H61V92H60V93L58 92V93H59V94H63V95L67 93V92H66V93H63ZM99 92H100V91H99ZM103 92H104V91H103ZM103 92H101V94H102ZM105 92H106V91H105ZM107 92H108V91H107ZM109 92H110V91H109ZM114 92H116V91H114ZM144 92H145L146 94L148 93V92H146L145 90H144ZM144 92H143V93H144ZM155 92H154V93H155ZM191 92H192V93H191ZM235 92H236V91H235ZM18 93H17V94H18ZM42 93H43V92H42ZM76 93H77V92H76ZM93 93H94V92H93ZM93 93H92V94H93ZM145 93H144V94H145ZM154 93H153L152 95L149 93V94H148V97H147V95H145L146 98H149V101L146 99L147 103L150 104V101H151V100H150L151 98H150L149 96H151L152 99L155 98V97H157V95H155V96L153 97ZM172 93H173V94H172ZM177 93H178V92H177ZM177 93L174 94L176 97H178V96L180 95V93H179V95H177ZM195 93H196V92H195ZM195 93H194L193 95H195L196 97H197L196 94H199V95H200V92H199V93H196V94H195ZM240 93H241V92H240ZM257 93H258V95H257ZM262 93H263V94H262ZM9 94H10V95H9ZM40 94H41V93H40ZM59 94H58V95H59ZM74 94H75V93H72V91H71V92L69 91V94H68L67 97L70 99V98H71L70 96H72V95H74ZM98 94L101 96L100 93H98ZM169 94H170V96H169ZM14 95H15V94H14ZM69 95H70V96H69ZM77 95H78V94H77ZM77 95H76V96L74 95L75 98L73 97V100H72V98H71L72 101L69 100V101H71V105L76 106L77 110H74L75 107L72 108L73 110H70L71 108L68 107V106L66 105V106L68 107V109H69L71 112L76 111V114H75V112L73 113V116H74V117H71V118H74L73 120H71V118H70V119L68 118V120L71 122V126H70V127H73V126H74V128H75V126H76L79 122H82V120H83V121L86 120V119L91 120L90 117L92 116L91 118H93V119H95V117H96V120H97L98 123L95 122L96 120H95V121L93 120V121H94L96 124H99V126H98V130H102V131H103V132H99V133L104 134L105 132L107 133V132L109 131V130L106 131L107 129H105V128H107L105 124H107V126H109V129H110V130H111V128H112L111 132L109 133V134L111 135L113 129H114V131L116 130V133H117V132H118V133H121V131L124 130V129L122 130L121 126H118V127L116 126V124H118V123H119V125H121V123H122V126H123V124H124L125 126H127L128 124H130L131 122L134 121V122L132 123V124H133L132 126H134V127L136 126V123H138V121H136L138 118L136 119V117H133V116L131 115V112H130V111H128V112H130V113H127V112H126V113H127V114H130L131 117L126 116L125 118H126V120H127L128 122H129V121H131V122H130V123H126V122H124L125 119L123 118V115H124L125 113H123V112H125L126 110H129V109H131V108H128V107H127V109H125V111H123V110H124L123 107L125 106V104H123L124 106H123L122 108H120V110H122V112H120V110H119V105H120V103H119V102H121L120 100H122L123 97H122V99H121V97H119L120 100L118 101V103H117L116 101H114L113 104H111V106H112L114 109H115L114 104H115V106H117L116 108H118V110H117V109L114 110V113H113V111L111 112L112 114H115L114 116H116V117H113V116L111 115L110 110H109V111L107 110V112H106V111H103V110H106L105 107H107V105L109 104V102H111L112 100H116L115 97H112L113 94L109 95L110 97L108 96V94H107L106 96H104V97H103V96H101V97H97V98H100V99H102V100H103V99H107L106 97H108V100H107V103H105V106H103L104 104H101L102 102L100 103V105L98 104L101 100L98 101V100L96 99L97 102H96V100H95L96 106H97V104H98V107L101 106L102 109H100V107H99V109L101 110V112L103 111V112H102L103 114H105V116L103 117L104 120H103L102 117L100 116L101 113H100V115L96 114V116H95V115H94V116H93V115H91V116H90V115H86V116L84 115V116L87 117V118L84 119V117H83L82 119H80V118H81L80 115L83 116V114H84L82 111L85 110V112H86L88 108L85 107V109H84V106H83L82 109H84V110L80 109V108L82 107V105H81L80 103H82V102L77 101V100L80 98L79 96H78L79 98H77ZM96 95H97V94H96ZM96 95L93 97V99L96 98ZM99 95H97V96H99ZM193 95H192V97H191L192 100H193ZM242 95H241V96H242ZM246 95H247V96H246ZM10 96H11V97H10ZM142 96H144V95L142 94ZM180 96H184V95H180ZM248 96H249V97H248ZM25 97H22L21 100H22V99L24 100ZM56 97H57V96H56ZM64 97H65V96H64ZM64 97H62V98H64ZM67 97H66V99H67ZM102 97H103V98H102ZM136 97L138 98L139 96L137 95ZM161 97H160V98H161ZM189 97H190V95H189ZM209 97H210V96H209ZM222 97H223V99H222ZM233 97H234V98H233ZM59 98H60V96H59ZM91 98H92V97H91ZM91 98H90V99H91ZM109 98H110V99H109ZM160 98H158V100H157V98H156V99H153V100H152L153 103H151V104H154V106H155V105H156V104H155V100L158 101V102H157V105H158V103L160 104V103H161L160 100H159ZM163 98H161V100H163ZM191 98H190L189 100H191ZM217 98L219 99V97H217ZM239 98H240V97H239ZM74 99H77V100L74 101ZM124 99L122 100V103L126 102V100H124ZM142 99H143V98H142ZM186 99L188 100V97H186ZM214 99H215V98H214ZM224 99H225V100H224ZM226 99L229 100V101L227 102ZM257 99H258V100H257ZM11 100H10V101H11ZM56 100H57V99H56ZM79 100H80V99H79ZM83 100H84V99H83ZM132 100H133V99H132ZM144 100H145V99H144ZM201 100H202V99H201ZM222 100H223V101H222ZM3 101H4V102H3ZM53 101H54V100H53ZM62 101L65 102V99L62 100ZM76 101H77V102H76ZM85 101H86V100L83 101V103H82L83 105L86 104ZM92 101L94 102V100H92ZM103 101H105V100H103ZM137 101H139V100H137ZM221 101H222V103H221ZM225 101H226L227 103L224 104ZM250 101H251V102H250ZM257 101H258V102H260V101L263 102V103L260 102V105L263 104V105L261 106V109L259 108L260 105L258 106V108H256V106L258 105V104L256 105ZM2 102H3V103H2ZM58 102L61 103L60 99L57 100L56 103H54V107H56V106L58 105ZM64 102H63V104H64ZM73 102H74V103H73ZM87 102H88V101H87ZM115 102H116L118 105H116ZM141 102H142V100H141ZM141 102H139V104H140ZM165 102H166V100L164 101V103H163V101H162V103H161L160 105L166 104ZM217 102H218V101H217ZM247 102H248V103H247ZM68 103H69V102H67V104H68ZM75 103H76V105H74ZM103 103H104V102H103ZM129 103H131V102H129ZM135 103H136V102H135ZM188 103H189V102H188ZM201 103H202V102H201ZM228 103H229V104H228ZM261 103H262V104H261ZM8 104H9V103H8ZM77 104H79V105H77ZM106 104H107V105H106ZM126 104L128 105V102H127ZM145 104H146V103H145ZM145 104L143 105L144 108L147 106V104H146V106H145ZM183 104H182V105H183ZM192 104H193V103H192ZM220 104H218V105H220ZM230 104H231V106H232V109H231V106H229ZM234 104H235V105H238V106H239V104H240L239 107L236 106L237 110H238V108H239L238 111L235 110L236 108L234 107V106H235ZM250 104H251V105H250ZM55 105H56V106H55ZM80 105H81V107H80ZM121 105H122V104H121ZM121 105H120V106H121ZM157 105H156V107H157ZM166 105L168 106V104H166ZM180 105H181V104H180ZM184 105H185V104H184ZM201 105H202V104H201ZM222 105L219 106V109H220V110H221V106H222ZM225 105H226V106H225ZM249 105L252 106V107L250 108ZM254 105H256L255 108H253ZM51 106H52V105H51ZM62 106H63V105H62ZM73 106H72V107H73ZM78 106L80 107V108H79L80 111H78ZM85 106H86V105H85ZM87 106H88V105H87ZM96 106L94 107V109H96ZM129 106L131 107V104H130ZM149 106H150V105H148V106L146 107V110H145V111H144V108L141 107L143 110L141 109V111H139L138 113L140 114L142 111H144V112H145L144 114H145V115L148 114V115L144 116V114L141 113L140 118L138 119L139 121L142 120V122H143V120H146V118H147V116H148V118L150 119V121H152V123H153V122L155 121V117H156L155 113L157 112V115L159 114V112L162 113V111H161V109H160L159 106H158V107H159V109H158L159 111H156V110H157V109H156V110H155V113H153V110H154V109H152L153 107L150 106L149 110L152 109V113H153V114H152L153 116L151 117V114H149L150 112L148 113V110H147ZM40 107H41V106H40ZM43 107H44V108H40V109L44 110L45 113L39 111V113H37V114L41 115V114L43 113V115H42V116H39V118H40V117L45 118V116H47L48 118L46 119V121H45V120H42V119L40 120V119L37 117V118H38V120H37L38 123H36V121H34V119H33V117H32V119H29V123H28V119H26L27 121L24 120L25 123H23L24 125H26V127H25V128H23L24 126L22 127V129H24V131H25L26 129H28V130L30 129V130H31L30 132H32V129H31V128H32V126L34 127V123H33V122H35V124H36L35 127H36V126H40V124H42V125L44 126L46 123H47V124L49 123V122H48V119H49V121H50V120L52 121V120L54 119L53 117H50V116H53V114L55 115V113H54L55 110L53 109L54 112H51L52 107L48 106V108L50 107L51 109H50V108L48 109V108L45 107V106H43ZM64 107H65V105H64ZM88 107H90V105H89ZM109 107H110V106H109ZM137 107H139V106L137 105ZM137 107H136V108H137ZM156 107H154V108H156ZM164 107H165V105H164ZM182 107H183V106H182ZM185 107H188L187 104L185 105ZM248 107H249V108H248ZM4 108H6V107H4ZM46 108H47V109H46ZM60 108H61V107H60ZM86 108H87V109H86ZM132 108H134V105H132ZM161 108L164 110V108H163L162 106H161ZM165 108H166L165 110H167V107H165ZM176 108H174V111H173V112H174V115L172 114V113H173V112H172L173 109L170 110L172 116H175V114H176L175 109H176ZM183 108H184V107H183ZM183 108H182V109H183ZM188 108H189V107H188ZM217 108H218V107H217ZM234 108H235V109H234ZM246 108H247L248 112H249V110H250L249 113L246 111ZM6 109H7V108H6ZM61 109H62V108H61ZM63 109H64V108H63ZM66 109H67V108H65V110H66ZM89 109H90V108H89ZM107 109H108V108H107ZM110 109H111V108H110ZM168 109H170V108L168 107ZM186 109H187V108H186ZM252 109H253V112L251 111ZM254 109H255V110H254ZM258 109H260V110H258ZM0 110H1V109H0ZM3 110H4V111H3ZM3 110L1 111V112H2V116L4 115L3 112L8 111V110H5V109H3ZM17 110H19V108H18ZM46 110H48V111L50 110V111L48 112V113L50 114V115L48 114L49 116H48V115H45V114H47V111H46ZM56 110H57V109H56ZM92 110H93V109H92ZM136 110H137V109H136ZM136 110H135V113H136ZM165 110H164V111H165ZM232 110L237 111V113H236V112H232ZM256 110H257L258 112L260 111L259 114H261V115H257V116H259V117H260V116L263 117V121H262V118H261V119H260L259 117H258V118L255 117V118H254V116L257 114V113H256V112H257ZM59 111L61 112V110H59ZM63 111H64V110H63ZM88 111H89V110H88ZM93 111H94V110H93ZM116 111H117V113H116ZM254 111H256V112H255L256 114L254 113ZM1 112H0V113H1ZM64 112H66V111H64ZM71 112H70V116H72V115H71ZM79 112H80V114H79ZM97 112H99V111H97ZM97 112H96V113H97ZM104 112H105V113H104ZM108 112L110 113V116H109V117L106 116V115H109ZM133 112H134V110H133ZM165 112H166V111H165ZM165 112H164V113H165ZM170 112H169V113L166 112V114L168 115V114H170ZM179 112H180V111H179ZM186 112H188V111H186ZM190 112H191V111H190ZM230 112H231V113H230ZM243 112L246 113V114L248 113V114H247V116H248L247 119L243 118V116H244V113H243ZM8 113H9V114H8ZM8 113H5V114H8L7 116L5 115L6 118H7L8 116H11V115L13 114V113L10 114L9 111H8ZM14 113H17V114H18L19 112L17 111V112H14ZM51 113H52V115H51ZM56 113H57V111H56ZM62 113H63V112H62ZM77 113H78V114H77ZM119 113H122V115L119 114ZM161 113H160V114H161ZM177 113H178V112H177ZM217 113H218V112H217ZM219 113L222 114L221 111H219ZM219 113H218V115H219ZM233 113H234V115H236V114H238V113H239V114H240V113L243 114V116H242V114H240L242 117L238 114V116H239V120H237V121L239 122V124H240V122L242 121V122H241V126H243V127L240 128V126H239V127H237L238 129L236 128V126L239 125V124L237 123V121H236V119H238V116H237V118L235 119V122H232V124H233V123H235V124L237 123L238 125H237V124H236V125L233 124V125H235V127H234L233 125L230 124V122H231V121H230V119H231L230 116L232 117L233 115H231V114H233ZM253 113H254V114H253ZM17 114H16V115H17ZM22 114H23V112H22ZM116 114H117V115L119 114L118 117H119V116H122L121 118L119 117L120 120L117 118V115H116ZM136 114H137V113H136ZM142 114H143V116H142ZM160 114H159V115H160ZM246 114H245V116H246ZM249 114H250V115H249ZM251 114H253V115L251 116ZM13 115H14V116H13ZM13 115H12V116L16 119L17 116L15 117V114H13ZM18 115H20L19 117L22 119L21 114L19 113ZM25 115H26V114H25ZM25 115H23V118H24ZM67 115H69V114H67ZM77 115H78L79 117H78ZM149 115H150V116H149ZM159 115H158L159 119H157L158 121H159L161 118H163L162 116H159ZM162 115L164 116V114H162ZM178 115H179V114H178ZM199 115H200V114H199ZM2 116H0V119H1V120H2V119H5V116H3V117H2ZM12 116L10 117V119L12 120V122L9 120V118H7L6 120H4V122H5V121H6V122H7V121H8V122H11V123H10V125H12L11 127H14V128H15V129H14V128H11V129L14 131V132H12L13 134H11V135H14V136H11V137H12L13 139H14V138H15V139H16V138H19L18 140H19L20 142L23 143V144H21L22 147H23V145H25L24 142L26 141L27 144L23 147V149L25 148L24 150H29V151H28V155H29V153H30V154H31V153L34 154V150H33V149H32L33 152L30 151V150H31V146H30L29 144H32V146H33V143H31V142L28 140V136H27V135H28V132H29V131L27 130V131H28V132L26 131L27 134H23V131H22V129H21V126H20V127L18 126V125H19L18 123H20V122H16L18 125H16V123H15V125L13 126V124H14V121H13V120H15V119H13ZM26 116H27V115H26ZM26 116H25V118L28 117V116H27V117H26ZM30 116H32V115H30ZM30 116H29V117H30ZM43 116H44V117H43ZM70 116H69V117H70ZM75 116H76V117H75ZM89 116H90V117H89ZM111 116H112V118H111ZM141 116H142V117H141ZM202 116H203V118H205L203 114H202ZM249 116H250L251 118H252V117H253V118L251 119ZM57 117H58V115H57ZM59 117H60V114H59ZM77 117H78L79 121H78V120H75V118H77ZM98 117H101V119L98 118ZM127 117L129 118V120L127 119ZM144 117H145V119H144ZM153 117H154V118H153ZM176 117H177V116H176ZM185 117H186V115H185ZM198 117H199V116H198ZM228 117H229V118H228ZM30 118H31V117H30ZM65 118H67V117H65ZM65 118H64V120H65ZM97 118H98V119H97ZM109 118H110V119H109ZM114 118H116V119H114ZM122 118H123V120H121ZM130 118H131V119H134V118H135L136 120H131ZM141 118H142V119H141ZM148 118H147V122H145V121H144V122H145V125H149V126H150L151 124H149L150 121H148V120H149ZM151 118H153V119H151ZM180 118H182V117H180ZM234 118H235V117H234ZM241 118H242V119H241ZM249 118H250V120H249ZM17 119H18V118H17ZM57 119H59V118H57ZM57 119H55V120H57ZM99 119H100V122H99ZM105 119H106V121L109 120V125H108V122L105 121ZM113 119H114V120H113ZM140 119H141V120H140ZM165 119H166V118H165ZM168 119L171 120L170 118H168ZM173 119H174V117H173ZM183 119H184V118H183ZM185 119H186V118H185ZM217 119H214L213 123L215 122V126L218 125L217 127L223 128V126H221V124H220V126H219V124L216 123V120H217ZM243 119L247 121V122L245 121V122H246V125H248V124H249L248 122H250V121H251L250 123L252 124V122H253V120H254L253 126H252V125H248L249 127H248V126L246 127L245 125H242V123H244V122H243ZM18 120H19V119H18ZM31 120H32L33 122H32ZM55 120H53L52 123L55 122ZM110 120H112V121H110ZM117 120H118V122H117ZM153 120H154V121H153ZM157 120L155 121L156 123H157ZM161 120H162V119H161ZM169 120H167V121H169ZM180 120H181V119H180ZM188 120H189V119H188ZM201 120H202V119H201ZM219 120H218L217 122H219ZM228 120H229V121H228ZM233 120H234V119H233ZM16 121H17V120H16ZM19 121H21V120H19ZM22 121H23V119H22ZM39 121H40V122L42 121V122L40 123ZM60 121L64 122L63 119L60 120ZM75 121H76V122H75ZM77 121H78V123H77ZM93 121H92V124L94 123ZM102 121H104V123H103ZM114 121H115L116 124H114ZM119 121H120V122H119ZM135 121H136V122H135ZM202 121H203V120H202ZM223 121H224V120H223ZM255 121H256V122H255ZM6 122H5V123H6ZM8 122H7V125L9 124ZM26 122H27V123H26ZM30 122H31V123H30ZM44 122H45V123H44ZM66 122H67V120H66ZM70 122H69V123H70ZM72 122H73V123L75 122L74 124H76V123H77V124H76V125H72V124H73ZM105 122H106V123H105ZM112 122H113V124H114V125H113L114 127H113V126L110 127V124L112 125ZM144 122H143V124H144ZM175 122H176V121H175ZM179 122H180V121H179ZM181 122H182V121H181ZM257 122H259V123H257ZM32 123H33V124H32ZM95 123H94V125L91 126L92 128L95 127V125H96ZM134 123H135V124H134ZM162 123H163V122H162ZM208 123H209V122H208ZM27 124H28V125L32 124V126H28ZM38 124H39V125H38ZM53 124H55V123H53ZM57 124H58V123H57ZM81 124H83V122H82ZM81 124H78V125H81ZM88 124H89V123H88ZM88 124H87V129H86V127H85V124H84V128H83L82 126H79L80 128L77 127L76 129H79V130L81 129V130H83V131H84V130H85V131H86V130H89L88 126L91 125V121H90V124H89V125H88ZM100 124H102V125L100 126ZM126 124H127V125H126ZM192 124H193V123H192ZM216 124H217V125H216ZM227 124H228V125H227ZM244 124H245V123H244ZM257 124H258V125H257ZM259 124H261V125H259ZM262 124H263V125H262ZM0 125H1V124H0ZM10 125H9V127H10ZM61 125H62L61 127L64 128V126H63L64 123H63V124L61 123ZM65 125H66V124H65ZM68 125H69V124H68ZM78 125H77V126H78ZM104 125H105V128H104ZM137 125H138V124H137ZM139 125H140V124H139ZM160 125H161V124H160ZM160 125H159V126H160ZM204 125H205V123H204ZM56 126H57V125H56ZM115 126H116L117 128L120 127V128H121V129H119L120 131L117 130V129H115V128H116ZM130 126H131V125H130ZM151 126H153V128L155 129L156 124L153 123V125H151ZM151 126H150V128H151ZM199 126H200V125H199ZM201 126H202V124H201ZM210 126H212V125L210 124ZM215 126H214V128H215ZM225 126H226V127H225ZM231 126H232V127H231ZM244 126L248 129V133H249V134L247 133V130H246V129H245V130H246V133L243 132V131H241V130H244V129H242V128H244ZM250 126H252V128L254 127L253 129L251 128V131H250ZM27 127H28V128H27ZM29 127H30V128H29ZM35 127H34V128H35ZM41 127H42V126H41ZM41 127H40V128H41ZM45 127H46L45 131H46V130L48 131V132H47L48 136H46V132H44V133H45L44 136L47 137V138H46L47 140L49 139V137H50L51 141H52V139H54L53 142H51L50 139L48 140V141H50L51 143H53V145H54V144H55V139H57L55 133H53L52 135L49 136V133L51 134L54 130L52 131L51 129H47L48 127H47L46 125L44 126V128H45ZM49 127H52L51 122H50ZM65 127L67 128V126H65ZM70 127H69V128H70ZM96 127H97V126H96ZM96 127H95V128H96ZM102 127H103L105 130H103ZM128 127H129V125H128ZM128 127H127V128H128ZM143 127H145V126H143ZM146 127H147V126H146ZM162 127H163V126H162ZM204 127H205V126H204ZM208 127H209V126H208ZM212 127H213V126H212ZM255 127H256V128H255ZM259 127H260V128H259ZM1 128H2V127H1ZM18 128L21 129V130L18 131ZM36 128H37V127H36ZM40 128L36 129V131L40 130ZM56 128H57V127H56ZM123 128H124V127H123ZM137 128H138L139 130H141V129H142V125H141V127H137ZM140 128H141V129H140ZM153 128H152V130H153ZM172 128H173V127H172ZM176 128H177V127H176ZM176 128H175V129H176ZM224 128H223V129H224ZM233 128H234V129H237L236 132H235V130H233L234 134H235V133H236V134H235V135L233 134V136L231 135L230 137H229V136H226V135H227L226 132H227V133L230 132L228 135L232 134V133H231V130H232ZM11 129H10V130H11ZM53 129H54V126H53ZM128 129H129V128H128ZM135 129H136V128H135ZM157 129H158V127H157ZM212 129H213V128H212ZM229 129H230V130H229ZM256 129H257V130H256ZM0 130H1V129H0ZM16 130H17V131H16ZM70 130H71V129H70ZM72 130H73V129H72ZM79 130H78V131H79ZM81 130H80V131H81ZM95 130H96V129H95ZM95 130H94V131H95ZM126 130H127V129H125L124 131H126ZM129 130H130V129H129ZM155 130H156V129H155ZM165 130H166V129H165ZM239 130L243 133V135H242V133L240 134ZM245 130H244V131H245ZM5 131H6V130H5ZM7 131H8V130H7ZM33 131H35V129H33ZM43 131H44V130H43ZM49 131H50V132H49ZM57 131H58V130H57ZM57 131L55 130L56 133H57ZM60 131H61V130L59 129V133H61V132L63 133V132H64V131H61V132H60ZM76 131H77V130H76ZM80 131H79V132H80ZM89 131H90V130H89ZM91 131H93V129H92ZM91 131H90V132H91ZM104 131H105V132H104ZM134 131H135V130H134ZM142 131H143V130H142ZM144 131H145V132H143L142 134H141V132H140L139 134L142 135V136H140V138L142 137L141 139H142V141H143L145 144H143V142H142L141 139H140L139 141H140V143H141L142 146H140V147L138 146L137 148H139V150H140V148H142V149H141V152H142V150H144V152H143V154H144V155H143V159H147V158H144V157H145V154H146L148 151H150V149H151L150 147H151V145H152V144H151L152 140H149V141H148L149 143H148V142H146L144 139L148 140V139H149V136L151 137V135L154 134V133H153L154 130H153V132H152L151 135H150V132H149V131H147V130H144ZM146 131H147V133H146ZM158 131H159V130H158ZM158 131H157V132H158ZM194 131H196V130H194ZM204 131H206V129H204ZM212 131H213V130H212ZM215 131H216V130H214V132H215ZM258 131H259V132L262 131V132H260L261 134H260ZM18 132H19V133H22L23 135H25V136L22 135V136L24 137V139L22 138L21 135H20V137H19V133H18ZM72 132H74V131H72ZM90 132H89V133H90ZM96 132H97V131H96ZM136 132H137V131H136ZM148 132H149V135H147ZM162 132H163V130H162ZM210 132H211V131H210ZM214 132L212 133L213 135H214V134H217L216 132H215V133H214ZM250 132H251V133H250ZM14 133H15V134L17 133L18 136L15 137L16 135H15ZM32 133H33V132H32ZM32 133H31V134H32ZM36 133H37V132H36ZM41 133H42V131L40 132V134H41ZM67 133L70 134L71 132L69 133V131L67 130ZM74 133H75V132H74ZM85 133L87 134L88 131H86ZM89 133H88V134H89ZM114 133H115V132H114ZM145 133H146V135H145ZM254 133H255V134L257 133V134L255 135ZM6 134H7V133H6ZM63 134H64V133H63ZM101 134H100V137H101ZM107 134H108V133H107ZM121 134H122V133H121ZM155 134H156V133H155ZM162 134H163V133H161V135H162ZM198 134H199V133H198ZM212 134H211V135H212ZM237 134H239L240 136H242V138L240 137V139H238L239 137H237V136H238ZM247 134H248V135H250V134L255 135V137L252 135L253 138H256L257 135L259 134V135H258V138H259L260 140L257 141L258 138H256V141H255V139L252 140L251 135H250L249 138H248V135H247ZM9 135H10V133H9ZM32 135H34V134H32ZM32 135H31V136H32ZM37 135H38V134H37ZM54 135H55V136H54ZM58 135H59V134H58ZM71 135H74V134L71 133ZM71 135H70V136H71ZM91 135L94 136V132H93V134L91 133ZM96 135H97V134H95V136H96ZM110 135H108V136H110ZM192 135H193V134H192ZM202 135H203V134H202ZM205 135H206V134H205ZM213 135H212V137H213ZM224 135H225V137H223ZM262 135H263V136H262ZM5 136H6V135H5ZM31 136H30V137H31ZM34 136H35V135H34ZM51 136H52V137H51ZM68 136H69V135H68ZM81 136H82V137H81ZM84 136L86 137L85 134L80 135V137H81L82 139L84 138ZM87 136H88V135H87ZM98 136H99V134H98ZM103 136H104V135H103ZM120 136H121V135H120ZM155 136H158V135H155ZM155 136H152V137H153V142H152V143H153L154 146L156 145V143H158V142L156 141L157 139L155 138ZM159 136H160V134H159ZM215 136H216V135H215ZM220 136H221V137H220ZM234 136H236V138H235ZM11 137H10V138H11ZM26 137H27V140H28L30 143H28V141L26 140ZM57 137H60V136H57ZM63 137H64V135H63ZM63 137H61V138H59V139L56 140L57 143L60 142V146H59V144H57V143L55 144V145H57L58 147H61V149L65 148L67 145H69V143H66L67 145H66V144L63 145V144L66 142L65 139L63 140V142H61L60 139H63ZM78 137H79V135H78ZM89 137H91V136L89 135ZM104 137H105V136H104ZM112 137H113V136H112ZM124 137H125V136H124ZM124 137H123V138H124ZM130 137H131V136H130ZM143 137H144V139H143ZM145 137H146V138H145ZM189 137H191V134H190ZM194 137H195V136H194ZM198 137H199V136H198ZM200 137H201V136H200ZM200 137H199V138H200ZM222 137H223V139L225 138L226 141H225V140L223 141ZM232 137L234 138V140L231 139ZM243 137H244V138H243ZM1 138H2V137H1ZM1 138H0V139H1ZM8 138H9V137H8ZM10 138H9V139H10ZM12 138H11V139H12ZM31 138H32V137H31ZM65 138H66V137H65ZM87 138H88V137H87ZM96 138L98 139L97 136H96ZM96 138H95V139H96ZM105 138H106V137H105ZM160 138H161V137H160ZM192 138H193V137H192ZM205 138H206V137H205ZM205 138H204V139H205ZM207 138H208V137H207ZM207 138H206V139H207ZM210 138H211V137H210ZM228 138H229V140H232V141H228ZM22 139H23V140H22ZM32 139H33V138H32ZM32 139H31V141L34 142V140H32ZM35 139H36V138H35ZM68 139H69V138H68ZM68 139H67V140H68ZM97 139H96V140H97ZM100 139H102V137H101ZM106 139H107V138H106ZM131 139L133 140V138H131ZM154 139H155V140H154ZM216 139H218V138H216ZM216 139L213 138L212 140H213V141L215 140V141H214V142H213V141H212V142L209 141V142L212 143V144H214V143L217 141ZM246 139H247V140H246ZM18 140H17V141L15 140V145L17 144ZM24 140H25V141H24ZM76 140H77V139H76ZM83 140H87V139L84 138ZM126 140H127V139H126ZM135 140H136V138H135ZM180 140L183 141L182 139H180ZM208 140H210V139H208ZM208 140H206V142L203 141V142H204V145H205V143L207 144V141H208ZM240 140H241V141H240ZM45 141H46V140H45ZM64 141H65V142H64ZM68 141H69V140H68ZM78 141H79V139L76 141V143H77ZM87 141H88V140H87ZM104 141H105V140H104ZM122 141H123V140H122ZM186 141H187V140H186ZM218 141H219V139H218ZM218 141H217V142H218ZM238 141H240V142H238ZM261 141H263V142H261ZM0 142H1V141H0ZM37 142H38V141H37ZM85 142H86V141H85ZM95 142H96V141H95ZM99 142H100V141H99ZM109 142H110V141H109ZM126 142H127V141H126ZM132 142H133V141H132ZM134 142L137 143V141H134ZM154 142H156V143L154 144ZM171 142H172V141H171ZM175 142H176V141H175ZM200 142H201V141H200ZM209 142H208V143H209ZM223 142H227V143L225 144V143H223ZM10 143H12V142H10ZM35 143H36V141H35ZM51 143H49V144L51 145ZM70 143H71V142H70ZM73 143H74V142H73ZM106 143H107V142H106ZM106 143H105V144H106ZM138 143H139V142H138ZM140 143H139V144H140ZM146 143L150 144V147L148 146V149H147L148 151H146V148L144 149V147L147 146ZM163 143H164V142H163ZM182 143H183V142H182ZM192 143H193V142H192ZM218 143H219V142H218ZM260 143H257V145L255 144L256 147H258V144H259V147H260V148L258 147L257 151H256V148H255V145H253L254 147H252V146L249 145V146L252 148V150H254L252 153H251V151H250L251 155H255L254 152H257V155H258V153H260V152L262 153V150H263V152H264V148H263V147L261 148L262 144H260ZM12 144H13V143H12ZM82 144H84V143H82ZM119 144H120V143H119ZM134 144H135V143H134ZM139 144H138V145H139ZM177 144H178V143H177ZM183 144H184V143H183ZM194 144L196 145L197 143H194ZM212 144H211V145L209 144V146H212V147H210V148H211L210 151H209L210 148L207 149V146H204L205 150H204L203 147H200V151H199V149H198V150H196V152H195V150H194V153L192 152V150H191L190 152H192V154H193L192 157H193V160H194V161L197 159L198 156L200 157V154H202L201 156H203L204 158H207V156L210 157V161H211V162L208 161L209 158L206 159V160L203 159L204 162H205V164L203 163V167L201 168V170H199V172H201L203 168H206V169H207V168H208V169L210 168L213 176H209V178H211L212 180L215 179L214 181H215L216 183H217V181H219V180L221 181V180L223 179V180L221 181V184H222V185L219 184L220 181H219L218 184H217V185H219L220 187H217V185L215 184V182L212 181L211 179L208 181L207 184H210L211 186H212V184H213V187H211L210 185H207V186H206V187H208V186L211 187V188H210V189H211L210 191H212V192H210V191L208 190V189H209V188H208V189H207V190H208L207 192L214 193L215 195H216V193H218V195L216 196V198H217V197H219V198H217V199L215 200V196H214V198H212V199H213V201H212V199L209 198V197L211 196L210 193H206V197H207V194L209 195V197H207L208 202L205 203V201H207L206 199H205V200L203 199L204 202H203L202 204H201L200 201H199L198 204H201V205L198 206V210H199V212H197V210H196L195 215H196V213H197V214L199 213V216H201V215H200L201 210H202V211H205V210H203V209H206V208L209 209V210L206 209L205 212H207V214L209 213V214L211 215V216L208 215L209 217H207L206 213L204 212L205 214H203V216H201V217L196 216V219H195L196 222H195V224L197 223L198 226H199V225H200V227L202 226L201 228H200V227L197 228V225L194 226V225H193L194 223H191L192 220L194 221L193 218H192V219L190 218V220L188 219V221L185 219L188 215H189V216H188L187 218L192 217V215L190 216V214H191V213L194 214V211H195L196 208H195L194 210H192L189 214H187L188 212H187V213L183 212L182 214H184V213L186 214V217L183 215L184 219H182V218L180 217V221H179V220H178V221H174V220H175V219H174L173 222L171 223V224H173V227H176L175 229H177V225H179L178 223H180V225H181L182 227H184V225H187V226H188V227L186 226V228H178L179 231H181V229L184 230V229L189 228V226H190V224H191V225H193L194 228H196V230H197V235H198V236L195 235V234H196V233H195L194 236H193V238H191V236L193 235V231H194V228H193L192 226L190 227V229L193 228L192 232L188 231V229H187V233H186V230H184V231L182 230L184 233H183L182 231L180 232V233H183V236H185V235L188 234L189 232L192 233V234L189 233L190 235H186L187 237H183L182 234L179 235V236L181 237V239H182V238H185L186 241H185V240L183 241V239H182L181 241L178 240V238H180L179 236H176L177 238L174 237V236L176 235V234H174V232L177 233V232H176L177 230L171 229L172 226H170V229H169V233H168V234H166L167 232L164 231L163 234H164V235L166 234L167 237H169V238H167L165 241H169V240L172 239L169 235H170V232L172 233V231H173V236H172V237H174L173 240L167 242V245H168V246L170 245L171 247H170V246H169V247H164L166 242H164V244H163L164 246L161 245V246H163V251H164V248H167L166 250L169 249V251L172 253V254H171L169 251H168V252H167V251H165V252L161 251V252H163V253H169L170 256H171V260H172V261L169 260L170 256H169L168 254H167V255H168L169 257L167 256V258L165 259V256H166V255L163 254V253H161V254L165 255V256H163L165 260H163V258H161L162 256L159 255V254H160V253H159L160 250H158L159 247L157 246V244H156V245L154 244V246H153V244H152V248H151V250H149L150 248H148V246H149L148 244L151 245V242L153 243V240H155L154 242H156V238H157V240L159 239V241H157V243H159L160 241H162L163 238H164V239L166 238V235H165V237H162V236H163V235H162V230H160L162 236L159 235L160 232H159V230H158V232H156V235L160 236V238H158V236H156V235L153 236V235L150 234L151 236L146 237L148 240H146V238H145V240H144V238H143L144 236L149 235V233H152V232L155 233V230L150 229V230H153V231H148L149 229H147V234H146V235L143 234V233H144V232H143V230H144L143 228H144L147 224L150 226V224L148 223V220H147V219H146V220H147V223H146V221L143 220V218H141V217H144V218H145L148 214H149V215H155L154 213H157V212H158L157 210H159V213L164 212V208H165V206H166L165 204H168V202H169V200L167 199V197L170 196V199H171V200H174V199H172V197L175 198L176 196H178V194L175 193V190H174V193L177 194L176 196H174L175 194L172 192V191H173V188L175 189V187L177 186V185L175 186L174 184H176L177 181H179V179H180L179 177L181 176V175L178 174V173H181L183 170H185L187 166H189V165L191 166V165H192V167L189 166V168L187 169V172H186V171L182 172V173H184V174H186V173H187V174H188V173H191L190 171H191L192 169H196V167H198L199 164H200V166H202V162H201V159H202V158H201L200 161H199V160H198L199 157H198V159H197L198 163H197V161H196V164H195V163H192V164H191L190 162H191L192 159L190 158V162H188L189 165L187 164V166H185L184 168H182L183 170H182L181 172H179L181 169L178 171V168L180 167V165L178 166L177 169H175V168L177 167V165L175 166V164H178V163H176V162L174 161L175 163H174L173 165H174L175 167H174V166H173V168L171 167V170H169V169H170L169 167L166 168L168 171H172V170L175 169V170H174V173L171 172V175H172L171 178H166L167 175L164 174V173H166V172L161 173V172L159 171V168H162V167L160 166L161 163L158 165V164H157L158 162H154V163H155L154 165L157 164L156 166H154L153 163H151V165H153V167L151 166L150 168H152V169H154V168L157 169V168H158L157 171L161 174V175L159 174V176H160V178H159L160 181H159V182H158L157 179H156V181H155V177H157V176H155V175L158 174V172L154 174L155 177H154V180H153V181L156 182V183L158 182V185H160V186H156V185H157V184H156V185L154 186V188H155V187H156V188L159 187L158 190H160V188H161V191H158V190H156V188H155V190H156V191H155V194H157L156 196H155V194L153 193V191L150 192V190H154V189H148L147 192H145V190H144L145 188H146V190H147V187H148V186H149L148 188H151V184H152V181H151V180L153 179V177H152V179L149 178L151 184H149V181H148L147 184H146V181H142V180H144V179H142V170H143V169L141 170L140 167H141V165L144 166V164L142 163L141 165H139L138 162H135V161H137V160H135V161L132 160L133 163H131V166H132V164H134V162L137 163V165H136V166L134 165L135 168L133 167V168H134V169H133V170H134V173H133V170H130V168L128 167L129 169H127V170H129V173H130V171L132 172L130 175L132 176V174H133V177H132V178H131V176H130L129 181H132L133 179L136 178L137 174H135V170H136V172L139 171L138 173H140V171H141V173H140V174H141V177H140V180L137 178V181L139 180L138 182H135L136 180H133V181L135 182V184L137 183L136 185H138V187L136 186V188H135V184L132 185V183H134V182H132V183L130 184V186H129V183H128L127 186L131 188V185H132L133 189L135 188L136 190L139 189V188H142V187L144 188V184H146L147 187H146V185H145V188H144V189H142V190L139 189V190H141L140 192H139L138 190L136 191V190L134 189L135 192L138 193V195H137V197H136L137 199L134 197V198H135L134 202L137 200L135 203H134V202L132 203L130 198H129L130 200H129V199L127 200V199H126L127 196H125V195L122 194V195H123V196H122L123 198L120 197V199H122V200L119 199L120 202L124 200V201L122 202V204L120 205V206H122V208H125V207H123V204H124V202H125V199L127 200V201L125 202V205H127V204L129 205L130 203H132V205L135 204V206H132V207H131V204H130V206H129L130 209H129V212H128V213H130L131 210H133V211H134L133 214H135V211L139 208L138 210H140V212H142L143 210H145V212H143V214H146V207H145V205L147 206V209H148V208L150 207V206H148V205H153V203H156L158 200H159L160 202L162 201L163 203H165V201L162 200V199H163V198L165 199V197L167 196V194H169V193H168V192H170L169 189H172L171 193L174 194V195H172V196L169 195V196L166 197V199H165V200H166V203L164 204V206H163V203L161 204L160 202H159L160 205H159L158 203H156V204H155V205H157L156 207L152 206V209H153V208H156V209H153L154 212H153V210L149 209L148 212L151 211V214H150V212H149V213L147 212V215H146V216H145V215L143 216V214H141L140 217H139V214H140V213H139V214L137 213L138 210L136 211L137 214H135V216H134L133 214H131V215H130V214L126 215V214H127V213H126L127 210L124 209V210H125V213H126V214H124L125 216H128V217H129V216H132V215L134 216V218H133V217H129L128 220H130V218H133L134 221H135V219H136V221L138 222L139 225L141 224V225L144 226V227H143V226H140V227H139L138 224L133 225L136 221H135V222L133 221L132 224H131V222L127 220L128 222H130L129 224H131V225H129V226L126 224V225H127V228H128V227H129L130 229L134 228L135 231H138V232L140 231V235L143 234V237H142L143 239H142V240L145 241V242H146V241H149L150 237H154L153 239H151L152 241H151V240L149 241L150 243L147 244V242H146V244H147L148 246H147L146 244H144V248H143V249H146V248H147V249L149 250V252H151V253H155V251L152 250V249L155 247L157 250H156V249H154V250L158 251V253L156 252V254H153V257H152V255H151L150 253H148L147 250H146V251L144 250L146 254H150L151 256H150V255H147V257H146V255H144V254L142 253V255H143L144 258H145V261H144V259L142 258V260L140 261L141 263L146 262V264H159V263L167 264V263H165V261H166V262L170 261V263H169V262H168V263L171 264V263L176 262V261L178 262V261H179V260H177L178 256H177V257H173L172 255L175 256V255H179V254H181V253H184V254H182V256L185 255V254H186L185 256H187V254L189 255V251H191L192 249H190V250L188 251V253L181 252V250H182V251H183V249L185 250V247H186V248H189V247L191 248V246H193V248L198 249L197 252L199 251V253H200V251H201L200 248H202V247L204 246V248H203L204 250L201 251V252H202L201 255H202V256L204 255L203 258H202V260L204 259V262L201 260V256H199V257L196 256L197 259L199 258V262H198V260L195 261V262H198V264H200L201 261L203 262V264H211V263L208 262L209 259L207 260V257H205V256H207L206 254H207V253H210V255H211V252L213 251V253H215V252H216V254H217V253H220L221 256H223L224 253H225L226 251H229L228 247L230 248V250L233 251V252H232V251H229L230 254L233 253V255L231 256L232 258H234L233 256H235V258H236L237 256L239 257V259H238V257H237V260L235 259V261L232 259V260H233V262H232L233 264H234V263L236 264V262H237L238 264H240V261H241V264H242V263H243V264H249V262H251L253 259H254L256 262H257V261H258V262H259V261L261 262V259H262V263H264V261H263V260H264V252L262 251V250H264V249H263L262 247H260L261 244L264 243V241H263L264 238H262L261 241H260V240L257 241V240L259 239V237H258V236H259V231H261V232H260V235H261V234H264V232L262 231V230H264V228L262 229V227H264V222L261 224V221H264V220H262V217H261V216L264 215V213H263V212H264V211H263V210H264V207H262L261 204H264V203H262V201H261V203H259V205L261 206V207H260V206H259V207L262 208V209H259V208H258V209L261 211V213H260L259 210H258V211L256 210L257 207H258V206L256 205V203H254V204H255L257 207L253 204V202L256 200V199H255V198H256L255 195H258L259 193H261L262 198L264 199L263 194H262V193H264V190L262 189L263 192H262V190H260V189H259L260 192H259V191H252V197H255V198H254V199H251V198H250L251 196H250V195H247V198L250 196V197H249L250 199L248 198V200H247V198H246V194H244V195H245V198H244L243 195H240V194H239V191H242L241 193H245V192H243V189L241 190V188H242V186L240 185L241 183L238 182V181L233 180V178H234L233 176H231L232 179H231V178H230V179L233 180L232 182H236L237 184L239 183L238 185L240 186V189L237 188V187H236L237 189H236V188L234 189V187L237 186L236 183H234L235 186H233V184L230 185L231 183H229L228 181H227V182H228L229 184L226 183V181H225L224 178H227V177H224L223 174H224V173L226 174V170H228V169L225 168V166H227V164H225V166H224V164H221L223 160L217 158V157H218L217 154H219V152H221V150L223 151V147H222L221 144H219V145H217V143H216V145H212ZM247 144H250V143L248 142ZM2 145H3V144H2ZM50 145H47V144H46L45 147L43 146V147H40V148H46L47 146H48V147H51ZM53 145H52V146H53ZM93 145H94V144H93ZM98 145H99V144H98ZM100 145H101V144H100ZM107 145H108V144H107ZM123 145H124V144H123ZM127 145H128V144H127ZM143 145H144V146H143ZM179 145H181V143H180ZM184 145H185V144H184ZM191 145H192V144H191ZM195 145H194V148H195ZM199 145H200V144H199ZM231 145H232V144H231ZM251 145H252V144H251ZM4 146H5V147H4ZM11 146H12V145H11ZM29 146H30V148H28ZM35 146H36V145H35ZM57 146H56V149H57ZM62 146H64V147H62ZM73 146L76 147L75 144H73ZM73 146H72V147H73ZM79 146H81V144H80ZM84 146H85V145H84ZM103 146H104V145H103ZM128 146H130V145H128ZM131 146H132V145H131ZM157 146H158V144H157ZM159 146H160V145H159ZM174 146H176V145L174 144ZM233 146H234V145H232L231 147L233 148ZM238 146H239V145H238ZM238 146H236V147H238ZM249 146L247 145V148H246L245 146H241V147H242V149H243V147H244V149L247 150V149H250ZM263 146H264V144H263ZM1 147H2V149H1ZM8 147H9V146H8ZM8 147H7L6 143H4L3 146L0 145V149H1L0 151L4 150L5 148L8 149ZM13 147H16V146H13ZM36 147H37V146H36ZM54 147H55V146H53L52 148H54ZM67 147H68V146H67ZM91 147H92V146H91ZM122 147H123V146H122ZM178 147H181V146H178ZM196 147H198V146H196ZM221 147H222V149H221ZM224 147H225V146H224ZM229 147H230V146H229ZM234 147H235V146H234ZM236 147H235V148H236ZM239 147H240V146H239ZM239 147H238V149H239L238 151H241V152H242V149H240ZM9 148H10V147H9ZM32 148H35V147H32ZM37 148H38V147H37ZM69 148H70V147H69ZM78 148H79V147H78ZM78 148H77V149H78ZM99 148H100V147H99ZM107 148H108V147H107ZM109 148H110V147H109ZM119 148H120V147H119ZM152 148L154 149L153 146H152ZM160 148H161V147H160ZM194 148H193V149H194ZM232 148H228V147L226 146V147H225V150H226L227 152H229L227 149H229V150L231 149L230 151H233V150H234V152H235V148H233V149H232ZM253 148H254V149H253ZM6 149H5V151H6ZM10 149H11V148H10ZM67 149H68V148H67ZM80 149H81V148H80ZM83 149H84V148H82V150H83ZM95 149H97V148L95 147ZM128 149H129V147H128ZM162 149H163V148H162ZM176 149H177V148H176ZM181 149H182V147H181ZM219 149H220V151H219ZM21 150H22V149H21ZM50 150H51V149H50ZM57 150H58V149H57ZM57 150H55V152H56ZM63 150H64V149H63ZM70 150H71V149H70ZM72 150H73V149H72ZM72 150H71V151H72ZM93 150H94V149H93ZM99 150H100V149H99ZM131 150H133V149H131ZM156 150H157V149H156ZM156 150H155V151H156ZM182 150H184V149H182ZM202 150H204L203 153H202ZM207 150H208L209 152H208ZM245 150H243V154H241L242 156H240V153H239V152H238L239 155L236 154V152H235V156H236V158H235L234 160H233V158H232L231 155H230L231 160H233V161H231V165L235 164V166H236V165H237V161H238V163L240 162L239 164L242 163V165H241V169H242L243 171L246 170V171H247V174H248V175L250 174L249 176H251V175L253 174V173H251V172H253L254 170H255V171H254V174H257V176H255L256 178H257L258 176L260 177L261 175H264V169L262 168V166L264 167V161H263V160H264V156H263L264 154L262 153L263 155L260 154V155H258V156L255 155V156L258 157V158H259V156H261L260 159H257V158H254V157L251 158V155H250L249 151L247 150V152H248V153H247ZM59 151H60V150H59ZM65 151H66V150H65ZM83 151H84V150H83ZM90 151H91V150H90ZM94 151H95V150H94ZM117 151H118V150H117ZM119 151H120V150H119ZM129 151H130V150H129ZM134 151H135V150H134ZM145 151H146V153H145ZM162 151H163V150H162ZM173 151H174V149H173ZM188 151H189V150H188ZM188 151H187V152H188ZM198 151H199L200 153H199ZM244 151H245V153H244ZM259 151H260V152H259ZM2 152H4V151H2ZM2 152L0 153L1 155H3V154L5 153V152H4V153H2ZM7 152H8L7 154H9V152H11V151H8V150H7ZM22 152H23V151H22ZM24 152H25V151H24ZM24 152H23V154H25ZM36 152H38V153H36ZM61 152H62V151H61ZM80 152H81V151H80ZM157 152H158V150H157ZM176 152H177V151H176ZM182 152H183V151H182ZM197 152H198L199 155L197 154ZM205 152H206V153H205ZM210 152H211V153H210ZM212 152H214V153H212ZM227 152H225V153L227 154ZM52 153H53V152H52ZM63 153H64V151L62 152V154H63ZM75 153H77V151H75ZM75 153H74V151H73V154H74V155H75ZM78 153H79V152H78ZM95 153H96V151H95ZM99 153H100V154H99ZM99 153H98V151H97V155H99V157H100V156H101V152H99ZM114 153H116V152H114ZM152 153H154V152H152ZM173 153H174V152H173ZM184 153H185V152H184ZM184 153H183V154H184ZM204 153L206 154V156L204 155ZM208 153H209V154H208ZM221 153H222V152H221ZM221 153H220V154H221ZM246 153H247V154H246ZM253 153H254V154H253ZM32 154H31V155H32ZM35 154H36V156H37V154H39V151H37L36 148H35ZM35 154H34V155H35ZM44 154H46V153H44ZM62 154H61V156H63ZM90 154H91V153H90ZM118 154H119V153H118ZM120 154H121V157H122V154L124 155V152H123V153L120 152ZM134 154H135V153H134ZM137 154H138V151H137ZM174 154H176V153H174ZM194 154H195V156H197L196 158L194 157ZM210 154H212V155L210 156ZM215 154H216V155H215ZM220 154H219V155H220ZM248 154H249V156H248ZM1 155H0V156H1ZM26 155H27V154H26ZM34 155H33V156H34ZM47 155H48V154H46L45 157H46ZM49 155H50V154H49ZM69 155H71V154H69ZM84 155H85V154H84ZM113 155H115V154H113ZM141 155H142V154H140V157H141ZM186 155H187V154H186ZM186 155H185V157L189 156L190 154L188 153V155H187V156H186ZM223 155H224V153L222 154V157H223ZM244 155H245V156H244ZM24 156H25V155H24ZM24 156H23V157H24ZM33 156H32V157H33ZM36 156H34V157L37 158ZM41 156H42V154H41ZM41 156H40V158H41ZM50 156H51V155H50ZM89 156H91V155H89ZM92 156H93V155H92ZM105 156H106V154H105ZM130 156L133 157V158L135 157L134 155H131V154H130ZM179 156H180V155H179ZM214 156H216V157H214ZM220 156H221V155H220ZM225 156L228 157L227 155H224V158H225ZM232 156H233V155H232ZM235 156H233V157H235ZM239 156H240V157H239ZM43 157H44V156H43ZM43 157H42V158H43ZM66 157H67V154L65 155V159H66ZM95 157H96V156H95ZM111 157H113V156H111ZM111 157H110V158H111ZM116 157H117V156H116ZM116 157H113V158L116 159ZM125 157H126V156H125ZM125 157H124V158H125ZM136 157H137V156H136ZM136 157H135V159H136ZM147 157H148V156H147ZM150 157H152V156H150ZM170 157H171V156H170ZM190 157H191V156H190ZM212 157L216 158L217 160L215 159V161H214V160L212 161ZM222 157H220V158H222ZM238 157H239V158H238ZM241 157H246L247 162H248V160H249V162H251V161H250V158H251L252 160H253V158H254V160H253L254 163H255V159L258 160V161H261V160L263 159V160L261 161V162H263V163H261V164L259 163L258 165H252V164H251V165H252L253 167H255V168H254V170H253V167L251 166V167H252V168L250 167V168H251V170H250L251 172H249V171H248L249 168L247 169V168L245 167V169H244L243 162L245 161V159H243V158H241ZM262 157H263V158H262ZM1 158H2V157H1ZM24 158H25V157H24ZM47 158H48V157H47ZM47 158H44V159H45V162H46V159H47ZM63 158H64V156H63ZM63 158H62V161L66 162V160H63ZM90 158H91V157H90ZM101 158H102V156H101ZM107 158H108V157H107ZM118 158H119V157H118ZM44 159H42V160H44ZM49 159H50V157H49ZM57 159H59V158H56V160H57ZM70 159H71V158H70ZM76 159H77V158H76ZM78 159H79V158H78ZM82 159H83V158H82ZM115 159H114V160H115ZM126 159H127V158H126ZM153 159H154V158H153ZM155 159H156V158H155ZM169 159H170L169 162H170L171 160L173 161V158H169ZM184 159H185V158H183V159L181 158V160H182L183 162L187 163L186 161H184ZM226 159H227V158H226ZM239 159H240V160H239ZM241 159H242V160H241ZM0 160L2 161V159H0ZM35 160H37V159H35ZM38 160H39V159H38ZM60 160H61V158H60ZM86 160H87V159H86ZM92 160H93V158H92ZM94 160H95V159H94ZM96 160H97V159H96ZM114 160H113V162H114ZM116 160H117V159H116ZM116 160H115V162H116ZM119 160H121V158H119ZM119 160H118V161H119ZM130 160H131V158H130ZM147 160H148V159H147ZM181 160H180V161H181ZM193 160H192V161H193ZM218 160H219V161H218ZM220 160H222V161H220ZM229 160H230V159H229V157H228V159H227V163H229ZM1 161H0V162H1ZM40 161H41V160H40ZM50 161H51V160H50ZM71 161H72V160H71ZM71 161H70V162H71ZM118 161H117V162H118ZM144 161H145V160H144ZM194 161H193V162H194ZM216 161H217V162H216ZM235 161H236V162H235ZM242 161H243V162H242ZM33 162H34V161H33ZM33 162H32V163H33ZM52 162H53V161H52ZM86 162L89 164L88 161H86ZM127 162H128V165H129V163H130L129 158H128ZM161 162H162V161H161ZM183 162H181V163H183ZM200 162H201V163H200ZM207 162H208L209 164L211 163V164H210L211 167H210V165H209L208 167H206V164L208 165ZM223 162H224V161H223ZM233 162H234V163H233ZM249 162H248V164H250ZM27 163H29V160H28ZM27 163H26V164H27ZM30 163H31V161H30ZM46 163H47V162H46ZM60 163H61V162H60ZM76 163H77V162H76ZM87 163H86V164H87ZM93 163H94V162H93ZM140 163H141V162H140ZM147 163H148V162H147ZM147 163H146V164H147ZM166 163H167V162H166ZM172 163H173V162H172ZM216 163H217V165H216ZM218 163H220V164L218 165ZM224 163H226V160H225ZM232 163H233V164H232ZM245 163H246V161H245ZM245 163H244V164H245ZM254 163H253V164H254ZM256 163H257V162H256ZM0 164H1V163H0ZM39 164H40V163H39ZM113 164H114V163H113ZM119 164L121 165V162L118 163L117 165H119ZM122 164L124 165V163H122ZM183 164H184V163H183ZM183 164H182V165H183ZM193 164H195V167H194ZM1 165H2V164H1ZM31 165H32V164H31ZM35 165L37 166V163H35ZM41 165H42V164H40V167H41ZM50 165H51V164H50ZM52 165H53V164H52ZM61 165H62V164H61ZM61 165L59 166V167H60L59 169H63L62 173H63V176H64V173H66V172L64 171V167L61 168ZM73 165H74V163H73ZM90 165H91V164H90ZM93 165H94V164H93ZM93 165H92V166H93ZM117 165H116V166H117ZM120 165H119V166H120ZM138 165H139V166H138ZM164 165H165V164H164ZM204 165H205V166H204ZM220 165H221V166H220ZM260 165H262V166H260ZM20 166H21V165H20ZM24 166H25V167H28V165H27V166L24 165ZM48 166H49V165H48ZM64 166H65V168L67 167L66 165H64ZM69 166H70V165H69ZM75 166H76V165H75ZM84 166H85V164H84ZM116 166H115V167H116ZM119 166H117V168H118ZM129 166H130V165H129ZM157 166H159V167H157ZM168 166H169V165H168ZM200 166H199V167H200ZM217 166H218V167L220 166V167H219L220 169H219ZM235 166H234V167H235ZM239 166H240V165H238V168H239ZM248 166H249V165H248ZM248 166H247V167H248ZM6 167H7V169L9 168L8 166H4V168H6ZM11 167H12V166H11ZM42 167H43V166H42ZM49 167H50V166H49ZM49 167H47V168L49 169ZM87 167H88V166H87ZM123 167H125V166H123ZM136 167H137V168H136ZM145 167H146V166H145ZM181 167H182V166H181ZM181 167H180V168H181ZM193 167H194V168H193ZM230 167H232V166H230ZM242 167H243V168H242ZM14 168H16V170L19 169V167H18V169H17V167H13L12 169L14 170ZM20 168H21V167H20ZM23 168H24V167H23ZM32 168H33V167H32ZM32 168H31V170H32ZM34 168H36V167H34ZM34 168H33V171L35 170ZM51 168H52V167H51ZM83 168H84V167H83ZM143 168H144V167H143ZM190 168H192V169L189 170ZM223 168H224L225 170H222ZM238 168H237V166H236V168H234V170H232L231 168H230V170H231L232 172H233V171H238ZM256 168H257V169H256ZM27 169H28V168H27ZM48 169H47V170H48ZM89 169H91V168H89ZM92 169H93V167H92ZM118 169L120 170V168H118ZM137 169H138V170H137ZM139 169H140V170H139ZM152 169H151V170H152ZM155 169L152 170L151 172L156 171ZM198 169H199V168H198ZM198 169H196V170H198ZM210 169H209V171H210ZM260 169L263 170V171L261 170V171L263 172V174H261L262 172L260 171ZM1 170H2V168H1ZM3 170L6 171V169H3ZM8 170H9V171H13V170H11V168L8 169ZM21 170H22V169L19 170V173L21 172ZM29 170H30V169H29ZM31 170H30V171H31ZM66 170H70V171H72V170L69 169V168H66ZM74 170H75V169H74ZM74 170H73V171H74ZM121 170H122V169H121ZM125 170H126V169H125ZM160 170L163 171V169H160ZM167 170H165V171H167ZM176 170H177V174H175ZM221 170H222V171H221ZM4 171H1L2 173L0 172V177H4V176H1V175H4V174H3ZM25 171L27 172V170H25ZM30 171H28V172H30ZM37 171H40V172L42 171V170H40L39 166H38V170H37ZM37 171H36V173H37ZM50 171H51V170H50ZM59 171H60V170H59ZM168 171H167V172H168ZM192 171H194V170H192ZM203 171H204V172H202V175H203V173L205 174L203 177H206L207 180H208V175H209V174L211 175V172H210L209 174H206L205 169H204ZM209 171H207V173H208ZM219 171H220V172H219ZM43 172H44V171H43ZM53 172H54V171H53ZM121 172H122V171H121ZM144 172H145V170H144ZM144 172H143V173H144ZM146 172H148L147 169H146ZM146 172H145V173H146ZM194 172H195V171H194ZM197 172H198V171H197ZM197 172H196V173H197ZM222 172H223V173H222ZM228 172H229V171H228ZM239 172H240V171H239ZM248 172H249V173H248ZM256 172H257V173H256ZM258 172H260V174H259ZM7 173H8V171H7ZM24 173H25V172H24ZM67 173H68V171H67ZM69 173H71V175H72V172H69ZM119 173H120V172H119ZM119 173H118V174H119ZM145 173H144V174H145ZM153 173H154V172H153ZM169 173H170V172H168L167 174L170 175ZM219 173L222 174V179L219 178V177H220ZM242 173H243V172H242ZM242 173H238V172H237V174H236V173H233V174H235V175L240 174V178H241V176H242V179L239 180V181H241V182H242V180H243L244 178L247 179V181L249 180L248 183L251 182V181H253L252 184H251V185H252V186H251L252 188L249 189V190H253V189H255L256 186L254 185V182H256V181H257L258 179H260V178L258 177L257 179H256V178H255V179H254V178L252 179L251 177L247 176L246 172H244V174H245L247 177L250 178V179H249V178L243 177L244 174H242ZM15 174H18V173H17V171L14 170V175H13V173H12V175L16 177ZM21 174H22V172H21ZM21 174H20V175H21ZM25 174H26V173H25ZM28 174L31 175V173H28ZM28 174L26 175L27 180H25V181H24V179H25V175H22L23 178H24V179L22 180L21 178H19L20 176H19V174H18V175H17V177H18V178H17V179H18L17 182L19 181L18 183H20V181H21V182H23L22 184H24L25 186L28 184V186H26L27 188L32 186V188H29L30 190H32L33 188H35L34 186H35V184H36L37 182L35 181V184H34V180H36L35 178H32V179H33V180H32L33 182H31V181L29 180V178H30L31 176L29 177ZM41 174H42V173H41ZM55 174H57V173L55 172ZM127 174H128V173H127ZM173 174H174V175H173ZM184 174H182V175H184ZM5 175H6V172H5ZM32 175H33V172H32ZM35 175H36V174H35ZM38 175H40V173H38ZM75 175H76V174H75ZM135 175H136V176H135ZM163 175H165V176H164V179L166 178L165 180H167V182H165V180H162V179H161V176H162V178H163ZM177 175H178V178H179V179L175 177V176H177ZM179 175H180V176H179ZM199 175H201V173H200ZM202 175H201V176H202ZM206 175H207V176H206ZM10 176H11V175L8 174V179L10 178L9 181L11 182V185L17 184V183L15 182V181H16V178L14 177L15 179H12L13 176H12V177H10ZM27 176H28V177H27ZM33 176H34V175H33ZM33 176H32V177H33ZM42 176H43V175H42ZM42 176H41V175H40V177L37 176V177L39 178L38 184L41 183V182L43 183L44 180H45L46 177H47V175H45L46 177L44 176L45 178H44V180H43V177H42ZM56 176H58V174H57ZM56 176H55V177H56ZM66 176H67V175H66ZM124 176H125V175H124ZM144 176H145V175H144ZM149 176H151V175L149 174ZM159 176H158V177H159ZM173 176H174V177H173ZM186 176H187V175H186ZM186 176H182L183 179L181 178L180 181L178 182L179 184L177 183V184H178V187H179V186L181 185L180 182L182 181V185H183V187H182V185H181L180 188L182 187L183 189L181 188V190H185L184 187H186L188 184L190 185V183L192 182V178H191V182H190V183H189V182L186 183V182H187V181H190V177H192V176H194V175L190 176V174H188V176H189V177H188L189 180H188V178H187ZM195 176H196V175H195ZM195 176H194V177H195ZM225 176H226V175H225ZM227 176H228V175H227ZM229 176H230V174H229ZM252 176H254V175H252ZM5 177H6V176H5ZM55 177H54V178H55ZM68 177H69V176H68ZM68 177H67V178H68ZM74 177H75V176H74ZM78 177H79V176H78ZM134 177H135V178H134ZM137 177H139V176H137ZM168 177H169V176H168ZM172 177H173V178H172ZM185 177H186V178H185ZM197 177H198V176H197ZM223 177H224V178H223ZM237 177L239 178V176H237ZM40 178H41V180H40ZM50 178H51V177H50ZM72 178H73V177H72ZM128 178H129V175H128ZM143 178H144V177H143ZM175 178H176L177 180L175 181V183H173V182H174L173 180H175ZM200 178L202 179V177H200ZM206 178H205V179H206ZM217 178H218V179H217ZM235 178H236V177H235ZM235 178H234V179H235ZM261 178H263V176H261ZM2 179H3V178H2ZM5 179H6V180H5V183H6V181H8V180H7V178H5ZM11 179L13 180V183H14V184L12 183V180H11ZM19 179H20V180H19ZM121 179H122V175H121ZM131 179H132V180H131ZM141 179H142V180H141ZM171 179H172V181H171ZM185 179H186V180H185ZM194 179H195V178H194ZM201 179H200V181H201ZM228 179H229V178H227L226 180H228ZM251 179H252V180H251ZM14 180H15V181H14ZM124 180H125V178H124ZM146 180H147V179H146ZM183 180H184V181H183ZM197 180H198V178H197ZM202 180H203V179H202ZM216 180H217V181H216ZM260 180H261V179H260ZM260 180H259V181H260ZM0 181H1V180H0ZM9 181L6 183V185L9 184ZM27 181H28V183H27ZM29 181H30V182H29ZM72 181H73V180H72ZM72 181H71V182H72ZM75 181H76V180H75ZM140 181H141V183H143V184H140V183H139ZM161 181H162L163 185H161V183H160ZM169 181H171V184H170ZM193 181H195V180H193ZM200 181H199V182H200ZM229 181H230V180H229ZM243 181H244V183H246L245 180H243ZM262 181H264V178H263ZM262 181H260V182H262ZM2 182H4V181H2ZM2 182H1V184H0V187H2V188H0V191H1V189L4 190V193H3L4 195H1V193H0V199H1V197L6 196L5 198H6L7 200H9V199L7 198V196L9 195V193H11V192H12V193H15V191H12V190L14 189V188L12 189V187H16V186H17V189H18L17 192H19V188L21 189V187H23L22 190L25 191L24 195H25L26 197L24 198V195L22 196V195L18 194L17 198H15V199L17 200V199L19 198V196H20V197L22 196V198H23L25 201L27 200V202H28L30 205L34 202V199H35V202H37V199H38V198H34V196L36 197V195L41 194L40 191L43 190L44 186H46V188H47V184L45 185V183H44L43 187H41L42 185H38V184H36V185H38L39 187H41L42 189H38L37 191H39V190H40V191H39L36 195H34V194L36 193V192H35L34 194L32 193V192L35 191L34 189H33L34 191H32V192L29 194L30 190H27V188H26V190H27V191H26L24 185L21 186V184H20V187H19V184L16 185V186H11V185L9 184V186H7V187H10V186H11V188H8V189H9V193H6L7 187L5 186V184L3 185ZM24 182H25V183H24ZM154 182H153V183H154ZM164 182L166 183V186H164V185H165ZM210 182H212V183H210ZM222 182H223V183H222ZM260 182H256V183L259 184ZM69 183H70V182H69ZM124 183H125V182H124ZM159 183H160V184H159ZM167 183H169V184H167ZM172 183H173V184H172ZM183 183H184V184H183ZM185 183H186L187 185H186ZM194 183H195V182H194ZM244 183H242V185H243ZM119 184H120V183H119ZM154 184H155V183H154ZM154 184H153V185H154ZM192 184H193V182L191 183L190 186H195V185H192ZM263 184H264V183H263ZM50 185H51V184H50ZM141 185H142V187H140ZM170 185H171V186H175V187H173V188L171 187V188H170ZM185 185H186V186H185ZM189 185H188L186 188L190 187ZM202 185H204V184H202ZM246 185L248 186V187L246 186V187H247L246 189L248 190V188H249L250 185L247 184V183H246ZM259 185H261V183H260ZM38 186H36V187H38ZM54 186H55V185H54ZM125 186H126V185H125ZM161 186H162V187H161ZM168 186H169V188H167ZM214 186H216V188H215ZM232 186H233V188H231ZM244 186H245V184L243 185V188L245 189ZM253 186H255V187L253 188ZM257 186H258V185H257ZM261 186H262V185H261ZM261 186H259V188H262ZM18 187H19V188H18ZM39 187H38V188H39ZM51 187H53V186H51ZM74 187H75V186H74ZM128 187H127V189H128ZM152 187H153V186H152ZM178 187H177V189H176L177 191H178ZM202 187H203V186H202ZM229 187H230V189H232V190H229ZM5 188H6V189H5ZM77 188H78V187H77ZM121 188H122V187H121ZM124 188H125V187H123V189H124ZM180 188H179V189H180ZM213 188H214V189H213ZM256 188H257V187H256ZM263 188H264V187H263ZM10 189H11V192H10ZM44 189H45V188H44ZM127 189H126V190H127ZM188 189H189V188H188ZM203 189H204V188H203ZM215 189H216V190H215ZM14 190H15V189H14ZM45 190H49V189H45ZM45 190H43V193H45V194H46V193H49V192L51 191V189H50L49 192H48V191L45 192ZM134 190H133V191H134ZM190 190H191V189H190ZM194 190H195V189H194ZM205 190H206V189H205ZM227 190H228V191H231V192H228ZM247 190H245V191H247ZM102 191H104V190H102ZM102 191H101V192H102ZM114 191H115V190H114ZM143 191H144V192H143ZM167 191H168V192H167ZM179 191H180V190H179ZM179 191H178V192H179ZM186 191H187V190H186ZM191 191H192V190H191ZM213 191H215V192L217 191V192L215 193V192H213ZM1 192H3V191H1ZM7 192H8V191H7ZM17 192H16V193H17ZM26 192H28V193H26ZM51 192H52V191H51ZM51 192H50L49 194H51ZM57 192H58V191H57ZM57 192H56V193H57ZM101 192H100V195H101ZM135 192H133V193L135 194ZM141 192L144 193V195H145L148 199H149V197H150L151 195L153 196V198H154V196H155V197H159V199L156 198L155 201H156V200H157V201H156V202H155V201L153 202V200H152L153 198L151 199V197H150V199H149L150 201L148 202V201H146L147 198L145 197V198H146V199H145L144 196L140 194ZM149 192H150L151 194H149ZM156 192H157V193H156ZM158 192H161L162 194H161V193L158 194ZM180 192H181V191H180ZM182 192H183V191H182ZM187 192H188V191H187ZM187 192H186V193H187ZM193 192H194V191H192V193H193ZM249 192H250V191H249ZM12 193L10 194L11 196H15V195H17V194L12 195ZM72 193H73V192H72ZM119 193H120V192H119ZM130 193H131V192H130ZM147 193L150 195L149 197L147 196ZM186 193H185V194H186ZM253 193H254L255 195H253ZM256 193H258V194H256ZM45 194H42L43 197H42L41 195H39L38 203H39L40 198L42 199V200H40V202L43 201V202L45 203V204H41V208H39L40 205L37 206L38 203H37V204H34V203H33L32 208H33L34 205H36V206L32 209L31 206H30L29 204L26 205L27 203L23 202V199H22L21 201H19V199H18L17 201L14 199V202H16V203H15V204L12 203V205H14V206H16V207L13 208L11 205H9L11 202H13V199H11V198H13V197H9L12 201L10 200L11 202L9 201L10 203L8 202L7 206L1 204L2 201L0 202V204L3 205V206L5 207V208L3 207L4 210L1 209L2 207H0V213H1V214L4 213V214H3L4 217H5V216L7 217V215L10 213V210H12V209H13L14 211H16V213H17L19 210H21L20 207H21L22 205H24L23 203H25L26 207L29 209L30 212H31V210H33V211H32L33 214H34V212H38L39 215H43V216H44V219L42 218L43 216H41V217H39V218H38V217L35 218V219H36V220H35L36 222L39 221V222L42 223V225H43V223L45 224V222H46L47 220L49 221L50 219H53V218L50 216V215H51L50 210H51V212H52V210L54 209V210H56V213H57V212H59V210H58V209H60L59 207H61V204H59V203H58L59 206H57L56 200H54V199H50L51 196H52L51 198L54 197V194H53V193H52L53 195H51L50 197H49L48 194H46V195H45ZM60 194H61V193H60ZM70 194H71V193H70ZM74 194H75V193H74ZM74 194H72V197H73ZM83 194L86 195V192L83 193ZM83 194L81 193V194H79V195H83ZM90 194H91V193H90ZM102 194H103V193H102ZM104 194H105V193H104ZM128 194H129V191H128ZM153 194H154V195H153ZM199 194H200V193H199ZM204 194H205V193H204ZM27 195H28L29 197H30V195H33V196H31V197L33 198V202H32V203H30V201H28V200H32V199H31V197L29 198ZM57 195H58V194H57ZM77 195H78V194H77ZM98 195H99V194H98ZM135 195H136V194H135ZM159 195H161L162 197L159 196ZM180 195H181V194H180ZM191 195H192V194H191ZM47 196H48V197H47ZM67 196H68V195H67ZM102 196H103V195H102ZM129 196H130V195H129ZM189 196H190V195H189ZM27 197H28V198H27ZM55 197H56V196H55ZM57 197H58V196H57ZM62 197H63V195H62ZM74 197H76V196H74ZM94 197H95V196H94ZM125 197H126V198H125ZM138 197H139V198L143 197V198H141V202H139L140 199H138ZM160 197H161L162 199H161ZM185 197H186V195H185ZM206 197L204 196V198H206ZM212 197H213V196H212ZM240 197H242V198H240ZM259 197H260V196L258 195L257 198H259ZM3 198H4V197H3ZM5 198H4V201H5ZM46 198H47V199H46ZM64 198H66V197H64ZM68 198L70 199L71 197L69 196ZM102 198H103V197H102ZM109 198H110V196H108V199H109ZM116 198H117V197H116ZM118 198H119V197H118ZM190 198H191V197H190ZM192 198H193V197H192ZM198 198H200V197L198 196ZM239 198H240L241 201H243V200L246 199L247 202H245V203H244V202H241V201L239 200ZM243 198H244V199H243ZM56 199H57V198H56ZM62 199H63V198H62ZM62 199L60 198V200H62ZM71 199H72V198H71ZM71 199H70V201H68V202H70L71 204H73V202L76 201V199H75V198H74L75 200H73V199L71 200ZM78 199H79V198H78ZM105 199H106V198H105ZM113 199H114V198H113ZM113 199H112V200H113ZM132 199H133V198H132ZM144 199H145V201H144ZM148 199H147V200H148ZM160 199H161V200H160ZM242 199H243V200H242ZM2 200H3V199H2ZM50 200H51V201H50ZM53 200H54L55 202H54ZM64 200H65V199H64ZM66 200H67V199H66ZM119 200H118V201H119ZM151 200H152V202H153L152 204H150V203H151ZM167 200H168V201H167ZM171 200H170V201H171ZM175 200H176V199H175ZM179 200H180V199H179ZM185 200H186V199H185ZM209 200H210V201H209ZM217 200H219V201H217ZM251 200L253 201V202H252V205L255 206V207H253L252 209H255V210H256V211L253 210L252 213L255 212L254 215L258 216V217L261 219V220H260V219L258 218L260 221H258V220H255V221H258L260 224H259V223H256L253 219H251V217H252V213H251L252 209L249 210V208H251V205H250ZM259 200H261V199H259ZM259 200H258V201H259ZM46 201L48 202L47 205H46V203H47ZM49 201H50V203H49ZM52 201H53L56 205H55L54 203L52 204ZM71 201H73V202H71ZM77 201H78V200H77ZM106 201H108V200L106 199ZM109 201H110V199H109ZM128 201H129V202H128ZM182 201H183V200H182ZM215 201H217L219 205H216V204H215ZM256 201H257V200H256ZM256 201H255V202H256ZM258 201H257V202H258ZM5 202H7V201H5ZM19 202H21L22 205H20L21 203H19ZM43 202H41V203H43ZM59 202H60V201H59ZM64 202H65V201H64ZM68 202H66V205L68 204ZM120 202H118V205L116 206V207H118V209H122V208L119 206ZM143 202H144L145 204H143ZM146 202H147V203H146ZM189 202H190V200H189ZM189 202H188V203H189ZM191 202H192V201H191ZM201 202H202V199H201ZM213 202H214V203H213ZM217 202H216V203H217ZM222 202H223V203H222ZM259 202H260V201H259ZM263 202H264V201H263ZM62 203H63V202H62ZM97 203H99V201H98ZM100 203H101V202H100ZM105 203H106V202H105ZM110 203H111V202H110ZM110 203H109V204H110ZM126 203H127V204H126ZM148 203H149V204H148ZM169 203H170V202H169ZM182 203H183V202H182ZM194 203H195V201H194ZM194 203H193V204H194ZM211 203H212V204H211ZM220 203H222V204H220ZM243 203H244L245 209H241V207L244 208V206H241V204L243 205ZM247 203H248V204H247ZM17 204L20 205V207L17 208ZM106 204H107V203H106ZM106 204H105V205H106ZM112 204H113V203H112ZM112 204H111V205H112ZM114 204H115V203H114ZM114 204H113V205H114ZM147 204H148V205H147ZM206 204H208V206H209V204H210V207L213 206L212 209L215 208L214 211L212 210L213 212H211L210 207H207ZM213 204L216 205V207H214ZM245 204H246V205H245ZM257 204H258V203H257ZM54 205H55V206H54ZM68 205H69V204H68ZM107 205H108V204H107ZM111 205L109 206V209H108V207H107V210L104 211L105 213H103V214L106 215L107 211L110 210ZM115 205H116V204H115ZM115 205H114V207H115ZM125 205H124V206H125ZM128 205H127V206H128ZM136 205H138V206H136ZM140 205H141V207H140ZM143 205H144V206H143ZM158 205H159V207H158ZM211 205H212V206H211ZM223 205H224V208L222 207ZM247 205H248V206H247ZM42 206H43V207H42ZM44 206H46V207H48V208H45ZM69 206H71V205H69ZM73 206H75V204H74ZM76 206H77V205H76ZM79 206H80V204H79ZM81 206H82V205H81ZM81 206H80V208H81ZM102 206H103V204H102ZM127 206H126V208H127ZM162 206H163L164 208H161ZM171 206H173V205H171ZM194 206H196V204H195ZM201 206H203L204 208L202 207L203 209L200 210V207H201ZM205 206H206V207H205ZM249 206H250V207H249ZM6 207H7V212H8V213H7V212H4V211H6ZM8 207H9L10 209H9ZM26 207H25V209H26ZM29 207H30V208H29ZM36 207L39 209L40 212L38 211V209H37ZM56 207H58V209H55ZM63 207H64V206H63V204H62L61 209H63V211H62V210H61V211H62V212H66V213H65V215H66V214H67V211H68V208H70V207H66V206H65L67 209H65V207H64V208H63ZM77 207H78V206H77ZM77 207H76V208H77ZM89 207H90V206H89ZM93 207L95 208L96 206L94 205ZM99 207H100V206H99ZM114 207L112 206V209L110 210V213H109V211H108L107 216L104 215L105 217H102L103 215L100 216V215H101V213H100L98 218H101V219L104 218V219H102V220L100 219L101 221L106 220L107 217H108L110 220H113V221H114V220H117L118 217L120 216V212H123L124 210H122V211L120 210V212L117 211L118 214H119V216H118V214H117L116 212H113V211L116 209V207H115V209H114ZM119 207H120V208H119ZM133 207H134V208H133ZM135 207H137V208H135ZM157 207H158V208H157ZM187 207H189V210L192 209L191 205H189V206H187ZM220 207H222V208H220ZM11 208H12V209H11ZM16 208L19 209V210H16ZM42 208H43V209H42ZM71 208H72V206H71ZM73 208L76 209L75 207H73ZM78 208H79V207H78ZM94 208H93V209H94ZM101 208H102V207H101ZM104 208L106 209L105 206H104ZM143 208H144V209H143ZM171 208H172V207H171ZM216 208H219V209H216ZM247 208H248V209H247ZM30 209H31V210H30ZM36 209H37V211H35ZM44 209H45V211L42 212V210H44ZM82 209H83V208H82ZM93 209H91V211H92ZM96 209H97V208H95V210H96ZM99 209H100V208H99ZM134 209H135V210H134ZM161 209H162L163 211H161ZM221 209H222V210H221ZM240 209H241L242 213H241V211H240V212H237V211L240 210ZM54 210H53V214H52V216H53V217H54V216L59 217V219H58L57 221H59V220L61 219V217H63V219L60 220L61 222H63V223H62L63 225L61 224L63 227L65 226L64 224H66V223H64V221L66 220V222H67V221L70 220V218L67 219V216H69L70 214H73L74 211H75V210H72V212L68 211V212H70V213H69L67 216L64 217L61 211L59 212V213H60V216L57 215L58 213L55 215ZM65 210H66V211H65ZM69 210H70V209H69ZM79 210H80V209H79ZM79 210H76V211H79ZM85 210H86V209H85ZM141 210H142V211H141ZM155 210H156V211H155ZM187 210H188V209H187ZM218 210H219V212H218ZM243 210H244V212H243ZM245 210H247V213L245 212ZM248 210H249V211H248ZM46 211H47V213H46ZM76 211H75V213H76ZM86 211H87V210H86ZM91 211H90V212H91ZM97 211H98V210H97ZM102 211H103V210H101V212H102ZM133 211H132V212H133ZM160 211H161V212H160ZM165 211H166V210H165ZM182 211H183V209H182ZM209 211H210V212H209ZM20 212L23 213V211L21 210V211H19L17 214L20 215V214H21ZM80 212H82V211L80 210ZM80 212H79V213H80ZM94 212H95V211H94ZM98 212H100V210H99ZM152 212H153V213H152ZM230 212H231V214H230ZM233 212H234V213H233ZM248 212H249V214H248ZM257 212L259 213L260 216L257 215ZM6 213H7V215H6ZM25 213H26V212H25ZM32 213H31L30 215H32ZM40 213H41V214H40ZM43 213H44V214H43ZM45 213H46V214H48V213L50 214V215H49L50 217H48L47 220H45V219L47 218V217L45 216V215H46ZM83 213H84V210H83ZM86 213H87V212H86ZM111 213H112V215H111ZM114 213H115L116 215H114ZM202 213H203V212H202ZM243 213H245L246 216H244L245 214H243ZM250 213H251V215H250ZM11 214H13V216H10V215H9L8 218H6V217H5L6 219L3 218V219H4V223H5V221H6L7 219H8V221H9V219L11 220V218H13V219L15 218L14 212H11ZM61 214H62V216H61ZM81 214H82V213H81ZM94 214H95V213H94ZM96 214H97V212H96ZM96 214H95V215H96ZM161 214H163V213H161ZM165 214H166V213H165ZM167 214H168V213H167ZM182 214H181V215H182ZM232 214H233L234 216H233ZM238 214H242L241 216H243L245 219H246L247 216H249V217H247V220L245 221V222H247V223H244V220H245V219H244L243 217H242L243 222H241V221H242V220H241V216H239ZM262 214H263V215H262ZM30 215H29V216L27 215V222L29 221L28 218H32V216H30ZM35 215H37V213H35ZM39 215H37V216H39ZM76 215H78V214L76 213ZM76 215H75V222H73V223H74L73 227L75 226V227H74L75 229H73V228H70V229H71V232H72V231L77 232V231H76L77 228L80 227V228L78 229V232H79V233L77 232V233H78V236H79V235L82 234V233H81L82 228H84V231H82V232H84V233L86 232V233H87V230L89 229V228L87 229V227L91 225V224L88 225V223H90L89 218L92 216V214H91L90 217H89V216H86V214L83 215L84 217H82V216L79 214L78 218L76 217ZM87 215H88V213H87ZM97 215H98V214H97ZM97 215H96V216H97ZM108 215H109V216H108ZM113 215H114V216H113ZM176 215H177V214H176ZM181 215H180V216H181ZM195 215H193V216H195ZM204 215H206V216H204ZM230 215H231L232 217H230ZM254 215H253V217L256 218V216H254ZM0 216H1V215H0ZM71 216L73 217V215H70L69 217H71ZM96 216H95V217H96ZM115 216H116V217H115ZM121 216H123V214H121ZM121 216L119 217L118 220L121 219ZM162 216H163V215H162ZM1 217H2V216H1ZM10 217H11V218H10ZM45 217H46V218H45ZM79 217L86 218L88 223H87L84 219L79 218ZM114 217H115V219H113ZM135 217H137V218H135ZM197 217H198V218H197ZM205 217H206V218H205ZM253 217H252V218H253ZM19 218H22V217L19 216ZM37 218H38V219H37ZM41 218H42V219H41ZM92 218H94V217H92ZM92 218H91V219H92ZM111 218H112V219H111ZM116 218H117V219H116ZM138 218H139V219H138ZM146 218H148V217H146ZM154 218H156V217H154ZM159 218H160V217H159ZM164 218H165V217H164ZM194 218H195V217H194ZM263 218H264V217H263ZM13 219H12V220H13ZM15 219H16V218H15ZM15 219L13 220L14 222H16ZM39 219L44 220V222H43V221L41 222V220H39ZM77 219H78V220L81 219V221H82L83 223H86V224H83V223L81 224V223H79L80 221H78ZM109 219H108V220H109ZM140 219H142L143 223H142V221H141V223H140ZM150 219H151V218H150ZM256 219H257V218H256ZM33 220H34V218H33ZM63 220H64V221H63ZM76 220H77L78 222H77ZM138 220H139V221H138ZM181 220H182V222H183L182 224H184V225L181 224ZM184 220L187 221L186 224L184 223ZM248 220H250V222L253 220V221L256 223V225H255V223H253V225H255V226H253V228L255 227V229H257L256 231H255V229H252V227H250V226H249V228H250V230H251V229H252V230L250 231V230L248 229V227H247L248 225H247V224H250V223L248 222ZM0 221H2V220H0ZM8 221H7L6 223H8ZM23 221H24V220H23ZM25 221H26V218H25ZM53 221H54V220H52V222H53ZM60 221H59V223H61ZM73 221H74V220H73ZM113 221H112V222H113ZM122 221H125V220H122ZM122 221L120 220L119 222L117 221V222H114V223H117V224H118L117 226L120 227V225H122V224H119V223L122 222ZM156 221H157V220H156ZM164 221H165V220H164ZM189 221H190V224L188 225V222H189ZM193 221H192V222H193ZM9 222H10V221H9ZM31 222H33V221H31ZM31 222L29 221V223H31ZM70 222H71V220H70ZM70 222H69V223H70ZM91 222H92V221H91ZM144 222H145V223H144ZM149 222H150V221H149ZM239 222H240L241 224H240ZM0 223H1V222H0ZM2 223H3V222H2ZM6 223L3 224V225H5V227L3 228V226H2V228H3L4 230L6 229V230H8V231L11 230V232L14 234V233H15V229H14L15 227H14V226H15L17 223L14 225V223L11 221L9 226L6 225ZM11 223H13V224H11ZM24 223H25V222H24ZM37 223H38V222H37ZM46 223H48V222H46ZM56 223L58 224V222H56ZM75 223H76V225H75ZM106 223H107V224L105 225L106 227H104L106 233H107V232H109V233L114 232L113 229L117 231V229H116L117 226H116V225H115L114 227H112L113 224H111V222H106ZM108 223H109V224H108ZM126 223H127V222H126ZM243 223L246 224V227H247V228H246V227H243V225H244ZM8 224H9V223H8ZM33 224H34V222H33ZM38 224H39V223H38ZM53 224H55V223H53ZM57 224H56V226L59 227L60 224H59V225H57ZM67 224H68V223H67ZM67 224H66V226H67ZM78 224H79L80 226H79ZM104 224H105V223H104ZM160 224H161V223H160ZM175 224H176V226H175ZM251 224H252V222H251ZM257 224H258V225H257ZM11 225H12V228H13L14 230L11 228ZM13 225H14V226H13ZM19 225H20V224H19ZM24 225H25V224H24ZM30 225L32 226V224H30ZM30 225H29V226H30ZM49 225H50V223H49ZM94 225H96V224H92L91 227H93ZM107 225H108V226L110 225V226L112 227V230H111L110 226H109V228H108ZM123 225H125V223H123ZM137 225H138V227L140 228V230H139V228H138V230H137ZM180 225H179V226H180ZM240 225H242V227H240ZM259 225H262V226H259ZM0 226H1V225H0ZM7 226H8V227H7ZM22 226H23V225H21V228H19L18 230L21 229V231L23 232L26 228L24 229ZM27 226H28V225H27ZM27 226H24V227H27ZM29 226H28V227H29ZM34 226L37 227L38 225H35V224H34L33 227H34ZM51 226H52V224H51ZM62 226H60V227L62 228ZM82 226H83V227H82ZM101 226H102V229H103V224H102ZM131 226H132V227H131ZM134 226H135L136 228H135ZM163 226H164V225H163ZM167 226H168V225H167ZM6 227H7V228H6ZM36 227L31 228L32 230H30V234H31V231H33V229L36 230ZM47 227H48V225H47ZM60 227H59V228H60ZM69 227H72V225L69 226ZM69 227H68V229H69ZM76 227H77V228H76ZM97 227H98V226H97ZM119 227H118V229H119ZM124 227H125V226H124ZM142 227H143V228H142ZM150 227H151V226H150ZM260 227H261V228H260ZM2 228H0V229H2ZM17 228H18V227H17ZM38 228H39V226H38ZM43 228H44V227H43ZM53 228H55L54 230L56 231V227H53ZM125 228H126V227H125ZM127 228H126V229H127ZM129 228H128V230L125 231V233L123 232L125 229H124L123 231H121V229H119L118 232H121V235L118 236V239H119L120 236L122 237V236L124 235V238L122 237V238H123V241H124L125 237H128V236H129V235L127 234V233H128L127 231H130V232L132 231L131 233L129 232V234H131V236H129V238H131V239L133 238L132 240H134V239H136V238L138 239V237H139V239L141 238L140 235H138V234H139L138 232L134 234V233H133V230H129ZM141 228H142L143 230H141ZM148 228H149V227H148ZM151 228H152V227H151ZM158 228H159V226H158ZM245 228H246L247 230H249V233L247 232V230H246ZM22 229H23V230H22ZM27 229H28V228H27ZM27 229H26V232H24V233H26V235L29 233V231H28V233H27ZM39 229H40V228H39ZM57 229H58V228H57ZM66 229H67V227H66ZM80 229H81V230H80ZM86 229H87V230H86ZM90 229H91V228H90ZM98 229L100 230V227H98ZM98 229H97V230H98ZM109 229H110L112 232H110ZM122 229H123V226H122ZM161 229H162V228H161ZM258 229H260V230H258ZM261 229H262V230H261ZM6 230H5V231H6ZM12 230H13V231H12ZM18 230H17V231H18ZM48 230H49V229H48ZM51 230H52V227H51L50 231H51ZM58 230H59V233H61V232H60L61 229H58ZM62 230H63V229H62ZM79 230H80V231H79ZM97 230H96V231H97ZM145 230H146V229H145ZM145 230H144V231H145ZM156 230H157V229H156ZM196 230H195V231H196ZM200 230H205V232H204V231H200ZM236 230H237V236H236V237H235V236L233 237L232 235H236L235 232H234V231H236ZM253 230H254V231H253ZM8 231H7V232H8ZM38 231H39V230H38ZM55 231H54V232H55ZM88 231H89V230H88ZM90 231H91V230H90ZM102 231H103V230H102ZM105 231H104V232H105ZM198 231H200V233H198ZM229 231H231V235H230V234H229V235L232 236V237H229V235H228ZM252 231L255 232L256 234L258 233V235L253 234ZM18 232H19V231H18ZM22 232H20V233H18V234H17V232H16V234H15L13 237L15 238V236H16L17 239L14 240V243H12L13 240H11L12 242H10V245H11V243H12V245L16 243V244L13 245V246H14L15 248H18L19 246H18V247L16 246V245H18V244H17L18 241H19L20 244L22 243V245L24 246V249H25V252L22 251V253H23V254H21L22 257H24V256H29V255H28L29 253H27V252H28V251L31 252V251H30V249H31V250L34 252V253H32V256H33L32 259H33L34 261H36L35 259H37V263L39 262L38 264H40V263H41V264H59V263L61 264L60 260H59V263H57V261H58L57 258H58L61 254H62V255H61L62 257L64 256L63 258H65V256H66L65 260L68 259V262H69V263L67 262L68 264H73L74 261H75L74 264H79V263H76V262H77V260H78V261L80 260L79 257H81L82 254H83L82 250H83V251L85 250V249H84L85 247H84L83 249H81L80 246H79V249H81L80 251L77 250V249H78L77 246H76L77 249H76L74 246H72V249H70L71 246H69V245H70V244H74V245H75V243H74V242H73V243H67L68 241H66V242H62L63 239H61V240H60L61 244L63 243L64 245H66V248H67V250H68L69 252H68L66 249L63 250V248H62V246H64L63 244L60 245L61 247H59V244H58V243H60V242H58V243L56 242V241H59V240H54V241L58 244V247H57V248H60V249H61V251H59V253H60V252H61V253L58 254L59 256L57 255L58 252H56V251L54 250V249L57 250V248H54L53 250H54L55 252H53V250H51V249L49 250L50 247H46L47 249H44V250H45V251H48V250H49L48 253L45 252L44 250H42L40 247H41V244H43V243H41V242L38 243V247H37V248L40 249V250H42V252H39L40 250L35 252V250H37V249H35V250L32 249V248H34L35 246H37V245L34 244L35 242L33 241L35 238H34V239L32 238V240H31L30 236H32V235L29 234V235H30V236H29V239H28L27 237H24V239H26L25 244H27L28 242H30V243L27 244V249H28V251H27V249L25 248V244H23L24 242H22L21 240H19L20 237H18V236H21ZM35 232L37 233V231H35ZM35 232H34V233H35ZM40 232H41V230H40ZM62 232H64V230H63ZM68 232L71 233L70 230H69ZM74 232H73L72 234H74ZM104 232H100V233H104ZM122 232H123V233H122ZM142 232H143V233H142ZM203 232H204V233H203ZM238 232H239V233H238ZM246 232H247V233H246ZM251 232H252V235L254 236V238H253L252 235H251V237H250V233H251ZM4 233L6 234V232H4ZM34 233H33V234H34ZM46 233H48V232H46ZM51 233H52V232H50V234H51ZM55 233L57 234L58 232H55ZM132 233H133L134 236L132 235ZM141 233H142V234H141ZM145 233H146V232H145ZM158 233H159V234H158ZM180 233H179V234H180ZM185 233H186V234H185ZM9 234H10V233H9ZM19 234H20V235H19ZM52 234H54V233H52ZM61 234H62V233H61ZM61 234H60V235H61ZM96 234H97V232H96ZM119 234H120V233H119ZM122 234H123V235H122ZM126 234H127L128 236H126ZM152 234H153V233H152ZM199 234H200V236H201V243H199V242L197 243V241H199V240H198L199 238L197 239V237H199ZM202 234H204V237L202 236ZM245 234H246V235L249 234V236H248V238L250 237L249 240H248V238H246L245 236H244L245 238L243 237V235H245ZM26 235L22 234V236H26ZM38 235H39V234H38ZM63 235H64V234H63ZM63 235H62V236H63ZM66 235L70 236L71 234H68V233H67ZM86 235H87V234H86ZM88 235H89V234H88ZM88 235H87V237H88ZM94 235H95V233H94ZM107 235H108V234H107ZM111 235H112V234H111ZM111 235H108V236H110V239H109V243H110V245H109V246H111V241L114 240L113 238H112V240H111ZM137 235H138V236H137ZM255 235H256V236H255ZM71 236H72L71 238H73L74 235H71ZM83 236H85V235L83 234ZM89 236L91 237V235H89ZM102 236H103V235H102ZM108 236H107V237H108ZM112 236H113V235H112ZM195 236H196V239H195ZM8 237H9V236H8ZM32 237H33V236H32ZM58 237H59V236H58ZM66 237H67V236H65V240H66ZM76 237H77V234H76V236H74V238H76ZM79 237H82V235L79 236ZM79 237H77L76 240H75L74 238L71 239V238L69 237L70 239H68V240H70V241H73V240H74V241L77 243V241H78L77 239H78ZM90 237H89L88 239H90ZM93 237H94V239H95V236H93ZM93 237H92V238H93ZM99 237H100V236H99ZM99 237H97V239H99ZM134 237H135V238H134ZM241 237H243L244 240H242L243 238H241ZM255 237H258V238H256L257 240L255 239ZM2 238H3V236H2ZM2 238H1V239H2ZM42 238H43V237H42ZM53 238H56V237H53ZM62 238H64V237H62ZM82 238H83V237H82ZM85 238H86V236H85ZM170 238H171V239H170ZM190 238H191V239H195V241H194L195 246H196L197 244H198V246H199V244L202 245V246H201V247L199 246V248H198V247H194V245H193V243H192L193 241L191 240V241H192V242H191L192 244L190 243V241H188V240H190ZM203 238H204V239H203ZM251 238L255 239L258 243L255 242V241H253ZM260 238H261V237H260ZM20 239H23V238L21 237ZM37 239H38V238H37ZM43 239H44V238H43ZM57 239H58V238H57ZM83 239H84V238H83ZM139 239H138V240H139ZM187 239H188V240H187ZM202 239H203V241H202ZM4 240H5V239H4ZM4 240H3V241H4ZM29 240H30V241H29ZM65 240H64V241H65ZM79 240L81 241V238H80ZM85 240H86V239H85ZM90 240H91V239H90ZM101 240H102V239H100V241H101ZM140 240H141V239H140ZM0 241H1V240H0ZM8 241H9V240H8ZM16 241H17V242H16ZM20 241H21V242H20ZM23 241H24V240H23ZM51 241H52V239L50 240V243H51ZM88 241H89V240H88ZM100 241H99V242H100ZM105 241L108 242V239L106 240V236H105ZM117 241H118V240L116 239V242H117ZM126 241H127V240H125V243H126ZM172 241H173V242H172ZM242 241H243V242L245 241L244 244H246V243L248 242L249 245H248V243H247V245L245 246V245L242 243ZM252 241L255 242V243L252 244V243H251ZM4 242H5V241H4ZM6 242H7V241H6ZM52 242H53V241H52ZM55 242H54V243H55ZM82 242H84V240H82ZM94 242H95V241H94ZM96 242H97V241H96ZM96 242H95V243H96ZM114 242H115V240H114ZM119 242H121V243H119ZM140 242L142 243V241H140ZM145 242H143V243H145ZM170 242H171V243H170ZM195 242H196L197 244H196ZM260 242H261V243H260ZM7 243L9 244V242H7ZM7 243H6V246H7V247L5 246V248L10 247V245L8 246ZM32 243H33L34 246L32 245ZM50 243H49V244H50ZM66 243H67V244H66ZM84 243H85V242H84ZM84 243H83V244H84ZM86 243H87V241H86ZM89 243H90V242H89ZM91 243L94 244L93 242H91ZM97 243H98V242H97ZM118 243H119V244H116V243H113V241H112V247H113V246L115 247V245H117V246L119 245V247H121L120 244H122V243H123V245H124V242H122V240H119ZM134 243H135V242H133V244H134ZM173 243H174V244H173ZM241 243H242V245H244V246L247 247L248 249H249V247H250V249H249V251H248V252H249V255H248L247 258L245 257V254H246V253H244V252H246V251H245L246 249H245L244 252H243L244 254H242V250H241L240 253H237V251H238L237 247L240 249V247L242 246ZM256 243H257L258 245H260V246L255 245ZM4 244H5V243H4ZM4 244H2V245H4ZM39 244H40V245H39ZM113 244H115V245H113ZM130 244H131V243L128 242V244H125V245H127L128 248H129V247H130ZM133 244H132V246L130 247V249H131V248H134ZM159 244H161V243H159ZM171 244H173V246H172ZM190 244H191V245H190ZM235 244H237V246L233 247ZM12 245H11V246H12ZM30 245H32V246H30ZM43 245H44V244H43ZM67 245H68V247H67ZM80 245H81V244H80ZM94 245H95V244H94ZM107 245H108V244H107ZM107 245H106V246H107ZM123 245H122V246H123ZM125 245H124V246H125ZM134 245H135V247H136V244H134ZM167 245H166V246H167ZM240 245H241V246H240ZM253 245H254L255 248L253 247ZM100 246H102V245L100 244ZM104 246H105V245H103V247H104ZM109 246H108V248H109ZM127 246H125L126 249L124 248L123 251H126L127 258H131V257H128V254H127V253H128ZM145 246H146V248H145ZM239 246H240V247H239ZM262 246H264V244H262ZM28 247H29L30 249H29ZM42 247H43V246H42ZM91 247H92V245H91ZM112 247H110V248L112 249ZM114 247H113V248H114ZM149 247H151V246H149ZM172 247H174L173 250H172ZM178 247H181V248H178ZM182 247H184V248H182ZM231 247L235 248V250H233ZM245 247H243V248H245ZM252 247H253V248H252ZM257 247H258L259 249H258ZM10 248H11V247H10ZM22 248H23V247H22ZM35 248H36V247H35ZM43 248H44V247H43ZM86 248H87V247H86ZM110 248H109V249H110ZM136 248L138 249L139 247L137 246ZM177 248H178V249H177ZM260 248H261V249H260ZM12 249H13V247H12ZM60 249H59V250H60ZM88 249H90V248L88 247ZM101 249H102V248H101ZM104 249L108 251V249H106V247H104ZM115 249H116V247L114 248V250H115ZM140 249H142V248H139V250H140ZM143 249H142V250H143ZM175 249H177V250H175ZM180 249H181V250H180ZM196 249H195V250L193 249L192 251L194 252V251H196ZM225 249H226V250H225ZM236 249H237V251H236ZM248 249H247V250H248ZM21 250H22V249H21ZM75 250H76V251H79V253H77V255H79L80 252H82V253L80 254V256H76V254H74V251H75ZM91 250H92V249H91ZM97 250H98V252L100 251L98 248H97ZM97 250H96V252H97ZM114 250H113V252H114ZM133 250H136V249H133ZM139 250H138V251H139ZM161 250H162V249H161ZM178 250H180V253L178 252V254H175V253H177ZM187 250H188V249H187ZM4 251H8V250H4ZM70 251L73 252L74 255H73ZM76 251H75V252H76ZM86 251H87V250H86ZM88 251H90V250H88ZM88 251H87V252H88ZM102 251H104V250L102 249ZM115 251H116V250H115ZM123 251H122V255L124 256V255H125V252L123 253ZM136 251H137V250H136ZM152 251H153V252H152ZM173 251H175V253H174ZM185 251H186V250H185ZM234 251H236V252H235L236 254H234ZM239 251H240V250H239ZM239 251H238V252H239ZM0 252H1V250H0ZM2 252H3V251H2ZM8 252H9V251H8ZM8 252H7V253H8ZM62 252H63V253H62ZM65 252H67V253H65ZM84 252H85V251H84ZM110 252H112V251H110ZM110 252H109V253H110ZM132 252H134V251H131V253H132ZM139 252L141 253L142 251H139ZM139 252H138V254H139ZM186 252H187V251H186ZM221 252H222V253H221ZM229 252H226L227 254L224 255V257H221V256H220V257L218 258V259H220V263H219V264H227L229 261H231V258L229 257V256H230V255H229ZM7 253H6V256L10 255V254H7ZM10 253H11V252H10ZM54 253H56V255H57V256H56V257H57L56 259H55V257H54ZM68 253H71V254H69L70 257L67 258V256H69V255H66V254H68ZM129 253H130V252H129ZM190 253H191V252H190ZM203 253H204V254H203ZM11 254L13 255L14 259L11 258V259H12V260H11L9 257H12V255L9 256V257H8V261H7V260L3 261L5 264H11V263H9L10 260H11V262H12L13 260H17V261H18L19 258L21 257V256H18V254H13V253H11ZM24 254H25V255H24ZM35 254H36V255H35ZM64 254H65V255H64ZM84 254H85V253H84ZM90 254H91V253H90ZM90 254H89V255H90ZM92 254H93V252H92ZM96 254H97V253H96ZM111 254H112V253H111ZM134 254H135V252H134ZM194 254H196V253H194ZM239 254H240V256H239ZM247 254H248V253H247ZM247 254H246V255H247ZM4 255H5V253H4ZM15 255H17V256H15ZM19 255H20V253H19ZM86 255H87V253H86ZM89 255H88L87 257H89ZM126 255H125V257H126ZM132 255H133V253H132ZM136 255H137V253H136ZM142 255H141V256H142ZM155 255H156L155 258H156L157 261L153 260V258H154ZM157 255H158V256H157ZM192 255H193V253H192ZM212 255H213V254H212ZM217 255H218V254H217ZM236 255H237V256H236ZM30 256H31V255H30ZM72 256H73L72 259H74V260L71 261V260H72V259H71V260L69 261V258H71ZM74 256L77 258L76 260H75ZM83 256H84V255H83ZM83 256H82V257H83ZM90 256H91V255H90ZM141 256H140V257L134 256L135 258L137 257V259H134V257H133V261H134V260H135V262H136V260L139 261V260L141 259ZM160 256H161V257H160ZM185 256H184V257H185ZM225 256H226V258H225ZM241 256H242V258H243V257H245V258L241 259V258H240ZM2 257H4V256L2 255ZM2 257H1V258H2ZM16 257H18V259H17ZM22 257H21V258H22ZM34 257H37V258H34ZM82 257H81V261L85 260V262H86L87 264H88V262H91V261L93 262V259H91V261L88 260V262H87V261H86L87 258L85 259V257H83L84 259H82ZM91 257L93 258V256H91ZM91 257H90V258H91ZM96 257H98V255H96ZM111 257H113V256H111ZM111 257H110V258H111ZM116 257H117V256H116ZM180 257H181V255L179 256V259H180ZM210 257H211V256H210ZM210 257H209V258H210ZM5 258H6V257H5ZM24 258H25V257H24ZM29 258H31V257H29ZM114 258H115V256H114ZM138 258H139V259H138ZM150 258H151V259H150ZM155 258H154V259H155ZM158 258H159V259L161 258V259H162V262H158V261H160V260H158ZM174 258H176V261H175ZM181 258H182V257H181ZM213 258H215V257L213 256ZM213 258H212V259H213ZM221 258H222V262H221ZM223 258H225V260H224ZM3 259H4V258H2V260H3ZM38 259H39V260H38ZM59 259H60V258H59ZM61 259H62V258H61ZM111 259H112V258H111ZM119 259H120V258H119ZM167 259H168V261H167ZM216 259H217V257H216ZM216 259H215V260H216ZM229 259H230V260H229ZM240 259H241V260H240ZM2 260H1L0 262H2ZM56 260H57V261H56ZM63 260H64V259H63ZM63 260H61V261H62V264H63V262L66 263V261H63ZM95 260H96V258H95ZM117 260H118V259H117ZM147 260H148V261H147ZM173 260H174V261H173ZM181 260H182L183 262H187V264H190V262H192V261H191V258H189V259H186V258L183 259V258H182ZM192 260H193V259H192ZM26 261H27V260H26ZM97 261H99V260L97 259ZM102 261H104V260H102ZM142 261H143V262H142ZM153 261H154L155 263H154ZM163 261H164V262H163ZM182 261L180 262V264H181V263H182V264H186V263H183ZM189 261H190V262H189ZM218 261H219V260H218ZM223 261H224V262H223ZM238 261H239V262H238ZM242 261H244L245 263L242 262ZM255 261H252L251 264H253V262H254V264H255ZM3 262H2V264H3ZM14 262H16V261H14ZM21 262H22V261H21ZM71 262H72V263H71ZM79 262H80V261H79ZM85 262H84V261H83V262H80V264H81V263L84 264ZM100 262H101V261H99V263H100ZM122 262H123V261H122ZM156 262H157V263H156ZM193 262H194V261H193ZM193 262H192V263H193ZM195 262H194V264H196ZM210 262H211V261H210ZM258 262H257V263H258ZM260 262H259V263H260ZM65 263H64V264H65ZM67 263H66V264H67ZM110 263H111V262H110ZM114 263H115V262H114ZM120 263H121V262H120ZM125 263H126V262H125ZM128 263H130V260H129ZM133 263H134V262H133ZM178 263H179V262H178ZM178 263H176V264H178ZM192 263H191V264H192ZM257 263H256V264H257ZM25 264H26V263H25ZM27 264H28V263H27ZM31 264H33V263H31ZM103 264H104V263H103ZM117 264H118V261H117ZM137 264H139V262H138ZM173 264H175V263H173ZM201 264H202V263H201ZM212 264H216V263H215V262H214V263L212 262ZM229 264H230V263H229Z\"/></svg>",
	"mask_w": 264,
	"mask_h": 264
}]
</instances>
